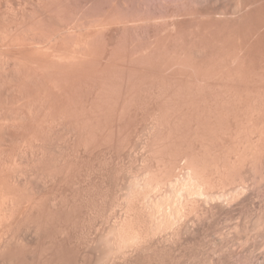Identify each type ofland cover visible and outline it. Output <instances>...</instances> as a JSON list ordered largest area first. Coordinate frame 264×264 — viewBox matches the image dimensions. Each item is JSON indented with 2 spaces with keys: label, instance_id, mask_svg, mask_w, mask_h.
Here are the masks:
<instances>
[{
  "label": "rangeland",
  "instance_id": "1",
  "mask_svg": "<svg viewBox=\"0 0 264 264\" xmlns=\"http://www.w3.org/2000/svg\"><path fill=\"white\" fill-rule=\"evenodd\" d=\"M2 1V2H1ZM0 1V4H2L3 5V7L0 5V7L1 8H3L2 9V11L3 12H5V10H6V12L7 11H9V9L11 10L13 7L15 8V9H13L16 13H18V12H20V13H22V11L24 10V7L22 8L21 6H25V5H21L22 4V2H24V1H22V0H15L14 2H16V5H14L15 3H13V2H10L12 5H10L8 2L10 1H8V0H1ZM4 1H5V3H7V4H5L4 3ZM8 1V2H7ZM21 1V2H20ZM36 0H29V4H31V6H32V3L34 2L35 4L33 5V8L35 7V9H36V6L38 5L37 3H42V0H38V1H36ZM41 1V2H40ZM62 1H64V2H62V4H64V6L62 5V4H60V3H56L55 5L54 4H50V6L51 7H53V5L56 7V5H58L57 6V14L56 13H54L53 15L55 16H53L51 13L52 12H56L55 10H52L53 8H51V7H49V9H51L52 10V12L50 13V11L51 10H48L49 11V18L50 19H52V17H53V19L51 20V21H49V20H46L48 23L46 24V22H45V25L43 24L44 23V21H43V23H41L42 21L40 20V17H38L37 15L35 16V17H38L39 18V20H36V19H38V18H36L35 19V17H34V13L32 14L33 15V20H31L32 22L34 21V23H33V25L37 22L38 24H39V22H40V24H39V27H38V29H42L44 26H46L47 27V25L48 26H50L53 22H54V20H56V22H54L53 23V25L54 26H56V28L53 30V28L54 27H52L51 26V29L53 30H51L50 29V27H48V29H46L47 31H44V32H42L43 30H44V28H43V30H40V32H42L43 34H44V36H45V38H43L44 36H43V34L41 33L40 35H39V30L38 29H36V28H34V30L36 29V31H34V33L36 32L37 33V31H38V34H36V36L34 35V33L33 34H31V35H34L35 36V40L33 39L34 37L33 36H31L30 38L31 39H29V40H33V41H35L34 43H32L31 41V44H35V46L34 45H30V44H28L29 42H26L27 40H26V38L24 39V40H26L25 42L29 45V46H33L32 47V49L35 47L36 49H38V47L40 48V53H39V51L37 50V52L39 53L38 55H40L41 53V55L43 56H45L46 54L45 53H47V50H52V52H53V49H50V48H52L53 46V44L55 43V42H57L58 41V43H60L61 42V46L60 45H58V43H57V45H58V47L60 46V48H61V50L64 48V46H65V48H64V51H62V52H64V53H62L61 52V56H60V58L58 57L59 55H57V57H55V60H58L59 61V59H60V61L62 60L63 61V63H65V64H68L69 63V65L70 64H72L73 63V65L74 66H69V65H64L63 67H69V69L71 68V67H74V68H76V71L78 72L77 73V75L75 74V75H73L74 74V71L75 70H68V71H71V72H73V74L71 75V72L69 73L71 76V78L73 79L74 77H72V76H75L76 77V79H77V77H78V79L79 80H85V81H83V82H85V84H88V85H86L85 86V88L86 87H91L92 88V90L93 89H97L96 88V86H99L98 87V89L100 90L101 89V87L103 86L102 84H103V81L102 80H106L107 79V77L106 76H108V75H110V74H112V75H110L111 76V78H113L112 80H111V78L108 76V79L107 80H109V78H110V83L113 85V86H115V87H113L112 85H110V87H108L107 86V88H106V86L105 87H103L102 88V92L100 93V95L101 94H107L108 93V89L109 88H111L110 89V91H109V94H107L108 96H104V98H108L109 97V95H113L111 98H112V100L110 99V97H109V99H110V101H109V99L107 100L106 99V102L108 101V102H110V103H107V106H106V102L104 103L103 102V99L104 98H102V104L104 103L105 104V106H104V108H107V109H105V112H104V110H102L103 109V106H101V103L100 102H98V103H100V104H98L100 107H102V109L100 110V111H103V113H101L100 111H99V108L100 107H98V105H95V103L97 102V101H99L98 99H97V101L95 102V101H93L94 99H93V97H94V93L96 92L97 93V91H95V90H93L94 91V93L92 92V90L89 88V90H86V89H88V88H84V86L82 85L83 83H80L79 82V80H76L75 78V80L76 81H78V82H76L77 84L78 83H80L79 85V87L81 88H84L83 89V92L85 93H82V91L80 92V90H82V89H80L79 87V89H77V85H75V80H74V82H72L73 80L72 79H69L68 78V80L67 81H69V82H71V83H74V84H71V86H69L70 84H69V82H66V81H63L64 79H62V81L64 82V84H63V82H60V81H58L60 84L62 83V86L63 85H65V86H61L60 84H58V82L57 81H54V80H56V79H52V77H51V81H50V83H49V85L51 86V91H52V89H53V87H54V91L56 92H53L54 94H56V95H53V93L51 92V95L52 96H55L53 99H51V100H54L55 98H56V96H57V98L58 99H60L59 97H61V96H64L65 94L63 93H61V92H63L62 91V89L63 88H68V89H65L64 91H65V93H66V95H68V98H65V97H67L66 95L64 96V98H65V100L63 99V97H61L62 99H63V102L61 101V99L59 100V101H56V99L54 100V101H52L53 102V104L54 105H56V108H58L59 107V105L61 106V105H63L64 106V109L63 110H68V109H70V110H72V111H70L71 112V114H70V112L68 113V114H70L69 116L68 115H66V116H64L63 114H62V112H61V110H60V107H59V109L57 110V113L56 114H58V111H59V113L61 112V114H60V117L62 116V118H59V119H63V117H64V119L67 117V120L65 119V121H67V123L68 122H70L71 123V121H68V119L70 120V119H72L73 117L71 116L72 115V112H73V115H74V119L76 118L77 119V117H80L81 118V116H82V114H81V112H83L84 114H86L85 116L83 115L82 116V118L84 119V121L86 122L85 123V125L86 124H88V123H90V124H96L97 126H96V131L94 132V130H95V125L94 126H92V125H90V124H88V125H90V127H92V128H94V129H89L90 127L88 126V125H86V127H88V128H86L85 127V125H84V130H85V132L83 133V131L82 130H80V129H78V133L79 134H77V137H76V135H75V130H76V128H75V121H74V119H72L74 122H72L73 123V125L72 126H74L73 128L75 129L74 130V132L75 133H73L72 131H73V129L71 130V125H70V123H68L70 126V128L68 127V124H65V123H63L61 120H59L60 122H58V125H57V121H58V119H56V116L54 115V117H55V120H53V121H55V122H53L51 119V117L49 118V116H52L56 111H54L55 110V108L54 109H52L53 107H51V106H53V105H51L50 104V107H49V105H48V108H42L41 109V111H40V108L41 107H39L40 106V103L38 102V101H36V99L38 100V93H40L41 95V97H42V93H41V91H39L38 92V90H40L41 89V84L40 83H38L37 82V80H38V78H37V76L35 75H33L34 77H36L37 79H34L33 77H31L30 79L31 80H33V81H35L34 83H33V86L35 87H33L32 88V82L30 83L29 81L30 80H26V82H28V84L29 85H31V87H29L28 86V89H33L32 90V92H31V96H32V100L31 101H33V99H34V101H36L37 103H39V105H38V107H39V110L38 111H40V112H42V110L44 109L45 110V112H46V110L48 111L49 110V114H47L48 112H44V110H43V112L45 113V115L46 116H48L46 119H49L48 121H49V123H45L44 124V121L45 122H47V120H44L45 118H44V114H43V112L41 113V117H43L42 119H41V117H37V116H39V115H35L36 114V111L37 110H35L34 108L35 107H37V105L35 104V102H33L34 104H35V106H33L32 107V105L31 106H29V107H31L30 109L31 110H29L28 108V104L26 105V107H28L27 108V110H26V108L25 107H23V108H18L17 109V107L16 108H13V111H15L14 113H17V114H19V112L18 111H16V110H19V109H23V110H25V111H20V112H25V114L23 115L22 113H20V116L21 115H23V116H21V117H19L20 119H16V121H20V122H22V126H24V124L28 121L29 123L28 124H30L31 123V125H33L32 123L34 122V121H36L37 119V122L36 123H34V126H38L37 128H36V130H37V133H36V131H35V133H34V130L35 129H32L33 127L32 126H30L31 127V129L27 126V129H28V131L30 132V130L34 133H32L33 135H37L38 136V134L40 135V136H38V137H43L44 139H45V141L44 140H42L43 138H35L34 139V136H33V138H32V136L30 137L29 136V139L30 140H32L31 142L29 141V139L27 140V138H28V136H27V134H26V139H21L22 137H23V135H20V137H19V134H18V132H20V134L22 133H24L23 132V128H26V125H25V127H22L21 125V127L19 126L18 128H21V129H23V130H20V131H18V130H16V129H18L17 128V123H16V121H13L14 123H16L15 125H16V129L15 130H13V129H11L12 131H11V134L10 135H12V133H13V131H17V135H18V137L19 138H17L16 137V135H14V134H16V133H14L12 136H15L16 137V139H15V137L14 138H12L10 135H8V134H6V133H10V131H9V127H11V123H13L12 122V120H15V119H13L12 117H14L13 115H14V113L12 112V114L13 115H9V114H7L9 117H10V119H11V121H9L10 119H8V116H6V115H2V111H1V108H0V112H1V115H0V121H2L1 119L3 118L2 116H6L5 118L6 119H4L5 121H6V125H5V123L3 124V127H4V125H5V130H7L6 128V126L8 125V130H7V132H5V130L3 129V131H2V133H4L2 136H1V138L4 136V139L6 138V136H7V138L8 137H11V138H8V139H11V140H8V139H6L5 141L8 143V141H9V143L7 144L6 142H4L3 143V141H4V139H3V141H1V139H0V141L2 142V145H1V142H0V148H1V146H2V150L4 151V152H2V150L0 151L1 152V154L2 155H0V162L2 163H0V170H1V168H2V170L0 171V186H1V189H0V196L2 195L1 193H3V196H1L0 197V210L3 208L5 211H3V209L0 211V220L2 219H4V221H2V223H3V225L1 224V221H0V245L2 246V251L4 252L5 250H4V248L6 249V247L10 250H8V249H6V252H4V254H3V252H2V254H0V256H3L2 258H3V260L5 259V261H0V264H2V263H4L5 264V262H6V264H21L22 262L21 261H24L25 262V264H39V262H40V264H45L46 262H50L49 264H55L56 263V261H58L57 262V264H60L61 262H64V264L67 262V259L68 258H70L69 259V261L68 262H70L69 264H264V176H262V175H264V155H262L263 153H264V147H263V145H264V143L262 144L261 142H264L263 140H264V124H262L261 125V123H259V120H258V118H260V117H264V116H262V115H264V109L262 110V108H264L263 106H264V103H263V97H264V93H261V91H264V0H118V1H115V0H88L89 1V4H91V6L88 4V2L85 4V6H84V3L86 2V0H85V2H83V3H81V1H84V0H62ZM76 3V4H73L74 2ZM77 1V2H76ZM92 3H91V2ZM123 1V2H122ZM19 2V3H18ZM32 2V3H31ZM55 2H56V0H55ZM57 2H59V1H57ZM60 2H61V0H60ZM71 2V4L69 5V3ZM73 2V3H72ZM98 2V3H97ZM115 2V3H114ZM66 3H67V5H66ZM79 3H81L80 5H79ZM95 3H96V5H95ZM114 3V4H113ZM241 3V4H240ZM5 4V5H4ZM10 6H9V5ZM20 6H19V5ZM88 4V5H87ZM92 4H94V6L92 5ZM119 4H120V7H119ZM240 4V5H239ZM7 5V6H6ZM36 5V6H35ZM60 5H62V6H60ZM66 5V6H65ZM68 5H69V7H68ZM75 7H77V8H74V6ZM83 5V6H82ZM110 5H111V7H113L114 6V8H110L109 9V7H110ZM241 5H243L242 7H241ZM6 6V7H5ZM12 6V7H11ZM21 7L20 9H19V7ZM72 6H73V8L74 9H72ZM86 6H88V7H86ZM90 6V7H89ZM117 6L119 7V9H120V11H117ZM16 7H17V11H16ZM45 7V6H44ZM58 7H61V14L59 13V11H60V8L58 9ZM84 7V8H83ZM116 7V8H115ZM0 8V9H1ZM5 8V9H4ZM8 8V9H7ZM26 8V7H25ZM66 8V9H65ZM68 8V9H67ZM20 11H19V10ZM23 9V10H22ZM35 9H33L34 11L33 12H36L37 13V11L35 10ZM46 10V12H47V9L46 8H43V10ZM64 9V10H63ZM77 9V10H76ZM79 9V10H78ZM114 9H115V11H114ZM29 10V9H28ZM70 10V12L68 13V11ZM74 10V11H73ZM107 10V11H106ZM108 10H110L112 13H113V15H112V13H111V15H110V12L108 11ZM1 10H0V17L2 18L1 20H4L5 18H7V19H5L6 20V24H7V28L8 27H10V22H9V20H8V15L11 13V11H9V14H8V12H7V14H6V12H5V14L2 12ZM29 11H31V10H29ZM106 11V12H105ZM38 12H40V10H38ZM41 12H42V10H41ZM44 12V11H43ZM63 12H65V14L63 13ZM72 12V13H71ZM105 12V13H104ZM35 13V14H36ZM59 13V14H58ZM74 13H76V16H75V14ZM109 14V16H106V15H108ZM45 14H47L48 15V12L47 13H45ZM51 14V15H50ZM68 16H67V15ZM4 15V18L2 17V16ZM5 15H6V17H5ZM20 15H22V17H23V13L22 14H20ZM58 15V16H57ZM61 15V16H60ZM66 15V16H65ZM71 15V16H70ZM102 15H105V16H102ZM63 16H64V19H63ZM72 16H75V17H72ZM112 17L113 16V18H110V20L111 19H113V21L111 20H109V19H106V21L108 20L109 21V23H107L106 21H105V17L107 18H109V17ZM21 16H19V18H20ZM59 17V18H58ZM60 17L64 20V23L68 26L67 28L65 27L66 25H64V26H62L63 25V23H61V22H63L61 19H60ZM46 18L48 19V17L46 16ZM70 18V19H69ZM75 18V19H74ZM81 20H79V19ZM22 19V21H23V18H20L19 19V21ZM65 19H67V20H65ZM75 20V21H72V20ZM100 19H101V21H100ZM115 19V20H114ZM4 20V21H5ZM35 20H36V22H35ZM42 20H44V19H42ZM59 20H61V22H58L57 23V21H59ZM69 20H70V22H69ZM76 20H77V23H75L76 22ZM105 21L106 23V25L104 26V23H103V21ZM117 20V21H116ZM123 20V21H122ZM4 21H0L1 23H2V25H0V27H1V30L3 31L4 30V32L7 34V35H9L8 34V32L10 33L11 31V28L8 30L7 28H4V29H2V27H6V24L4 23L3 24V22ZM8 21V22H7ZM22 21H20V23L22 22ZM78 21H79V23H78ZM84 21V22H83ZM89 21V22H88ZM96 21L98 22V23H96ZM120 21V22H119ZM66 22H68V23H66ZM110 22L112 23L113 22V24H110ZM117 22V23H116ZM127 24H126V23ZM8 23H9V26H8ZM51 23V24H50ZM57 23V24H56ZM69 23H71V24H74L75 23V26L74 25H69ZM84 23V24H83ZM100 23H103V25L102 24H100ZM115 23V24H114ZM119 23V24H118ZM132 23H134L133 24V26H132V29H130V27H131V25H132ZM137 23H139V24H137ZM37 24V25H38ZM78 24V25H77ZM85 24H89L88 25V27H87V25H85ZM91 24H93V26L91 25ZM109 25V29L111 30L112 29V31L116 34H114L112 31H110L109 29H108V25ZM122 24L124 25V24H126L124 27H126V26H128L127 28H126V30H125V28L122 26ZM37 25H35V26H37ZM58 25V26H57ZM61 25V26H60ZM78 27H77V26ZM80 25H82V26H80ZM84 25V26H83ZM95 25V26H94ZM97 25V26H96ZM100 25V26H99ZM115 25V26H114ZM116 25H120L119 27H117ZM40 26H41V28H40ZM43 26V27H42ZM60 26V27H59ZM72 26V27H71ZM74 26V27H73ZM85 26L87 27V28H85ZM89 26H91V27H89ZM101 26L102 27H105L106 28V26H107V28H106V30L104 29V28H101ZM111 26H113V27H111ZM137 26V27H136ZM34 27V26H33ZM66 29H65V28ZM69 27H71V29L69 28ZM84 27V28H83ZM93 27H96L97 29L95 30V28H93ZM103 29V30H105L106 32H105V34L103 35V36H101V37H99V34L98 33H101L100 31H102L101 29ZM123 27V28H122ZM59 28V29H58ZM61 28V29H60ZM69 28V29H68ZM77 28V29H76ZM81 28V29H80ZM93 29V31L95 30V32H93L92 31V29ZM114 28H117V29H114ZM137 28V29H136ZM5 29H7V30H5ZM64 29H65V31H67L66 32V34H65V31H64ZM75 29H76V31H75ZM79 29V30H78ZM84 29H85V31L87 32H89V33H91L90 34V36H89V34H88V32L86 33L85 31H84ZM91 29V30H90ZM109 31H108V30ZM169 29V30H168ZM0 30V33L2 32ZM48 30H50L51 32H49ZM115 30V31H114ZM119 32H118V31ZM130 30V31H129ZM8 31V32H7ZM57 31H63L62 33H60V32H57ZM70 31V32H69ZM72 31H74V32H72ZM81 31V32H80ZM92 31V32H91ZM107 31H108V33H107ZM124 31V32H123ZM4 32H2L1 34H2V36H4V38L7 36ZM47 32V33H46ZM52 32H54V33H52ZM60 33V36H61V38L64 40H61V38L59 39L58 37H60V36H56L55 35V33ZM69 32V33H68ZM76 32V33H75ZM80 32V33H79ZM98 32V33H97ZM104 32V31H103ZM102 32V33H103ZM109 32H111L113 35H111V33H109ZM116 32H118V33H116ZM130 32V33H129ZM165 32H167L166 34H165ZM172 32V34H170ZM5 35H4V34ZM20 33H23L22 31L20 32V31H18V34H20ZM52 33V35L51 36H54L55 35V40L56 41H54L53 42V40H52V38H51V36H50V34ZM83 33H85V34H83ZM93 33H95V34H93ZM121 33V34H120ZM126 33V34H125ZM128 33V34H127ZM45 34H47V35H49V36H47V35H45ZM64 34V35H63ZM74 35V39L72 38V39H70V38H68V35ZM76 34V35H75ZM77 34H79L80 35V37L78 38L77 36H79V35H77ZM98 35V37H97V35ZM110 34V36L112 37H110V36H108ZM132 35V37H131V35ZM168 34H169V36H168ZM23 34H20L18 37L20 38L19 39V41L17 40V37H16V39H14V40H16L15 42H17L19 45H17V46H15L14 45V43H13V46L16 48V47H18V49H19V47L22 49V43H25V42H23L24 40H22L21 39V37L22 38H24V36H22ZM43 36V37H41V38H43L42 39V42L41 43H44V42H47L48 41V43L52 40V42L51 43H46V44H44V45H46V48H44L43 46V44H42V46H41V43L39 42V40H41V38L40 37H38L37 38V36ZM66 35H67V38H66ZM70 35H69V37H70ZM82 35V36H81ZM85 37H84V36ZM86 35H88L87 36V38L89 37L90 39H86ZM115 35V36H114ZM156 35V36H155ZM167 37H166V36ZM93 36H96V38H98V39H96L95 37H93ZM130 36V37H129ZM154 36V37H153ZM158 36V37H157ZM57 37V38H56ZM72 37V36H71ZM76 37V38H75ZM93 37V38H92ZM107 37V38H106ZM172 37V38H171ZM0 38H2V37H0ZM3 38V39H4ZM40 38V39H39ZM50 38H51V40H50ZM65 38V39H64ZM81 38V39H80ZM91 38H92V41H91ZM103 39L104 40V42L103 41H101V39ZM106 40H105V39ZM108 38H110V39H108ZM126 38V39H125ZM154 38H155V40H154ZM156 38H157V40H156ZM166 38H168V39H166ZM36 39H38V40H36ZM46 39H48L47 41H46ZM72 40V41H74V42H76V43H74V42H67V40ZM75 39H76V41H75ZM79 39V40H78ZM84 39V40H83ZM108 39V40H107ZM112 39V40H111ZM152 39V40H151ZM1 40V39H0ZM5 40V39H4ZM4 40H1V42H3ZM28 40V41H29ZM81 40H82V43H83V47L86 45V47H84L85 48V51H87L86 49H88V47L90 46L91 48H93V49H95V52L97 51V50H99L98 52H100L101 53V51H100V48L102 49L103 47V49H105V47H106V49L103 51V49H102V52H104V53H107V54H105L104 56H103V54L104 53H101V57H106L105 59L103 58H99L100 57V53H94V56H91V54L94 52V50H91V53H90V49H89V51H87V53H89V56H87L88 54H86L85 55V51H84V48L81 46L82 45V43H81ZM111 40V41H110ZM154 40V41H153ZM22 43H21V42ZM36 41H37V45H38V47H37V45H36ZM44 41V42H43ZM67 42V44H64L63 42ZM88 41H90V42H92L91 44H90V42L89 43H87ZM98 41H100V45H99V42ZM106 41H108L106 44V46L104 45L105 44V42ZM109 41L110 42H112L111 44H109ZM156 41H157V43L158 44H156ZM167 41V42H166ZM170 41V42H169ZM0 42V43H1ZM79 42V43H78ZM96 42V43H95ZM7 44L5 41L3 42V44L2 45H4V47H5V50L7 49L8 50V48H7V46L5 45V44ZM21 43V44H20ZM26 43H25V45H26ZM40 43V44H39ZM85 43V44H84ZM93 43H94V46H92L93 45ZM104 43V44H103ZM133 43V44H132ZM80 44V45H79ZM87 44H89V45H87ZM103 44V45H102ZM112 44H113V46H112ZM156 44V45H155ZM1 45V44H0ZM21 45V46H20ZM28 45H26L27 46V48H29V46ZM40 45V46H39ZM47 45H49V46H52V47H49V46H47ZM81 46V48H83V50L82 49H79V50H81L82 52H83V54L82 53H80V55L79 54H76V50H78L77 49V47L78 48H80L79 46ZM110 45V46H109ZM23 46H24V44H23ZM55 46V45H54ZM68 46H69V48H68ZM76 46V47H75ZM97 46V47H96ZM102 46V47H101ZM109 46V47H108ZM153 46H155V47H157L156 48V50H158V51H156L155 50V48L153 47ZM14 47H11V48H14ZM31 47L28 49V52H30L31 51ZM74 49H73V48ZM1 48H3V46H0V49ZM14 48V49H15ZM34 48V49H35ZM42 48L45 50V51H41L42 50ZM54 48V47H53ZM59 48V49H60ZM67 48V49H66ZM75 48H76V50H75ZM97 48H99V49H97ZM108 48H109V50H108ZM111 48H113V49H111ZM152 50H151V49ZM35 49V50H36ZM111 49V50H110ZM130 51H129V50ZM135 49L140 53L141 52V54H138V52L137 51H135ZM149 49H150V52L151 51H153L155 54H153L152 52V54L149 52ZM3 50V49H2ZM16 50V52H17V49H15ZM66 50H67V52H66ZM69 50V51H68ZM78 50V51H79ZM114 50V51H113ZM148 50V51H147ZM201 50V51H200ZM203 50V51H202ZM204 50H206V51H204ZM20 52H21V50H19ZM71 51V52H70ZM75 51V52H74ZM77 51V53H79ZM80 51V52H81ZM93 51V52H92ZM106 51V52H105ZM110 53H109V52ZM20 52L18 53L19 55L17 56V57H19L20 56ZM43 52H45L44 54H43ZM52 52H50V51H48V54H50V53H52ZM67 53V55H66V53ZM115 52H116V54H115ZM126 52V53H125ZM129 52V53H128ZM131 52V53H130ZM134 52H136V53H134ZM145 52H147V54H150V56H148ZM149 52V53H148ZM203 52V53H202ZM32 53V52H31ZM30 53V55L31 56H33V58L35 59L36 58V56L34 55V54H36V53H34V51H33V53L31 54ZM68 53H70V54H75L76 56L78 55L79 57H77V59L79 58L80 60L82 59V61H80L79 59H78V61L77 62H75L76 61V58L74 57V59L75 60H73V58H72V56H70ZM109 53V54H108ZM113 53L115 54V55H113ZM133 53V54H132ZM205 53V55L203 56V54ZM207 53V54H206ZM60 54V53H59ZM63 54H64V57H66V59H64L63 60ZM72 54V55H73ZM98 54V55H97ZM127 54V55H126ZM128 54H130V56L128 55ZM144 54V55H143ZM146 54V55H145ZM202 54V55H201ZM37 55V54H36ZM37 55V56H38ZM40 55V56H41ZM75 55H73V56H75ZM82 55V56H81ZM84 55V56H83ZM106 55H108V61H103L102 62V60H107V56ZM109 55H111V56H109ZM139 55V56H138ZM154 55V56H153ZM157 55V56H156ZM86 56V58H83V57H85ZM96 56V58H94ZM98 56V57H97ZM136 56L138 57L136 60H135V58H136ZM144 56V57H143ZM147 56V57H146ZM152 56V61H153V63L151 62L150 64H149V62L151 61V59L150 58H148V57H151ZM62 57V58H61ZM69 57H71V59L69 58ZM88 57V58H87ZM90 57H91V59H90ZM133 58V60H135V61H132L133 62V65H134V67H135V69L134 70H137V72L138 73H140V75L135 71V73L136 74H138L139 75V78H137V76L138 75H136L135 73H131L130 74V72H127L128 71V68L130 67L129 66V64H127V66H123V65H126V64H124V62H126V63H132V62H130L131 60H132V58ZM243 57H245L244 59H243ZM37 58H40L39 56L37 57ZM42 58V57H41ZM59 58V59H58ZM99 58V59H98ZM127 58H131V59H128L127 60ZM150 59L149 60V62L148 61H146L147 59ZM237 58V59H236ZM239 58V59H238ZM67 59H69L70 61L72 60V62L70 63V62H68V60ZM84 59H87V60H85L84 61ZM109 59L111 60V61H115V62H112L111 63V61H109ZM234 59V60H233ZM18 60V59H17ZM67 60V62H65ZM88 60H90V62L88 61ZM96 60H97V62H98V66H99V63L100 64H102V66L101 67H104L105 66V68L106 67H108V69L107 70H109V71H107L105 68H104V70H103V68H101L100 66H99V68H97L98 66H97V62H96ZM19 62H21L20 61V58H19V60H18ZM60 61H59V63H60ZM62 61H61V63H62ZM82 62V63H78V62ZM232 61H233V64H234V66L232 67ZM235 61H236V63H235ZM238 61V62H237ZM83 62H84V64H83ZM92 62H93V64H92ZM96 62V63H95ZM107 62H109V66H108V63ZM148 62V63H147ZM227 62V63H226ZM231 62V67H232V69H231V67H229L230 69H228L227 67V65H229V63ZM62 63V64H63ZM75 63V64H74ZM107 65H106V64ZM114 63H116V64H114ZM147 63V64H146ZM174 64V63H176L175 65H172V64ZM240 63H242V65L240 66L241 68H238L239 67V64ZM76 64H80L79 65V67L78 66H76ZM86 64H88V65H86ZM91 64V65H90ZM136 64H137V66H136ZM143 64L145 65V66H143ZM225 64V65H224ZM82 65V66H81ZM96 65V66H95ZM133 65H131V69L129 68V70L130 71H132V69L134 68H132V66ZM141 66V67H139V66ZM148 65V66H147ZM152 66L151 68L152 69H154V70H156V72L153 70V71H151V70H149V72H148V70L147 69H150V68H148V67H150V66ZM155 65V66H154ZM163 65V66H162ZM164 65H166L165 67H167V68H165V71H163L161 68H163L164 67ZM169 65V66H168ZM229 65V66H230ZM236 65H238V66H236ZM35 65H33L32 66V68L34 67ZM76 66V67H75ZM85 66H87V67H85ZM93 66H95V67H93ZM116 66V67H115ZM145 67L146 68V70L147 71H145V68H144V71H142L143 70V67ZM161 66V67H160ZM178 67V66H181L180 68L178 67V68H176V67ZM227 66V67H226ZM65 67V68H66ZM83 67V68H82ZM89 67V68H88ZM91 67H92V69H91ZM123 67H124V70H125V72L123 73ZM125 67H127L126 69H125ZM154 67V68H153ZM170 68V70H169V68ZM185 69H183V68ZM189 67L191 68V69H189ZM80 68V69H79ZM88 68V69H87ZM95 68H96V70H95ZM101 68V69H100ZM111 68H112V70H111ZM156 68H158V69H156ZM226 70H225V69ZM239 70H238V69ZM33 69H35V71H36V68H33ZM68 69V68H67ZM82 72L83 71V73H85L84 75H83V73H80V71ZM83 69V70H82ZM86 69V70H85ZM89 69H91V70H93V71H90ZM142 69V70H141ZM161 69V70H160ZM164 69V68H163ZM171 69L173 70L174 69V71H175V73H174V71H172L173 72V75H172V72H171ZM177 69V70H176ZM196 70V72L198 71L199 72V74L201 75V78H200V75L198 74V72H197V74H196V77H198L199 79H200V81H199V79H193L195 76V71L194 70ZM223 69V70H222ZM235 69H237L236 71H235ZM243 69V70H242ZM99 70H101V72L102 71H106V72H109V74H107V73H105L104 74V77H105V79H103V77H102V73H99ZM139 70V71H138ZM157 70H159L158 71V73H160V74H158L157 73ZM167 70V71H166ZM225 70V71H224ZM233 70V71H232ZM90 72V75H92L93 74V76H90L89 75V72ZM98 71V72H97ZM112 73H111V72ZM160 71H162V72H164L163 74H162V72H160ZM177 71H180V72H177ZM188 71L189 72H193V73H191V74H193L192 76H194V77H192L191 76V80L194 82L193 84H192V86H191V84L189 85L188 84V82H191V81H189V79H187L186 80V77L187 76H189V75H191L190 73L189 74H187L188 73ZM228 71H231V72H229L228 73ZM240 71V72H239ZM87 72V73H86ZM95 73V75H94V73ZM103 72V73H104ZM134 72V71H133ZM141 72H143V74L141 73ZM144 72L145 73H147V74H145V76L147 77V78H145V76H144ZM153 72V73H152ZM169 74H168V73ZM182 72H183V74H187V76L185 77V75H183L184 76V78H183V76H182V78L181 77H178L179 75L181 76L182 75ZM184 72H186V73H184ZM223 72H226V74H224ZM239 72V73H238ZM263 74H261V73ZM76 73V72H75ZM80 73V74H79ZM92 73V74H91ZM96 73L97 74H99L98 76L100 77H102V80H101V78H98V79H96L97 81L100 79L101 80V82H100V80H99V82L101 83V84H93V86H94V88L92 87V86H89V85H92V82L93 83H96L97 81L95 80V78H97V75H96ZM123 73V74H122ZM126 73V75H124ZM128 73H129V75H128ZM151 75V76H153V74L155 75L154 76V78H155V80H153V77H151V76H149V74ZM178 74V76H175V75H177ZM221 73V74H220ZM232 73V74H231ZM233 73H235V74H233ZM236 73H238V74H236ZM241 73V74H240ZM245 75H244V74ZM79 74V75H78ZM88 74V75H87ZM162 74V75H161ZM168 74V75H167ZM227 75L225 78H226V82H228V80L232 77V78H234V80H235V82H236V84L237 85H235V86H233L235 83H234V81L232 82L231 81V79L229 80V82L231 83H233V85L232 84H227L226 82H223V83H221V84H223V85H221V84H219L220 82L219 81H225V78H223V75ZM258 74V75H257ZM82 75V76H81ZM124 75V76H123ZM132 75V76H131ZM142 75V76H141ZM163 75H165L164 77H163ZM175 76V77H178V78H181L180 80L182 81V79L184 80H186V82H187V84H185L186 82H184V81H182L181 83H179V80L178 79H176L175 77H171V76ZM198 75V76H197ZM231 75V76H230ZM236 75V76H235ZM239 75H242V76H239ZM17 76V78H19L20 80H21V76H20V74L19 75H16ZM19 76V77H18ZM89 76V78H88V80H89V82L91 83V84H89V82H88V80H87V78L86 77H88ZM94 76H95V78H94ZM126 76V77H125ZM128 76H130V78H129V80H130V83L133 85H131V86H129V80H128ZM136 78H135V77ZM142 78H141V77ZM149 76V77H148ZM202 76H203V80L204 81H202ZM213 76H214V78H213ZM219 76H221V77H219ZM229 76V77H228ZM245 76V77H244ZM82 79H81V78ZM93 77V78H92ZM133 77V78H132ZM143 77L145 78V79H147L148 81H145L144 79H143ZM156 77H157V79H156ZM159 77H160V79H159ZM162 77H163V79H166L165 81L162 79ZM169 77L170 78H172V80L174 79V81H176L177 80V82L181 85L182 83H184V84H182L183 85V87L184 86H186L187 85V87L185 88H181V91H179L178 89L180 88V87H182V86H180V85H178L177 84V82H176V84L178 85V86H180L177 90L180 92V93H178V99L179 98H181V100H183L182 98H185L187 95H189L190 93V91H187L188 89L189 90H191V93L193 94V95H189V96H191L192 97V101L194 102H192L191 103V98L190 99H187L188 100V102L187 101H185V103H184V100L183 101H181L180 99V103H182V106H180V108L181 107H183L185 110H187L186 111V113L187 112H189L190 110H192L193 108V110L192 111H194L195 110V112H196V114L195 115H193V112L191 111V113H190V115L188 114L187 116H186V118L188 117V119H184L183 117H184V115H185V113L183 112V108L180 110V108H179V100L175 97L176 95H174L173 93L175 92L174 90H172L171 89V91H173L172 92V95L174 96V98H176L175 99V101L176 102H174V100H172V98H169L170 97V95H171V93H169V90H170V86H173V84L172 83H174V81L172 82V83H170L171 82V80H170V82H169ZM190 77V76H189ZM188 77V78H189ZM228 77V78H227ZM236 77H238V78H236ZM246 77H247V79H246ZM256 77V78H255ZM259 77H261V78H259V80H261L262 79V81H259L258 80V78ZM16 78V80H18ZM90 78H92V81H91V79ZM125 79V80H123V81H121L122 79ZM149 78H150V80H149ZM210 78H212V84H210L211 83V81H209L208 79H210ZM219 78V79H218ZM240 78V79H239ZM25 79H28V78H25ZM228 79V80H227ZM243 79V80H242ZM244 79H245V81H244ZM255 79H257V81H258V83H256L257 81L255 80ZM15 80V81H16ZM20 80H18V81H20ZM71 80V81H70ZM86 80H87V82H86ZM94 80H95V82H94ZM107 80H106V82H107ZM153 81V84L151 85V83L150 82H152ZM160 81V83H161V80H162V83H161V85H160V83H159V81ZM199 81L201 84H197V81ZM206 80L208 81V82H210L209 84H208V82H206ZM211 80V79H210ZM217 82H219V83H215L216 81ZM238 80V81H237ZM39 81V80H38ZM55 83H54V82ZM114 81H116V84H114L115 82ZM121 83V84H123V85H121L119 82ZM124 81H126L128 84L126 85V82H124ZM134 81V82H133ZM143 83V85L141 84V85H139V83H141V82ZM156 81V82H155ZM253 81V82H252ZM17 82V81H16ZM16 82H15V84H16ZM25 82V83H26ZM40 82V81H39ZM57 82V83H56ZM109 82V81H108ZM108 82H107V85H108ZM123 82V83H122ZM147 82V83H146ZM148 82H149V87L147 88L146 86H148ZM159 83V85H158V83ZM165 82V83H164ZM196 82V83H195ZM204 82H205V84L207 83V85H205L204 84ZM228 82V83H229ZM237 82H240V84H238ZM243 82H244V84H243ZM248 82H249V84H248ZM18 83V82H17ZM35 83H38V85H36ZM167 83V84H166ZM168 83H169V85L170 86H167L168 85ZM192 83V82H191ZM213 83H214V85H215V87H214V85H213ZM224 83H226V84H224ZM254 83H256L255 85H254ZM27 84V85H28ZM53 84V85H52ZM66 84H68V86L66 85ZM84 84V85H85ZM106 83L104 82V85H105ZM134 84H135V87H134ZM203 84L205 85L204 87H203ZM216 84H218V86L220 87V85L221 86H223V87H220L221 89H222V91H221V89L217 86L216 87ZM248 86H246V85ZM253 84V85H252ZM261 86L260 88H259V85ZM54 85H60V86H54ZM73 85L75 86L74 88H73ZM102 85V86H101ZM120 85L122 86V88H124L123 86H125V88L124 89H122L121 87H120ZM153 85H154V87H153ZM164 85H166V86H164ZM175 85V84H174ZM176 85V86H177ZM199 85H201L202 87H200ZM208 85L209 86H213L214 88H212V86H211V90H210V87H208ZM225 85H228V88H229V86H231L229 89L230 90H232V88L234 89V91L233 92H231V91H229V92H226L225 90L226 89H224V87L225 88H227V86H225ZM243 87V88H241V86ZM250 85V86H249ZM263 85V86H262ZM17 86V88H16V90H18L19 88H20V86H21V82H19V87H18V85H16ZM15 86V87H16ZM39 88H38V87ZM53 86V87H52ZM117 86H119V87H117ZM126 86H129V87H132L131 88V90H134V91H132L133 93H137V94H134V95H132V92H131V90H130V88H128L129 90L128 91H130L131 92V94H130V92H129V94H127L126 92V90H127V87ZM140 86V87H139ZM150 86H152L151 88H150ZM208 87L207 89L205 88V87ZM238 86V87H237ZM256 86V87H255ZM258 86V87H257ZM15 87L14 88H12V89H15ZM61 87V88H60ZM72 89V90H70V88ZM134 87V88H133ZM137 87H138V89H137ZM142 87V88H141ZM143 87H145V88H143ZM163 89H162V88ZM189 87V88H188ZM194 87V88H193ZM235 87V88H234ZM252 89H251V88ZM38 89V90H36V93L37 94H35L34 92H35V89ZM59 88H60V90H59ZM76 88V89H75ZM104 88H106V89H104ZM112 88L114 89V91H112ZM117 88H119V90H121L120 91V93H119V90L117 89ZM141 90H140V89ZM150 88V89H149ZM152 88H153V90H152ZM155 88V89H154ZM160 90H159V89ZM164 88H166V89H164ZM168 88H169V90H168ZM175 88V87H174ZM177 88V87H176ZM176 88H175V90H176ZM188 88V89H187ZM191 88V89H190ZM203 88H205L206 90L204 91V89L202 90ZM240 88V89H239ZM245 88V89H244ZM261 90H259V89ZM20 89H22V88H20ZM19 89V90H20ZM57 89V90H56ZM74 89L76 90V92L79 90V92L78 93H82V95L81 94H78L79 96L81 95V98L79 99L78 97H76L77 95H75L76 94V92L74 91ZM97 89V90H98ZM137 91H136V90ZM151 91V93H150V91ZM158 90V93H157V90ZM161 89L163 90V91H165V93L163 92V91H161ZM187 89V90H186ZM202 90V92L204 91V92H206V93H203L202 94V92H201V90ZM212 89H214V90H212ZM217 89V90H216ZM224 89V90H223ZM228 89V90H229ZM236 89L238 90H240V92H236ZM244 89V90H243ZM248 89V90H247ZM251 89V90H250ZM256 90V92H255V90ZM258 89V90H257ZM263 89V90H262ZM16 90H11V88H10V90H8V88H7V95L4 93V96H6V98H7V96L12 92V91H14V92H12L11 94H16L15 93V91ZM18 90V91H19ZM69 91V93L70 94H67V91ZM84 90H86V91H90L91 93H93L92 95L89 93V92H85ZM105 90H107V91H105ZM123 90H125L124 92H123ZM146 90H147V92H146ZM156 90V91H155ZM167 90H168V92H167ZM183 90H186L187 91V93H189V94H187L186 96L184 95V96H182L183 95ZM207 90H208V92H207ZM220 90V91H219ZM227 90V91H228ZM241 90H243V91H241ZM8 91H11V92H8ZM24 91V90H23ZM73 91V92H72ZM103 91H104V93H103ZM170 91V92H171ZM177 91V92H178ZM186 91L184 92V94H186ZM198 91L200 92L199 93V95L200 94H202V96L204 97L205 96V94L208 96V97H206L205 99H203V101H202V98H200V97H202V96H198ZM210 91H214V93H215V96L213 95V92H211V93H209ZM217 91H219L220 93L221 92H223V91H225L224 93H222V94H224V95H222V94H220L219 92H217ZM20 92H21V90H20ZM30 92H28V95H29V93ZM60 92V93H59ZM105 92H107V93H105ZM144 92H146L147 93V95L144 93ZM150 94H149V93ZM155 92V93H154ZM162 92H163V94H170L169 96L168 95H164V96H162L163 94H162ZM217 92V93H216ZM233 93V94H231V93ZM33 93V94H32ZM57 93L59 94V95H61V96H58L57 95ZM71 93H72V97L71 96H69V95H71ZM75 93V94H74ZM88 93V95L87 96H89V94H90V96H89V98L90 97H92L90 100L88 99V97H85V99H86V101H87V99L89 100V102L88 103H90V104H94V106H97V108H94V109H98V111L100 112V115H101V117L100 118H102V116H103V120L102 121H99L100 119L98 118V121H96L97 120V118L96 119H94L95 120V122L96 123H93L92 121H91V119L90 118H88V119H90V121L92 122H90L88 119L86 120V116H89V114H90V116H92L91 118L93 119L94 117L93 116H95L96 114H95V112L97 111H89V109H88V112H89V114H87V109L85 108L87 105H90V104H87V102H86V106L85 105H81V104H79V102H76V101H83V97H84V95L86 96V94ZM112 93V94H111ZM122 93V94H121ZM154 93V94H153ZM159 95H157V94ZM207 93H209V94H207ZM230 93V95H228ZM235 93H237V95L235 94ZM241 93V94H240ZM257 93H258V95H257ZM10 94V95H11ZM17 94H18V92H17ZM27 94V93H26ZM35 94V95H34ZM117 94H121V95H117ZM124 94H126V95H129V97H131V98H133V100H130L131 101V103H132V105H133V103H134V105H133V107H132V105L130 104V101H129V103H128V101H127V99L129 98L128 96V98L127 99H125V95ZM162 94V95H161ZM177 94V93H176ZM180 94H182V95H180ZM194 94H196V95H194ZM220 94V95H219ZM262 94V98H260L261 96H259V95H261ZM18 95H20V94H18ZM18 95H15V99H16V101L20 104L21 102V104L19 105V107L20 106H22L23 105V102H24V104H26L25 102L26 101H23V99L22 98H20V96H18ZM99 95V98L101 99V96ZM124 95V96H123ZM131 95V96H130ZM151 97H150V96ZM171 95V96H172ZM212 95V96H211ZM233 95V96H232ZM236 95V96H235ZM242 97H240V96ZM19 97L18 99L16 98V97ZM120 96H122V97H120ZM133 96V97H132ZM136 96V97H135ZM155 96V97H154ZM167 96V97H166ZM182 96V97H181ZM217 98L216 100H215V102L213 101L215 98ZM217 96V97H216ZM219 96H221L222 98L220 99L219 98ZM227 96V97H226ZM235 96V97H234ZM239 96V97H238ZM257 96H259V97H257ZM11 96H9V98H10ZM71 97V98H70ZM74 97H76L77 98V100L74 98ZM116 97H118V98H116ZM135 97V98H134ZM161 98V100L159 99V98ZM164 97V98H163ZM212 98L211 100H210V98ZM224 97V98H223ZM233 97H234V99L235 100H233ZM238 97V98H237ZM6 98H4L5 100H7ZM27 98L29 99H27L28 100V102L30 101V99L31 98H29L28 96H27ZM52 98V97H51ZM72 98H74V100H72ZM137 98V99H136ZM152 98V99H151ZM153 98H154V100H153ZM163 98V99H162ZM173 98V99H174ZM187 98H189L188 96H187ZM196 98H199V99H196ZM225 98H227V99H225ZM232 98V99H231ZM260 98V99H259ZM19 99H22V100H19ZM57 99V100H58ZM71 99V100H70ZM79 99V100H78ZM120 99V100H119ZM123 99H124V101H123ZM130 99V98H129ZM128 99V100H129ZM155 99H157V101L155 100ZM169 99H171V101L169 100ZM196 99V100H195ZM207 99V101H209V102H207V103H212V101L214 102V103H216L217 102V100L219 99L221 102H222V100H223V104L224 103H226V101H227V103H226V106L228 107V110H227V108H226V111L224 112L223 110H225V107L223 106V104L220 102V106H219V102L218 103H216L217 105H218V107H216V109H218L219 107H220V109H221V111H222V113H221V115L223 114V113H228V112H230L229 111V107L230 108H232L231 109V112L230 113H228L229 115L228 116H231V114H233V113H235V111H236V107L238 108L237 109V111H239L238 113H240V114H242L243 112H245V111H249V109L250 108H253V107H255V103H258V105L260 106V103L263 105H261L262 107L260 108V107H258V105L256 104V106H257V108L259 109H257V108H253L254 109V112L256 111V112H258V113H256L255 112V114H257V115H260L259 113H260V111H261V113H262V115H260V117H258L257 115H255V117L257 116V118H254V116H253V114H254V112L253 111H249V112H251V114H249V112H247L248 114H246V113H244V114H246V116H249L250 118L252 117L253 119L251 120L250 118H248V117H246L245 115H243L242 114V116L240 115V114H237V116H239L240 118H243V116H245L244 118L246 119V118H248L247 120L248 121H253L254 123L256 122V119L258 120L257 121V123H256V125L254 124V123H252V124H254V128L255 129H257L258 127H259V125L260 126H263V128H259L261 131H258V130H256L255 131V129H252V130H254V131H252V132H255V133H257V134H253L252 132H250V129H249V127L251 126V128H253V125H251V122H248V125H249V127L245 124V122L247 121H245V119H244V121L241 119V121L244 123V125H243V123L242 122H240L239 120H238V118H237V116L235 117V115H236V113H235V115H234V117L231 119V120H229L230 121V123H228V124H230V126L232 125V126H236V120L237 121H239V123L241 124L242 123V126L241 127H244V129L243 128H240V124L238 123L237 125L239 126H237L238 128V130H241L242 129V131H244V132H241L240 133V131L239 132H237V135L235 134L236 133V131H237V129L235 130V132H234V130L232 131V130H230V131H232V132H230V135H231V137H232V133L234 132V134L236 135H234L233 136V141L234 140H236V145H237V143H238V145H240V144H242L241 145V147L243 146V144H245V146H243V148L246 150V148L247 149H249L248 148V145H249V147H251L252 148V150L254 151L255 149H253L255 146H257V144L259 145L260 143L262 144V147H263V152L260 154L261 156H263V157H261L260 155H256V153L255 152H257L258 153V151H255V152H253V151H243L244 152V154L242 153H240L243 149L242 148H239L240 146H236V147H238L237 149H241V151H239V150H237V153L236 152H231V154L229 153V155L227 156L226 154V152H229V151H232V149H234V151H235V148H233L232 147V145H234L235 144V141L234 142H232L231 140V137L229 138L228 136H230V135H228L229 134V132H228V128H230L229 126H228V124H227V122H226V120H225V124H223L224 123V119L226 118H229V117H227L226 116V114L224 115V118L223 117H221L220 115H218V114H220V109H218L217 111L219 112V113H217V115H218V117L217 116H214V119H213V116L212 115H214V114H212V113H214L213 111H215V110H213L215 107H213V106H216L215 104H213V106L211 105V103H210V105H208L207 103H206V100ZM229 99L231 100V101H229ZM237 99H238V101H237ZM242 99V100H241ZM257 99H259V101L257 100ZM39 100H41V98H39ZM69 100V101H68ZM113 100H116V101H113ZM126 100V101H125ZM160 100V101H159ZM177 100H178V104H176L177 103ZM185 100H186V98H185ZM189 100H190V103H189ZM195 100V101H194ZM199 100V101H198ZM200 100H201V102H200ZM218 100V101H219ZM226 100V101H225ZM262 100V101H261ZM8 101H10V100H8ZM15 100H14V102H15V104H14V102H13V104L15 105V106H18L17 104V102H16ZM31 101H30V103L29 104H31ZM50 101V100H49ZM66 101H68L67 103H66ZM72 101H73V103H72ZM90 101H93L92 103L90 102ZM101 101V100H100ZM118 101L120 102H123L122 103V106L120 105L121 103H119L118 104ZM132 101H135V102H132ZM156 101V102H155ZM166 102L165 104L164 103H162V102ZM174 102V104L175 105H177V106H175L174 104H171V103H173ZM234 101L236 102H238L239 103V105L241 104V101L243 102V101H245L244 102V104L242 103V105L241 106H235L234 105ZM255 101H258V102H255ZM51 101L49 102V103H52ZM62 103V104H58V103ZM71 102V103H70ZM83 102H85V101H83ZM83 102H80V103H82L83 104ZM125 102H127L126 104H125ZM158 102V103H157ZM159 102H161V103H159ZM168 102H171V103H168ZM196 102V103H195ZM199 102L201 103V104H199ZM204 102H205V104H204ZM32 103V104H33ZM64 103V104H63ZM116 103V104H115ZM153 103V104H152ZM168 103V104H167ZM187 103H189L190 105L192 104H194L193 106L191 105V106H189V105H187L188 107H190L189 109V111H188V107L187 106H185ZM233 103V105H232V107L231 106H229V105H231ZM238 103H236L237 105H238ZM253 103H254V106H253ZM33 104V105H34ZM65 104H68V106H70V108L67 106V108L68 109H65ZM69 104H71L72 106H73V104H74V106L76 105V104H79V105H81V107L78 109L76 106L72 109L71 108V105H69ZM97 104V103H96ZM109 104V105H108ZM126 105V108H125V105ZM148 104H149V106H148ZM161 104V105H160ZM171 104V105H170ZM204 104V105H203ZM229 104V105H228ZM248 104V105H247ZM114 105H116V108H115V106ZM123 108V106H124V108L122 109L120 106ZM128 105V106H127ZM136 105V106H135ZM170 105V106H169ZM181 105V104H180ZM201 105H203V106H205V107H203V106H201ZM222 105V106H221ZM243 105H246V106H243ZM251 105H252V107H251ZM15 106H13V107H15ZM24 106V105H23ZM63 106L61 107V108H63ZM82 106H85V107H82ZM91 106V105H90ZM90 106H88L89 108H91ZM110 106V107H109ZM114 106V107H113ZM118 106V107H117ZM173 106H175V109H177V110H173ZM185 106V107H184ZM200 106V107H199ZM207 106H209L208 108H207ZM247 106H249L247 109H246V107ZM55 107V106H54ZM120 107V108H119ZM129 107H131L130 109H129ZM179 109H178V108ZM187 107V108H186ZM191 107H193V108H191ZM211 107H213V109L211 108ZM221 107H224V109H222ZM233 107H234V110H233ZM241 107V108H240ZM244 107V110L242 109ZM51 108V109H50ZM76 108L78 109V110H82L83 108L84 109H86V110H84L83 109V111H79V112H77L76 111ZM82 108V109H81ZM112 108V109H111ZM202 108V109H201ZM204 108H206V111H207V109L209 110V111H207V113L205 114V112H204ZM15 109V110H14ZM35 110V111H32V110ZM75 109V110H74ZM93 108H91V110H92ZM93 109V110H94ZM117 109H118V111H117ZM126 109V113L124 112V110ZM128 109H129V112H128ZM171 109V110H170ZM211 109V110H210ZM241 109H242V111H241ZM253 109H251V110H253ZM256 109V110H255ZM50 110H51V113H50ZM74 110V111H73ZM108 110L109 111H111V112H108ZM121 110H123V111H121ZM184 110V111H185ZM258 110V111H257ZM35 112V114H32V112ZM37 111V112H38ZM84 111H86V112H84ZM170 111V112H169ZM175 113V111H182L183 112V114H182V112H179V113H181L180 115H176V117H178V119L180 118L181 119V117H182V119H181V121H179L178 119H177V121H178V124H177V126L179 127L180 126V124H179V122H181V124L183 125H185V122L187 121V123H186V126H184L183 125V127H182V125L180 126V128H178V130L180 129L181 131H183V132H179V131H177L176 129L177 128H173L174 127V125H175V123H177L176 122V120H172L174 117H171L170 118V115L171 116H174V114H171V113H173V112ZM199 111V112H198ZM202 111L204 112V114L202 113ZM211 111V112H210ZM234 111V112H233ZM236 111V112H237ZM263 111V112H262ZM10 112V113H11ZM27 112H28V114H27ZM40 112H38L39 114H40ZM54 112V113H53ZM64 112V111H63ZM80 113L79 115L78 114H74V113ZM91 112V113H90ZM94 112V113H93ZM99 112H97V113H99ZM109 114H108V113ZM119 112V113H118ZM120 112H122L124 115H125V117H124V115L122 114V113H120ZM178 112L177 113H175V114H178ZM194 112V113H195ZM201 112V113H200ZM252 112H253V114H252ZM29 113L30 114H32V115H34L33 117L30 115L29 116ZM53 113V114H52ZM65 113V112H64ZM95 114V115H93V114ZM106 113H107V116L109 115V117L107 118L105 115H106ZM198 113H200V114H202L201 116L200 115H198ZM209 113H210V115L211 116H208L209 115ZM92 114V115H91ZM103 114H105V115H103ZM122 115V116H119V115ZM30 117V118H32V119H30L28 116ZM75 115H78V116H75ZM113 115V116H112ZM197 115V116H196ZM205 115V116H204ZM232 115V116H233ZM19 116V115H18ZM28 118H27V117ZM58 116V115H57ZM89 116V117H90ZM97 116V115H96ZM95 116V117H96ZM104 116H105V118H107V120H109L110 118H115V119H110L109 120V123H111V122H113L114 123V121H115V123L114 124H112V125H110L109 123H108V121L104 118ZM193 116H195L196 118H194ZM205 117V119H207L208 120V118H209V120H208V122H209V124H210V122L211 121H213V122H211V124H210V126H205V128L206 129H210V127L213 125V127L210 129V130H206L205 129V131L204 132H207L205 135L206 136H213V141H217V140H219V141H217V142H221L220 144H218L217 142H212V139H210L211 140V142H209V146H211L212 144H214V145H212V146H214V147H216V148H210V147H207V142H206V146L204 145L203 147H205V150L207 151L208 150V152H212V153H214L213 155L212 154H210V156H209V158L210 159H207L206 160V158H208V157H206V156H208V152H206L207 153V155L205 156L206 158H205V160H203V158L204 157H202V158H198L199 159V161L197 162L196 161V159H194L195 160V162H196V164H194V167L196 168H198L199 170H196V169H194V168H192V163H191V161H189L187 158V161H186V159H185V157H184V159H179V162H178V168H177V171H176V174H178V176L176 175L175 177V179H174V181H173V184L175 183H178V182H176V181H181V182H185V181H188V185H187V187H188V189H186L187 187H183L182 189H180L179 187H178V189H177V186H179V183L178 184H176L177 186H175V184H174V186H173V184H172V187L171 186H169V182L168 183H166L165 181H163L164 182V184L163 185H165L164 187H163V185H159V183L160 184H162L161 183V181L162 180H166V178L168 179L169 178V169H170V167L169 166H171V161L173 162L174 160H172L173 158L175 159V156H174V153H171V152H173V151H175V149H176V153H178L179 152V149H182L184 146H186V148H190V147H187V146H189L191 143H193V142H190V144L188 143V145H186L185 143H187L188 142V139L190 140V138L192 137V134H193V132L194 131H190V135H191V137H190V135H185V134H187L188 133V131H189V129L188 130H184L183 128L184 127H186V128H190V130H193V129H191V127L192 128H194L193 126H191L190 124L192 123V120H195V119H197V117H199V119L201 118V117ZM207 116V117H206ZM231 116V117H232ZM2 117V118H1ZM24 118V120H26V119H28L26 122H24V120H23V118ZM53 117V118H54ZM98 117V116H97ZM122 117V118H121ZM189 117H190V119H192L191 121H190V119H189ZM193 117V118H192ZM220 117V118H219ZM230 117V118H231ZM15 118H16V115H15ZM18 118V117H17ZM36 118V119H35ZM124 119L123 121L122 120H120V119ZM210 118H212L211 120H210ZM218 118V119H217ZM229 118V119H230ZM235 118V119H234ZM239 118V119H240ZM8 119V120H7ZM33 120V122L31 121L30 122V120ZM35 119V120H34ZM40 119H41V121L42 122H40ZM83 119H81V120H83ZM198 119V120H199ZM204 118L202 119V120H205ZM216 119H217V121H216ZM220 119V120H219ZM4 120H3V122H4ZM80 120V119H79ZM79 120H77L78 122H80ZM93 120V121H94ZM113 120V121H112ZM156 120V121H155ZM160 120H161V122H160ZM167 120H169V123L170 124H172V125H170L169 123H168V121ZM207 120L205 121V122H207ZM228 120V119H227ZM233 120H234V122H233ZM255 120V121H254ZM263 120H264V118H263ZM7 121L9 122V123H7ZM64 121V120H63ZM87 121H89V122H87ZM105 121V122H104ZM117 121H119L118 122V124H116V122ZM158 121H159V123H158ZM182 121H185L184 123H182ZM188 121H190V122H188ZM218 121H220L219 122V124L217 123ZM261 121H262V119H261ZM3 122H1V124L3 123ZM11 122V123H10ZM23 122H24V124H23ZM53 122V123H52ZM62 122V123H61ZM77 122V123H78ZM102 122V123H101ZM104 122V123H103ZM124 122V123H123ZM195 122H196V120H195ZM198 122V121H197ZM217 123V124H215V123ZM223 122V123H222ZM264 122V121H263ZM13 123V124H14ZM38 123V124H37ZM41 123H43L42 124V128H41ZM50 123H52V128H53V131H52V128H51V126H48L49 128H47V125H49ZM76 123V124H77ZM98 123H101L102 125L100 126V128H99V130L100 131H98V127H99V124ZM108 124V127H106L107 126V124ZM123 123V124H122ZM162 123V124H161ZM164 123L166 124V125H164ZM190 123V124H189ZM215 124V126L216 127H218V125H219V127H220V129L219 128H216L215 126H214V124ZM222 123V124H221ZM233 123H234V125H233ZM37 124V125H36ZM57 126H56V125ZM60 124V125H59ZM62 124V125H61ZM155 124V125H154ZM169 124V125H168ZM174 124V125H173ZM208 124V125H209ZM259 124V125H258ZM44 125V126H43ZM46 125V126H45ZM67 127H66V126ZM78 125V124H77ZM79 125H81V124H79ZM79 125H78V127H79ZM104 125V126H103ZM106 125V126H105ZM114 125V126H113ZM119 125H120V127H119ZM161 127L162 125V127L160 128L159 126ZM170 126L169 128L168 127H165V126ZM188 125V126H187ZM189 125H190V127H189ZM192 125H194V121H193V123H192ZM223 125V126H222ZM40 126V127H39ZM55 126V127H54ZM65 128H64V127ZM109 126H111L110 128H109ZM117 128H116V127ZM158 126V127H157ZM195 126V125H194ZM221 126H222V128H224V126H225V128L223 129V131H222V128H221ZM228 126V127H227ZM231 126V127H232ZM2 127V128H3ZM15 126H12L11 128H14ZM58 127V128H57ZM61 129H60V128ZM104 127H106V128H104ZM227 127V128H226ZM38 128H39V130L41 129V132H43V134L42 133H38V132H40L39 130H38ZM46 129L45 131H44V129ZM66 128H68V129H66ZM80 128H82V125H81V127ZM102 128H103V130H102ZM117 130V131H115V129ZM156 128V129H155ZM168 128V129H167ZM173 128V129H172ZM185 128V129H186ZM195 128H196V126H195ZM194 128V129H195ZM232 128H234V127H232ZM232 128H230V129H232ZM245 128H247V129H245ZM30 129V130H29ZM50 131H49V130ZM58 129H59V132L60 131H62V132H57L58 131ZM66 129V130H65ZM71 130V132H70V130ZM86 129H88V130H91V131H89V132H93L92 134H94V135H96V137L94 136V135H90V133H88L89 135H87V132H88V130H86ZM107 129V130H106ZM161 131H160V130ZM167 129V130H166ZM174 131H172V130ZM235 129V128H234ZM1 130L2 129H0V133H1ZM43 130V131H42ZM109 130V131H108ZM114 130V131H113ZM158 130L160 131V132H158ZM202 130V129H201ZM215 130H217V134L214 132ZM225 130H227V131H225ZM25 131V130H24ZM49 131V132H48ZM52 131V132H51ZM56 131V132H55ZM65 131H68L69 133H70V135H68L69 133L67 132H65ZM77 131V130H76ZM87 131V132H86ZM101 131H102V133H101ZM106 131V132H105ZM111 131V132H110ZM113 131V132H112ZM120 132V134L118 135V133ZM165 131H169L168 133H166ZM175 131L176 132H178V133H175ZM186 131V132H185ZM224 131H225V133H226V136L225 135H221V134H219V133H222V134H225L224 133ZM29 132H27V130H26V132L25 133H28V135H31V133H29ZM65 132V133H64ZM80 132H82L83 134H84V136H83V134L82 133H80ZM118 132V133H117ZM157 132V133H156ZM162 132L164 133V134H166V136L164 135V134H162ZM172 132V133H171ZM185 132V133H184ZM219 132V133H218ZM250 133V135H252L253 134V136L254 135H256V136H254V137H258L259 135H263L262 137H261V142L260 143H256V144H254V146H253V143L251 142L250 143V139L248 140V142H245V141H247V140H245L244 141V139L245 138H249V137H251L249 134H247V133ZM258 132H261L260 134L258 133ZM24 133V134H25ZM47 133V134H46ZM50 133H52V134H49ZM73 133V134H72ZM98 133H100L99 135H102L103 134V136H99L98 135ZM108 133H109V135H108ZM110 133L111 134H115V133H117V134H115V136H113V135H110ZM176 134V136H177V134H178V137L179 136H181V135H179L180 133L182 134V137L181 138H179L180 140H177V139H175V142H176V140L177 141H180L179 143L180 144H184L183 145V147L181 148H179V143H177L178 145H176V144H174L173 142H174V140H172V139H174V137L175 138H178V137H176V136H174L175 134ZM244 133V134H243ZM252 133V134H251ZM6 134V135H5ZM45 134V136H43ZM82 134V138L80 137V135ZM86 134V135H85ZM106 135V138H105V135ZM172 135V136H170L169 137V135ZM189 134V133H188ZM208 134V135H207ZM218 134H219V138L217 137L218 136ZM240 134V135H239ZM46 135H48V136H46ZM73 135V136H72ZM79 135V136H78ZM118 135V136H117ZM183 135H184V137L185 138H183ZM221 135V136H220ZM25 136V135H24ZM50 136H52V138H50ZM75 136V137H74ZM89 136L91 137V138H89ZM99 136V137H98ZM109 138H108V137ZM111 136H113L114 138H112ZM188 136H189V138H188ZM194 136V135H193ZM205 136V137H206ZM208 136V137H209ZM222 136H224L222 139L220 138V137H222ZM238 136H240V138L238 139V138H235V137H238ZM242 136H245V138H243ZM248 136V137H247ZM252 136V138H254ZM36 137V136H35ZM71 137V138H70ZM84 137V138H83ZM93 137H94V139H93ZM100 137H101V139H100ZM167 137H169L168 138V141H167ZM172 137V138H171ZM186 137L188 138V139H186ZM195 137V136H194ZM206 137V139H209V138H211V137ZM23 138H25V137H23ZM76 138H77V140H76ZM78 138H79V140H78ZM98 138V139H97ZM110 138H112V139H110ZM164 138V139H163ZM184 139V142L183 143H181L182 141L181 140H183ZM227 138H229V139H231V140H229L228 141V143L226 144L225 143V141L224 140H226ZM243 138V139H242ZM255 138V139H256ZM12 139H15V140H12ZM73 139V140H72ZM81 139H83L82 141H81ZM94 141H93V140ZM98 140V141H96V140ZM104 139V140H103ZM166 139V140H165ZM187 141H186V140ZM195 139V138H194ZM221 139V140H220ZM243 140L244 141V143L241 141V140ZM16 140H17V142H16ZM20 141V143H26L25 145L24 144H22L21 146L18 144V142ZM26 140V141H25ZM34 140V141H33ZM39 140V141H38ZM41 140V141H40ZM69 140H71V141H69ZM86 140V141H85ZM91 142H90V141ZM100 140H102V141H100ZM169 140H172V142H169ZM192 141H194L193 139H191ZM240 140V141H239ZM42 141H43V143H42ZM72 141L73 142H75V143H72ZM77 141V142H76ZM79 141V142H78ZM88 141V142H87ZM163 141H164V143L165 144H167V142L168 143H171V144H173V146H172V149L170 148L171 146L169 145V144H167V145H169V147L166 145V147H165V144H162L163 143ZM166 141V142H165ZM233 143V144H229V143H231V142ZM252 141V140H251ZM256 141V140H255ZM10 142H13L12 144L10 143ZM31 143V145H30V143ZM38 142H39V144H38ZM46 142H48L46 145H44ZM72 144H71V143ZM97 142V143H96ZM226 142H227V140H226ZM240 142H242V143H240ZM5 143L7 144V145H5ZM14 143H16V144H14ZM29 143V144H28ZM32 143H33V145H32ZM80 143H82V144H80ZM93 143H95L94 145H93ZM212 143V144H211ZM216 143H217V145L219 146V147H217V145H216ZM248 143H250V144H252V145H250V144H248ZM4 144V145H3ZM10 144L12 145V147L15 145V146H20V147H18V148H20V149H18L17 147L15 148H13L12 149V147L10 146ZM40 144H42L41 146H40ZM228 145V148L227 147H225L226 145ZM246 144H248L247 146H246ZM261 144L259 145V146H261ZM10 146V147H7V146ZM27 145V146H26ZM34 145L35 146H37L36 148L34 147ZM47 145H48V147H47ZM69 145H71V146H69ZM75 145H80L79 146V148L77 147V148H75V147H73V146H75ZM93 145V146H92ZM192 145V144H191ZM190 145V146H191ZM223 146L224 145V147H220V146ZM230 145V146H229ZM6 146V147H5ZM24 146V147H23ZM32 146H33V148H35L34 150H32L33 148H32ZM46 148H45V147ZM92 146V147H91ZM161 146H164V147H161ZM177 147V148H174V147ZM211 146V147H212ZM258 146V147H259ZM27 147H30V149L29 148H27ZM42 148V150H41V148ZM159 147V148H158ZM160 147H161V149H160ZM203 147H201V148H203ZM206 147H207V149H206ZM230 147H232V149L230 148ZM246 147V148H245ZM261 147V148H262ZM9 149V150H7V149ZM27 148V149H26ZM40 148V149H39ZM48 148V149H47ZM72 148V149H71ZM165 148V149H164ZM208 148H210L211 150H209ZM224 149V148H227V149H229V151L227 150L226 151V149H224L223 151L226 153H224L223 151H221V153H219L220 152V150L221 149ZM251 148H250V150H251ZM256 148V147H255ZM260 148V147H259ZM5 149H6V152H5ZM17 150V151H15V150ZM25 149V150H24ZM158 149H160V151L158 150ZM167 149H169L168 151H167ZM170 149L171 150H173V151H170ZM215 149H217V150H219L218 151V153H217V150H215ZM231 149V150H230ZM15 152H14V151ZM32 150V151H31ZM46 150V153L44 152ZM156 150V151H155ZM166 150V151H165ZM204 149L202 150V151H205ZM212 150H215V152L214 151H212ZM256 150H258L257 148H256ZM261 151H262V149H260ZM12 153V155L13 156H11V154L9 153ZM35 151V152H34ZM162 151H164V152H162ZM170 151V152H169ZM178 151V152H177ZM238 151H239V153H240V155L238 154ZM260 151V152H261ZM24 152H26V153H24ZM29 154H28V153ZM34 152V153H33ZM42 152V153H41ZM152 152H154L153 154H152ZM161 152V153H160ZM169 152V153H168ZM253 153V155H251V154H249V155H247V154H245V153ZM33 153V154H32ZM45 153V154H44ZM155 153H156V155H155ZM163 153H167V154H163ZM171 153V154H170ZM175 153V155H177ZM215 153H216V155L218 154V156L220 157V155H221V160H220V158H219V160L221 161V163H220V165H224V164H226V165H228L230 162L228 161V159H229V157H232V155L234 154V156L236 155V154H238L240 157H239V159L241 158V164L242 163H244V162H248L247 164L245 163L243 166L244 167H242V165L241 164H239L240 163V161H239V159H238V161H236L237 159H236V157H237V155L235 156V157H233V159H236V160H233V164L232 165H234L235 163H237L238 162V164H236V165H238V169H237V167H232V165H228V166H231V168H233V169H231L230 167L228 168V166L226 167V165L225 166H222V168L220 169L221 171L223 170V168H224V170L222 171V172H224L225 171V169H226V172H224L225 174L223 175L222 173H221V171H216L215 170V164L217 163V165L219 164L218 162H219V160H217V159H215V157L216 158H218L216 155H215ZM223 153H224V155H223ZM236 153V154H235ZM8 155V157H7V155ZM10 154V155H9ZM35 154H36V156H37V158H36V156H35ZM43 154V155H42ZM160 154L162 155V156H160ZM171 156L170 158H172V159H170L169 158V155ZM220 154V155H219ZM34 155V156H33ZM41 157H40V156ZM163 155H166V156H164L163 157ZM167 155H168V157H167ZM212 155V156H211ZM224 156V158H223V156ZM231 155V156H230ZM241 155H242V157H241ZM245 155V156H244ZM48 156V157H47ZM154 156H156V157H154ZM248 158H247V157ZM250 156V157H249ZM251 156H256L257 157V159L255 158V160H254V158L253 157H251ZM6 157V158H5ZM28 157V158H27ZM32 157V158H31ZM152 157V158H151ZM158 157H159V159H158ZM165 157H167V159L165 158ZM244 157L246 158V159H244ZM259 157H261V158H259ZM11 158H14V159H12V161H11ZM34 158V159H33ZM49 158V159H48ZM154 158V159H153ZM182 158V157H181ZM213 158V159H212ZM222 158L225 160V158H226V160L228 161H225V163L223 164L222 162H224L223 160H222ZM258 158H259V160H258ZM4 159H6V160H4ZM29 159V160H28ZM30 159H31V161H30ZM41 159V160H40ZM45 159V160H44ZM153 159V160H152ZM156 159V161H157V159H158V161L159 162H156V161H154ZM200 159H202L201 161L202 162H200ZM216 161H218V162H216V163H214L215 162V160ZM249 159V160H248ZM263 159V160H262ZM4 160V161H3ZM8 160V161H7ZM32 160H33V162H32ZM37 160H38V163H37ZM50 160V161H49ZM163 160V162H161ZM169 160V162L167 163L166 161H168ZM171 160V161H170ZM212 160V162L214 163V165H212V162L210 163V161ZM244 160V161H243ZM246 160V161H245ZM9 161H11V162H9ZM30 163H29V162ZM39 161H41V163L39 162ZM48 161V162H47ZM189 161V162H188ZM207 161H208V163H207ZM236 161V162H235ZM250 161V162H249ZM252 161H254V162H252ZM256 161V162H255ZM257 161H259L260 163H258L259 165H258V167H257ZM3 162L5 163V164H3ZM13 162H16V163H14V164H12ZM50 162V163H49ZM187 162H188V166H187ZM204 162V163H203ZM8 163V164H7ZM11 163V164H10ZM35 163H36V165H35ZM40 163V164H39ZM43 163V164H42ZM46 163V164H45ZM48 163V164H47ZM59 163V164H58ZM157 163V164H156ZM164 164V166H166V163H167V166L166 167H164V168H166V169H168V171L166 170V169H162L163 168V164ZM190 163V164H189ZM207 163V164H206ZM228 163V164H227ZM16 164V165H15ZM35 165V166H33V165ZM58 164V165H57ZM62 164V165H61ZM65 164V165H64ZM66 164H67V167H66ZM160 164V165H159ZM199 164V165H198ZM251 164H252V166H251ZM261 164H263V165H261ZM7 165L8 166V168H7V166L5 167V166ZM10 165V166H9ZM45 165H47V166H45ZM49 165H50V167L51 168H53V169H51V171H50V169H49ZM61 165V167H59L58 168V166H60ZM157 165V167H159V168H156L155 166ZM159 165V166H158ZM240 165H241V167H240ZM247 165V166H246ZM256 167H255V166ZM26 166H29V167H26ZM32 166H33V169H31L32 168ZM42 166V167H41ZM45 166V167H44ZM63 166H64V169H63ZM162 166V168L160 169V167ZM214 167V168H212V167ZM219 166V165H218ZM11 167V168H10ZM35 167V168H34ZM44 167V168H43ZM169 167V168H168ZM203 169H202V168ZM204 167L206 168L205 170H204ZM209 167H210V169H209ZM219 167H221V166H219ZM246 167V168H245ZM248 167V168H247ZM255 167V168H254ZM14 169V171H17L18 172V174H17V172H15L14 173V171H13V169ZM29 168H30V170H29ZM39 168V169H38ZM41 168H42V170H41ZM56 168V169H55ZM66 168V169H65ZM154 168H155V170H154ZM202 170H201V169ZM227 168H228V170H227ZM237 170H236V169ZM241 168H242V170H241ZM245 168V169H244ZM7 169V170H6ZM10 169H12V170H10ZM26 169V170H25ZM36 169V170H35ZM60 171H59V170ZM194 169V170H193ZM212 169H214L213 171L215 172L214 173V175H211V174H209V173H211L212 172ZM244 169V170H243ZM248 169H251V170H248ZM258 169H259V171H258ZM9 170V171H8ZM45 171V172H41V171ZM55 170V171H54ZM63 170H65V171H63ZM153 170H154V172H156V174L153 172ZM162 170V172L164 173V174H168V176H164L163 175V173H161V174H159L160 173V171ZM166 170V171H165ZM193 170V171H192ZM195 170H196V172H195ZM208 171V175H206L207 174V171ZM7 173H6V172ZM12 171V172H11ZM31 171H32V173H33V175H32V173H31ZM33 171H35V172H33ZM58 171V173L56 174V172ZM157 171H158V173H157ZM189 171V172H188ZM205 171V172H204ZM232 171H234V172H232ZM241 171H243V173L241 172ZM245 171V172H244ZM246 171H248V172H246ZM19 172H21V174L19 173ZM31 174H30V173ZM41 172V173H40ZM47 172H49V173H47ZM51 172V173H50ZM53 172H55V174H56V176H55V174L53 173ZM193 172V173H192ZM201 172H203V174L201 173ZM221 173V175H220V173ZM5 173H6V176H5ZM11 173H12V175L13 176H11ZM24 173V174H23ZM30 174V175H28V176H26L27 174ZM40 173V174H39ZM196 173V174H195ZM217 173H219V175L217 174ZM241 173V174H240ZM2 174H4V175H2ZM20 174V175H19ZM37 174V175H36ZM44 174V175H43ZM47 174V175H46ZM54 174V175H53ZM58 174H60V175H58ZM187 174V175H186ZM194 174L195 175H197V176H199L200 174H201V176L200 177H202V178H196V177H194ZM217 174V175H216ZM11 177H10V176ZM16 175V177H14ZM22 175V176H21ZM24 175V176H23ZM36 175V176H35ZM43 177H41V176ZM207 177H206V176ZM228 175V176H227ZM237 175H238V177H237ZM4 178H3V177ZM30 176H31V178H30ZM34 176V177H33ZM40 176V177H39ZM51 177V178H49V177ZM58 176V177H57ZM160 176V177H159ZM163 176V177H162ZM194 177L195 179H199L197 182H195L196 180L194 179V178H192V177ZM205 176V177H204ZM209 176V177H208ZM212 176V177H211ZM224 176V177H223ZM240 176H241V178L243 177H245L243 180L240 178ZM13 177V178H12ZM27 177V178H26ZM159 179V182H158V180H157V178ZM177 177H179V179L177 178ZM190 177V178H189ZM214 177V178H213ZM226 177H228V178H226ZM234 177H236V178H239V179H237V181L235 180L236 178H234ZM11 178H12V180H11ZM16 178V179H15ZM20 178V179H19ZM25 178V179H24ZM29 178V179H28ZM33 178H35V179H33ZM160 178H161V180H160ZM181 178V179H180ZM204 178V179H203ZM215 178H216V180H215ZM221 178V179H220ZM223 178H224V180H223ZM233 178H234V181H233ZM6 179V180H5ZM19 179V180H18ZM23 179V180H22ZM26 179H28V181L26 180ZM31 179V180H30ZM41 179V180H40ZM183 179V180H182ZM201 179L203 180V181H201ZM210 179V180H209ZM214 179V180H213ZM218 179V180H217ZM227 179V180H226ZM11 180V182H9ZM21 180V181H20ZM193 180V181H192ZM205 180V181H204ZM213 180V181H212ZM221 182H220V181ZM3 181V182H2ZM15 181V182H14ZM18 181V182H17ZM179 181V182H180ZM190 181V182H189ZM207 181V182H206ZM208 181H209V184H208ZM210 181H211V183H210ZM215 181H218L217 183L215 182ZM224 181H226L225 183H224ZM238 182V183H240V184H238V183H235V185L236 184H238V186L236 185H233L234 184V182ZM20 182V183H19ZM21 182H23V184L21 183ZM157 182V183H156ZM181 182H180V184H181ZM243 182V183H242ZM26 183V184H25ZM155 185H157V186H155ZM191 183H193V185L191 184ZM195 183V184H194ZM202 183V184H201ZM227 183V184H226ZM12 184V185H11ZM14 184V185H13ZM28 184V185H27ZM206 184V185H205ZM221 184V185H220ZM246 184V185H245ZM16 185H17V187H16ZM22 185V186H21ZM27 185V186H26ZM167 185V186H166ZM193 187H192V186ZM203 185V187H201ZM226 185V186H225ZM242 187H241V186ZM245 185V186H244ZM19 186V187H18ZM24 186H26V187H24ZM197 187L198 188V186H199V188H198V191L195 189V187ZM219 186V187H218ZM223 186H225V188L223 187ZM243 186H244V188H243ZM16 187V188H15ZM176 189H175V188ZM190 187H192V188H190ZM218 187V188H217ZM222 187H223V189H222ZM236 187V188H235ZM239 187V188H238ZM247 187V188H246ZM200 188H201V190H203V191H201L200 190ZM220 188V189H219ZM171 189V190H170ZM193 189V190H192ZM217 189H219V191H220V194H218L217 195V193H219V191L217 190ZM174 190V191H173ZM177 190V191H176ZM182 190V191H181ZM188 190V191H187ZM194 190H196V191H194ZM204 190H205V192H204ZM218 192H217V191ZM222 190V191H221ZM235 190V191H234ZM237 190V191H236ZM244 190V191H243ZM212 191V192H211ZM216 192V193H214V192ZM224 191V192H223ZM243 192V194H241L242 192ZM246 191V192H245ZM176 192H179V193H176ZM182 192V193H181ZM189 192V193H188ZM192 192V193H191ZM200 192H201V195H202V197H201V195H200ZM203 192V193H202ZM227 192V194H225ZM237 192H239V193H237ZM260 192V193H259ZM6 193V194H5ZM8 193V194H7ZM12 193V194H11ZM199 193V194H198ZM212 193H213V195H212ZM224 193V194H223ZM232 195H231V194ZM12 196H11V195ZM176 194H178V195H176ZM197 194V195H196ZM207 196H206V195ZM236 194H237V196H236ZM259 194V195H258ZM6 195V196H5ZM204 195V196H203ZM209 195H212L213 196V198H215V199H213L212 198V196H209ZM215 195H217V198H216V196ZM222 195H224V197L222 196ZM226 195V196H225ZM241 195V196H240ZM11 196V197H10ZM236 196V197H235ZM240 196V197H239ZM10 197V198H9ZM210 198V199H207V198ZM219 197V198H218ZM6 198V199H5ZM12 198V199H11ZM15 198V199H14ZM30 198L31 199H33V200H30ZM228 198H230V199H228ZM234 200H233V199ZM260 198H262V200L260 199ZM9 201H8V200ZM213 199V200H212ZM227 199V200H226ZM17 200V201H16ZM29 200V201H28ZM230 200V201H229ZM232 200V201H231ZM5 201V202H4ZM12 202H14V203H12ZM30 202H31V204H30ZM9 203V204H8ZM16 203H18V205L16 204ZM225 203V204H224ZM12 204V206H10ZM33 204V205H32ZM2 205V206H1ZM4 205V206H3ZM13 205H14V207H16V208H14L13 207ZM37 205V206H36ZM5 206H7L8 208H9V210H8V208H6ZM30 206H32V207H30ZM36 206V207H35ZM32 209H30V208ZM34 207V208H33ZM42 208V210H44V211H42V212H44L43 214H41L42 212H41V208ZM89 207V208H88ZM13 208V209H12ZM36 208H37V210H36ZM63 208V209H62ZM86 208H88V209H86ZM17 209V210H16ZM34 209V210H33ZM91 209V210H90ZM6 210H8V211H6ZM87 210V211H86ZM28 211H30V212H28ZM34 211V212H33ZM39 211H40V213H39ZM61 213H60V212ZM1 212H3V213H5V214H3V213H1ZM11 214H10V213ZM15 212V213H14ZM28 212V214H30V215H26V213ZM35 212H37V213H35ZM82 212H83V216H82ZM8 213V214H7ZM17 213V214H16ZM32 213H35V216H34V214H32ZM10 214V215H9ZM32 214V215H31ZM40 214V215H39ZM88 216H87V215ZM90 214V215H89ZM3 215H4V217H3ZM2 216V217H1ZM9 216H10V220H9ZM26 216V217H25ZM36 216H38V217H36ZM41 216V217H40ZM43 216H45V218L43 217ZM93 216V217H92ZM18 217V218H17ZM26 219H25V218ZM37 218V220L35 219V218ZM50 217V218H49ZM54 217H55V220H53L52 221V219H54ZM57 217H59V218H61L60 220H59V218H57ZM86 217V218H85ZM7 218V219H6ZM12 218V219H11ZM15 218H17V219H15ZM28 218V219H27ZM32 218H34L36 221H32ZM41 218V219H40ZM49 218V219H48ZM92 218H94V219H92ZM6 219V220H5ZM19 219V220H18ZM25 219V220H24ZM39 219H40V221H39ZM43 219V220H42ZM46 219H47V221H48V223H50V224H48L47 223V221H46ZM58 219V220H57ZM92 219V220H91ZM59 221L60 223H58L57 221ZM90 220V221H89ZM94 220V221H93ZM11 221V222H10ZM13 221V222H12ZM17 221V222H16ZM29 221V222H28ZM31 221H32V224H31ZM56 221V223H53L52 224V222H55ZM66 221H69V222H71V223H68V222H66ZM36 222H37V227H34V225H36ZM40 222H42L41 224H40ZM16 223V224H15ZM38 223L40 224V225H38ZM65 223H67L68 225L66 226V224ZM73 223V224H72ZM119 223H120V226H119ZM8 224H12V226H8ZM13 224H14V226H13ZM24 224H26V225H24ZM29 224H31V225H29ZM54 226H52V225ZM61 224H63V225H61ZM65 224V225H64ZM69 224H71V225H69ZM30 227H29V226ZM43 225V226H42ZM49 225V226H48ZM50 225L52 226V227H50ZM55 225H56V227H55ZM60 225V226H59ZM74 225V226H73ZM146 225V226H145ZM25 226V227H24ZM43 228H42V227ZM57 226H59V230H62L63 231V229H64V232L65 233H63L62 231H60L59 232V234L60 235H62V236H60L59 234H58V228H57ZM70 226V227H69ZM135 226V227H134ZM7 227H8V229H7ZM33 228V231H32V229H30L29 230V228ZM44 227H47V228H44ZM50 227V228H49ZM61 227H62V229H61ZM65 227H66V229L67 230H65ZM70 229H69V228ZM71 227H73V228H71ZM136 227H138V229L136 228ZM2 228H4V229H2ZM11 228H12V231H11ZM38 228H40V230L38 229ZM55 228H57V230L56 231H54V229ZM135 228H136V230H135ZM146 228V229H145ZM7 229V230H6ZM37 229V230H36ZM43 229V230H42ZM46 229V230H45ZM48 229V230H47ZM50 229V230H49ZM148 229V230H147ZM150 229V230H149ZM3 230V231H2ZM45 230V231H44ZM140 230H143V234L141 233V231ZM6 233H5V232ZM42 231V232H41ZM53 231H54V234H53ZM70 231V232H69ZM72 231V232H71ZM123 231V232H122ZM124 231H126V232H124ZM138 231H139V234H138ZM3 232V233H2ZM27 232H29L28 234H27ZM33 232H35V234L33 233ZM38 232V233H37ZM46 232V233H45ZM49 232V233H48ZM69 232V234H67V233ZM136 232H137V234H136ZM39 233H41L40 235L41 236H38L39 235ZM48 233V234H47ZM57 233V235H55ZM62 233V234H61ZM126 233V234H125ZM4 234V235H3ZM7 234H8V236H7ZM30 234V235H29ZM53 234V235H52ZM65 234H67L66 236H65ZM120 234H121V236H120ZM125 234V235H124ZM131 234V235H130ZM148 234V235H147ZM6 235V236H5ZM49 235H51L50 237H49ZM55 235V236H54ZM70 235V236H69ZM137 235V236H136ZM147 235V236H146ZM54 236V237H53ZM65 236V237H64ZM120 236V237H119ZM127 236V237H126ZM130 236V237H129ZM132 236V237H131ZM4 237V238H3ZM6 237H8V238H6ZM14 237V238H13ZM36 237V238H35ZM48 237L50 238V240H51V243H52V246H53V244L54 245H57V246H55L54 247V249H56V250H54L53 249V247L51 248V247H49V246H51L50 244V240L48 239ZM59 237V238H58ZM69 239H68V238ZM10 238H11V240H10ZM17 239V241H14V240H16ZM40 240H39V239ZM42 238V239H41ZM48 240H47V239ZM67 238V239H66ZM119 238H122V239H119ZM129 238V239H128ZM131 238H132V240H131ZM135 238H139V239H135ZM143 238V239H142ZM23 239V240H22ZM25 239V240H24ZM32 239V240H31ZM36 239V240H35ZM45 239H46V243H43V242H45ZM54 239H55V241H54ZM63 239L65 240L64 242H62L63 241ZM118 241H117V240ZM129 241H127V240ZM3 240H6V243H4L3 242ZM12 240H13V242H12ZM27 240V241H26ZM31 240V241H30ZM40 242H39V241ZM42 240V241H41ZM70 241V242H68V241ZM119 240H121V241H119ZM9 241H11V242H9ZM20 241V242H19ZM30 241V242H29ZM58 241H59V243H58ZM67 241V242H66ZM15 242V243H14ZM17 242V243H16ZM41 243L40 245H39V243ZM124 242V243H123ZM19 243V244H18ZM24 243V244H23ZM28 245H26V244ZM34 243H35V245H34ZM50 243V244H49ZM65 244V246H64V244ZM129 245H128V244ZM2 244H4V247H3V245ZM11 244V246H9ZM14 244H15V246H14ZM19 246H18V245ZM22 244V245H21ZM31 244V245H30ZM38 244V245H37ZM46 244V245H45ZM116 244H118V245H116ZM123 244H125L124 246H123ZM5 245H6V247H5ZM12 245H13V247H12ZM22 247H21V246ZM26 245V246H25ZM29 245H30V247H29ZM76 247H75V246ZM121 245H122V248H121ZM0 246V247H1ZM48 246V247H47ZM62 246V247H61ZM69 247V246H71V247H69L68 249H69V251L67 250V248H64V247ZM73 246V247H72ZM126 246V247H125ZM15 247V248H14ZM25 247H27L25 250H23ZM34 249H33V248ZM35 247H37V252H33V251H36L35 249ZM57 247V248H56ZM59 247V248H58ZM74 247H75V249H74ZM114 247H115V249H114ZM12 248V249H11ZM14 248V249H13ZM17 248V249H16ZM23 248V249H22ZM30 248V249H29ZM38 248H40V249H38ZM126 248V249H125ZM1 249V248H0ZM21 251H23V252H25V253H23L22 251V254H21V252L19 251V250ZM31 249L33 250V251H31ZM48 251H47V250ZM50 249H53L54 251H51ZM57 249H58V251H57ZM63 249V250H62ZM74 249V250H73ZM125 249V250H124ZM18 250V251H17ZM46 250V251H45ZM50 250V251H49ZM116 250V251H115ZM16 251L18 252V253H20L19 255H20V258L21 259H19V260H17L18 259V257H19V255H18V253H17V255H16ZM26 251H28V253L26 252ZM30 251H31V253H30ZM42 251H44V252H42ZM75 251V252H74ZM79 251V252H78ZM86 251L88 252V253H86ZM8 252V253H7ZM13 252V253H12ZM48 252H49V254H48ZM51 252V253H50ZM53 252V253H52ZM64 254V252H65V256L64 255H62V253ZM70 252V253H69ZM74 252V253H73ZM0 253H1V250H0ZM7 253V254H6ZM10 253V254H9ZM26 253H27V255H26ZM35 253H37V255L35 254ZM42 253V254H41ZM46 253H47V255H46ZM55 253V254H54ZM58 253H59V258H57L58 257ZM61 253V254H60ZM71 253H72V255H76V257H77V259H76V257L74 256H72L71 255ZM76 253V254H75ZM79 253H82V254H79ZM89 253H91V254H89ZM8 255L9 254V256L10 255H12V256H14L13 254H15V260H13L14 258L12 257V256H10L11 258H9L8 260V262L6 261L7 260V258H5L6 257V255ZM31 254V255H30ZM35 254V255H34ZM43 254L45 255V256H43ZM53 254V255H52ZM69 254V256H68V258H67V255ZM77 254H79V255H77ZM85 254H86V256H85ZM5 255V256H4ZM25 257H24V256ZM32 255H33V257H32ZM42 255V256H41ZM51 255V258H49V256ZM55 255H57V256H55ZM62 255V256H61ZM84 255V257H82ZM91 255V256H90ZM8 256V257H9ZM23 258H25L26 259V261L28 260V261H30V263L27 261V263H26V261H25V259H23L22 260V257ZM30 256V257H29ZM55 258H54V257ZM26 257H28V258H26ZM35 257H37V259L35 258ZM43 257H44V259H43ZM49 259H48V258ZM52 257H53V260H52ZM62 257V258H61ZM73 257V258H72ZM82 257V258H81ZM86 257V259H85V261H84V258ZM88 257V258H87ZM92 257V258H91ZM13 258V259H12ZM17 258V259H16ZM32 258L34 259V260H32ZM40 258V259H39ZM76 260H75V259ZM90 258H91V260H90ZM47 261H46V260ZM72 259L74 260V262L72 261ZM79 259H80V261H79ZM137 259H140V260H137ZM0 260H2L1 259V257H0ZM38 262H37V261ZM56 260V261H55ZM59 260H60V262H59ZM62 260V261H61ZM137 260V261H136ZM14 263H13V262ZM33 261H36L35 263L33 262ZM42 261V262H41ZM45 261V263H43ZM83 263H82V262ZM88 261V262H87ZM2 262V263H1ZM10 262V263H9ZM17 262V263H16ZM20 262V263H19ZM23 262V263H24ZM32 262V263H31ZM73 262V263H72ZM78 262V263H77ZM90 262V263H89ZM131 262H133V263H131ZM143 262V263H142ZM22 263V264H23ZM47 264V263H46ZM61 264H63V263H61ZM66 264H68V263H66Z\"/></svg>",
  "mask_w": 264,
  "mask_h": 264
},
{
  "label": "bare ground",
  "instance_id": "2",
  "mask_svg": "<svg viewBox=\"0 0 264 264\" xmlns=\"http://www.w3.org/2000/svg\"><path fill=\"white\" fill-rule=\"evenodd\" d=\"M0 1H1V0H0ZM8 1H9V0H8ZM8 1H7V2H8ZM14 1H15V0H10L8 3H9L10 5H12L10 2H13V3H15L14 5H16V2H14ZM16 1H17V0H16ZM22 1H24V0H22ZM31 1H32V0H31ZM36 1H38V0H36ZM36 1H35V2H36ZM57 1H59V2H57ZM67 1H68V0H67ZM69 1H70V0H69ZM71 1H72V0H71ZM74 1H75V0H74ZM74 1H73V2H74ZM78 1H79V0H78ZM80 1H81V0H80ZM115 1H118V0H115ZM123 1H124V0H123ZM123 1H122V2H123ZM239 1H240V0H239ZM1 2H2V1H1ZM20 2H21V1H20ZM38 2H39V1H38ZM40 2H41V1H40ZM62 2H64V1L61 0V2H60V0H56V2H55V0H42V3H37V4H38L37 6L35 5V6H36V9H35V7L33 8V5L35 4L34 2H33V3L31 2V3H32V6H31V4H29V0H25V1L22 2V4H21V5H25V6H21L22 8L24 7V10L22 9V10H23V11H22V13H23V17H22V15H20V14H22V13H20V12L16 13V12L13 10V9H15L14 7H13L11 10L9 9V11H11L10 14H9V11H7L8 14H9V15H8V20H9V22H10V27H8V28H9V29L11 28V30H10L11 32L9 33V32L7 31L8 34H9V35H7V34L4 32V30H3V31L1 30V27H0V30H1L2 32H4V33L7 35V36L4 38V36H2V34H1V33H2V32H1V33H0V37H2V38H0V39H1V40H4V39H5L4 41H5L7 44H5V43H4V44H5V45L7 46V48H8V50H7V49L5 50L4 45H2L4 41L1 42V40H0V42H1V43H0L1 45H0V46H3V48L0 49V108H1V111L3 112L2 115H6V116H8L7 114H9V115H10V114L13 115L12 112H13V113L15 112V111H13V108H16V107H17V109H18V108H23V107H25L26 110H27V108H28L29 106L32 105V107H33V106H35V104H36L37 107H35L34 109H35V110H37V109L39 110V107H41V108H40V111H41L42 108H44V107H45V108H48V105H49V107H50V104H51V105H53V106H51V107H53L52 109L55 108L54 111H56V112H55V113L53 112L54 114L52 113L53 115H52V116H49V118L51 117V118H52L51 120L53 121V120H55V117H54V115H55V116H56V119H58V121H57V125H58V122H60L59 120H61L63 123L66 122L65 124L70 123V122L67 123V121H65V119L67 120V117L71 114L70 111H72V110H70V109L67 108L68 104H65V109H68L67 111H66V110H63V109H64V106H63V105H61V106L59 105L62 114H63L64 116L68 115L65 119H64V117H63V119H59V118H62V116H63V115H62V116L60 117L61 112L59 113V111H58V114H56V113H57V110L59 109V107L56 108V105H57V104L54 105L52 101H54V100L57 98V96H56V98H55L54 100H51V99H53V98L55 97V96H52V95H51V92L53 93V92H55V91H54V87H53V86H52L53 89H52V91H51V86L49 85V83H50V81H51V80H50L51 77H52V79H56V80H54V81H57V82H58V81H60V82H63V81L69 82V81H67V80H68V78H69V79H72L70 76L73 74V72L68 71V70H70V69H71V70H72V69L75 70L73 75H75V74L77 75L78 72L76 71V68H74V67H71L70 69H69V67H66V66H65L66 68L63 67L64 65H69V63H68V64H65V63H63V61L61 60L62 63H63V64H62L61 61H60V59H59L60 56L62 55L61 52L64 51V48H65V46H64V48L61 50V48H60V46H61V45H60L61 42H60V43H58V41L55 42V43L52 45L54 48H53L52 46H49V45H50L49 43H51L53 39H54L53 42L56 41L55 38H54L55 35H56V36H57V35L60 36V33H62L63 31H61V32H60V31H57V32H60V33L58 34V33L56 32L54 36H51L52 33H54V32H52V33L50 34L51 38L53 37L52 40H51V38H50L51 41L48 43V41H47L48 39H46L47 42H44V41H43L44 43H41V42H42V39L45 38V36H44V34H43L42 32L47 31L46 29H48V27H50V29H51V26L54 27V28H53V30H54V29L56 28V26H54L53 23L56 22V20H54V22H53L52 24L50 23V24H51L50 26H48L49 24L47 25V27H46V26H44V27L42 26V27L44 28V30H43V28H42V29H38L39 24H40L41 21H42L41 23H43V21H44L43 24L45 25V22H46V24H47L49 21H51V20L53 19V17H52V19L49 18V11H48V10H51V9H49V7L52 6V5L50 6V4H54V5H55L56 3H60V4H62ZM73 2H72V3H73ZM76 2H77V1H76ZM83 2H85V0H84V1H81V3H83ZM87 2H88V4H89V1L86 0V2L84 3V6H85V4H86ZM90 2H91V1H90ZM4 3H5V1H4ZM18 3H19V2H18ZM81 3H79V5H80ZM91 3H92V2H91ZM97 3H98V2H97ZM114 3H115V2H114ZM114 3H113V4H114ZM5 4H7V3H5ZM5 4H4V5H5ZM9 4H8V5H9ZM64 4H65V3H64ZM64 4H62V5L64 6ZM70 4H71V2L69 3V5H70ZM73 4H76V3L74 2ZM88 4H87V5H88ZM240 4H241V3H240ZM240 4H239V5H240ZM0 5L3 7L2 4H0ZM10 5H9V6H10ZM18 5H19V4H18ZM54 5H53V7H51V8H53L52 10H55V9L57 10V6H58V5H56V7H55ZM62 5H60V6H62ZM66 5H67V3H66ZM66 5H65V6H66ZM69 5H68V7H69ZM89 5L91 6V4H89ZM92 5L94 6V4H92ZM95 5H96V3H95ZM6 6H7V5H6ZM6 6H5V7H6ZM12 6H13V5H12ZM12 6H11V7H12ZM16 6H17V5H16ZM19 6H20V5H19ZM19 6H18V7H19ZM44 6H45V7H44ZM63 6H62V7H63ZM73 6H74V5H73ZM73 6H72V9L77 8V7H75V6H74V8H73ZM80 6H81V5H80ZM82 6H83V5H82ZM90 6H89V7H90ZM242 6H243V5H241V7H242ZM21 7H19V9H20ZM25 7H26V8H25ZM86 7H88V6H86ZM119 7H120V4H119ZM119 7H118V6H117V8L115 7V8L117 9V11H120ZM0 8H1V7H0ZM43 8H46V9H47L48 15L45 14V13H47V12H46L45 9L43 10ZM54 8H55V9H54ZM59 8H60L59 13H60V12H61V7H58V9H59ZM69 8H70V7H69ZM83 8H84V7H83ZM110 8H114V6L111 7V5H110L109 9H110ZM2 9H3V8H1L0 10L2 11ZM4 9H5V8H4ZM7 9H8V8H7ZM19 9H18V10H19ZM28 9L31 10V11H29ZM33 9H35V10L37 11V13H36V12H33V11H34ZM65 9H66V8H65ZM67 9H68V8H67ZM38 10H40V12H38ZM41 10H42V12H41ZM52 10L50 11V13L52 12ZM56 10H55V11H56ZM63 10H64V9H63ZM76 10H77V9H76ZM78 10H79V9H78ZM3 11H4V10H3ZM3 11H2V12H3ZM16 11H17V7H16ZM19 11H20V10H19ZM43 11H44V12H43ZM57 11H58V10H57ZM57 11H56V12H52L51 14H52V15H53L54 13L57 14ZM73 11H74V10H73ZM106 11H107V10H106ZM106 11H105V12H106ZM108 11L110 12V15H111L112 12H111L110 10H108ZM114 11H115V9H114ZM5 12H6V10H5ZM5 12H3V13L5 14ZM7 12H6V14H7ZM69 12H70V10L68 11V13H69ZM105 12H104V13H105ZM33 13H34V17H35L37 14H38L37 16L40 17V20H41V21L39 22V24L36 22V20H39V18H38V17H35V19H36V18H38V19L35 20L36 23L33 25L34 21H33V22L31 21V20L34 19V18H33V15H32ZM35 13H36V14H35ZM59 13H58V14H59ZM63 13L65 14V12H63ZM71 13H72V12H71ZM51 14H50V15H51ZM60 14H61V13H60ZM74 14H75V16H76V13H74ZM107 14H108V13H107ZM66 15H67V14H66ZM66 15H65V16H66ZM112 15H113V13H112ZM1 16H2V15H1ZM19 16H21L20 18H23V21H22V19L20 20V21H22L21 23H20V21H19V19H20ZM46 16L48 17V19L46 18ZM53 16H54V15H53ZM55 16H56V15H55ZM55 16H54V17H55ZM57 16H58V15H57ZM60 16H61V15H60ZM67 16H68V15H67ZM70 16H71V15H70ZM75 16H72V17H75ZM102 16H105V15H102ZM106 16H109V14L106 15ZM2 17L4 18V15H3ZM5 17H6V15H5ZM32 18H33V19H32ZM58 18H59V17H58ZM110 18H113V16H112V17L110 16L109 18H108V17H107V18L105 17V21H106V19H109V20H110ZM1 19H2V18L0 17V21H4V20L7 19V18H5L4 20H1ZM42 19H44V20H42ZM45 19H46V20H49V19H50V20L47 22ZM60 19H61L63 22H61V20H59V21H57V23H58V22H61V23H63L62 26L66 25V24L64 23V20H63V19H64V16H63V19H62L61 17H60ZM69 19H70V18H69ZM74 19H75V18H74ZM78 19H79V18H78ZM65 20H67V19H65ZM71 20H72V19H71ZM79 20H80V19H79ZM111 20L113 21V19H111ZM111 20H110V21H111ZM114 20H115V19H114ZM72 21H75V20H72ZM80 21H81V20H80ZM100 21H101V19H100ZM102 21H103V20H102ZM105 21H103L104 26L106 25L105 23H106L108 20H107L106 22H105ZM116 21H117V20H116ZM122 21H123V20H122ZM5 22H6V20L3 22V24H4ZM7 22H8V21H7ZM69 22H70V20H69ZM83 22H84V21H83ZM88 22H89V21H88ZM119 22H120V21H119ZM57 23H56V24H57ZM66 23H68V22H66ZM75 23H77V20H76ZM75 23H74V24L69 23V25L71 24V25H74V26H75ZM78 23H79V21H78ZM96 23H98V22L96 21ZM103 23H100V24L103 25ZM107 23H109V21H108ZM116 23H117V22H116ZM125 23H126V22H125ZM5 24H6V23H5ZM37 24H38V25H37ZM54 24H55V23H54ZM83 24H84V23H83ZM110 24H113V22H112V23L110 22ZM114 24H115V23H114ZM118 24H119V23H118ZM126 24H127V23H126ZM126 24H124V25L122 24V26L124 27ZM133 24H134V23H132L130 29H132ZM137 24H139V23H137ZM0 25H2L1 22H0ZM35 25H37V26H35ZM77 25H78V24H77ZM77 25H76V26H77ZM85 25H87V24H85ZM88 25H89V24H88ZM88 25H87V27H88ZM91 25L93 26V24H91ZM107 25H108V24H107ZM2 26H3V25H2ZM8 26H9V23H8ZM33 26H34V27H33ZM57 26H58V25H57ZM60 26H61V25H60ZM60 26H59V27H60ZM74 26H73V27H74ZM80 26H82V25H80ZM83 26H84V25H83ZM94 26H95V25H94ZM96 26H97V25H96ZM99 26H100V25H99ZM114 26H115V25H114ZM116 26L119 27L120 25H119V26L116 25ZM65 27L67 28L68 26L66 25ZM65 27H64V28H65ZM71 27H72V26H71ZM71 27H69V28L71 29ZM77 27H78V26H77ZM87 27L85 26V28H87ZM89 27H91V26H89ZM111 27H113V26H111ZM123 27H122V28H123ZM127 27H128V26L124 27L125 30H126ZM133 27H134V26H133ZM136 27H137V26H136ZM4 28H7V24H6V27H2V29H4ZM8 28H7V29H8ZM34 28L38 29L39 32H40V30H43L42 32L39 33V35L42 33L44 37L41 35V36H37V38H38V37H40V38L43 37V38H41V40H39V42L41 43V46H42V44L44 45V44L48 43L49 45H47V46L52 47V48H50V49H53V52H52V50H47V53L43 52V54H44V53L46 54L45 56H44V55L42 56V55H41L42 53L40 54L41 56L38 55V54L40 53V48H39L38 45H37V44H38L37 41H36V45H37L38 49L35 48V47H36L35 44H31V42L34 43L35 41H33V40H29V39L32 38L31 36H33V37H34L33 39L35 40V36H36V34H38V31H37V33L35 32L36 34L34 33V31H36V29L34 30ZM40 28H41V26H40ZM45 28H46V29H45ZM66 28H65V29H66ZM69 28H68V29H69ZM83 28H84V27H83ZM93 28H95V30L97 29L96 27H93ZM99 28H100V27H99ZM101 28H104V29L106 30L107 26H106V28L101 26ZM101 28H100V29H101ZM109 28H110V27H109V25H108V29H109ZM128 28H129V27H128ZM7 29H5V30H7ZM9 29H8V30H9ZM58 29H59V28H58ZM60 29H61V28H60ZM65 29H64V31H65ZM76 29H77V28H76ZM76 29H75V31H76ZM80 29H81V28H80ZM91 29H92V28H91ZM91 29H90V30H91ZM108 29H107V30H108ZM114 29H117V28H114ZM136 29H137V28H136ZM51 30H52V29H51ZM53 30H52V31H53ZM78 30H79V29H78ZM95 30L93 31V29H92L93 32H95ZM101 30H102V31H100L101 33H98V32H97V33L99 34V37L103 36V35L105 34V32H106V31L103 30V29H101ZM109 30H110V29H109ZM109 30H108V31H109ZM168 30H169V29H168ZM18 31H20V32L22 31V32H23V33H20V34H23L22 36H24V38L21 37V39L24 40V39L26 38V40H27V41L24 40L23 42L26 41V42H29L28 44H30V45H34V46H35L34 48H35L36 50H35L34 48L32 49L33 46L31 47V46H29V45L25 42L26 45L29 46V48L31 47V51L28 52V49H29V48H27V46L25 45V43H22L21 41H20V42H21L22 44H21V43H20V44L22 45V49H21L20 47H19V49H18V47L15 48V47L13 46V43L16 41V40H14V39H16V37H17V40H18V41H19V39H20V38H19V37H20V36H19L20 34H18ZM48 31L51 32L50 30H48ZM84 31H85V29H84ZM92 31H91V32H92ZM103 31H104V32H103ZM108 31H107V33H108ZM110 31H112V29H111ZM114 31H115V30H114ZM117 31H118V30H117ZM129 31H130V30H129ZM66 32H67V31H65V34H66ZM69 32H70V31H69ZM69 32H68V33H69ZM72 32H74V31H72ZM80 32H81V31H80ZM80 32H79V33H80ZM85 32H86V31H85ZM87 32H88V31H87ZM87 32H86V33H87ZM102 32H103V33H102ZM112 32H113V31H112ZM118 32H119V31H118ZM118 32H116V33H118ZM123 32H124V31H123ZM4 33H3V34H4ZM33 33H34L35 36H34V35H31V34H33ZM46 33H47V32H46ZM63 33H64V32H63ZM75 33H76V32H75ZM109 33H111V32H109ZM113 33H114V32H113ZM129 33H130V32H129ZM166 33H167V32H165V34H166ZM5 34H4V35H5ZM83 34H85V33H83ZM88 34H89V36H90L91 33L88 32ZM93 34H95V33H93ZM114 34H115V33H114ZM120 34H121V33H120ZM125 34H126V33H125ZM127 34H128V33H127ZM170 34H172V32H171ZM45 35H47V34H45ZM63 35H64V34H63ZM69 35H70V34H69ZM69 35H68V38H70V39H72V38L74 37V35H70V37H69ZM75 35H76V34H75ZM77 35H79V34H77ZM96 35H97V34H96ZM111 35H113V34L111 33ZM115 35H116V34H115ZM115 35H114V36H115ZM130 35H131V34H130ZM18 36H19V37H18ZM47 36H49V35H47ZM58 36H57V37H58ZM71 36H72V37H71ZM81 36H82V35H81ZM83 36H84V35H83ZM87 36H88V35H86V39H90L89 37L87 38ZM108 36H110V34H109ZM155 36H156V35H155ZM165 36H166V35H165ZM168 36H169V34H168ZM30 37H31V38H30ZM57 37H56V38H57ZM77 37L79 38L80 35L77 36ZM84 37H85V36H84ZM90 37H91V36H90ZM93 37L96 38V36H93ZM93 37H92V38H93ZM97 37H98V35H97ZM99 37H98V38H99ZM110 37H111V36H110ZM129 37H130V36H129ZM131 37H132V35H131ZM153 37H154V36H153ZM157 37H158V36H157ZM166 37H167V36H166ZM3 38H4V39H3ZM40 38H39V39H40ZM58 38L60 39L61 36L58 37ZM66 38H67V35H66ZM75 38H76V37H75ZM92 38H91V41H92ZM98 38H96V39H98ZM101 38H102V37H101ZM101 38H100V39H101ZM106 38H107V37H106ZM111 38H112V37H111ZM171 38H172V37H171ZM64 39H65V38H64ZM73 39H74V38H73ZM80 39H81V38H80ZM104 39H105V38H104ZM108 39H110V38H108ZM108 39H107V40H108ZM125 39H126V38H125ZM166 39H168V38H166ZM28 40H29V41H28ZM36 40H38V39H36ZM61 40H63V39L61 38ZM66 40H67V39H66ZM78 40H79V39H78ZM83 40H84V39H83ZM105 40H106V39H105ZM111 40H112V39H111ZM111 40H110V41H111ZM151 40H152V39H151ZM154 40H155V38H154ZM154 40H153V41H154ZM156 40H157V38H156ZM30 41H31V42H30ZM63 41H64V40H63ZM63 41H62V42H63ZM71 41H72V40H71ZM71 41H70V40H67V42H69V43H70ZM75 41H76V39H75ZM101 41L104 42L103 39H101ZM110 41H109V44L112 43V42H110ZM67 42H66V43L63 42V43H64V44H67ZM72 42H74V41H72ZM89 42H90V41H88L87 43H89ZM98 42H99V45H100V41H98ZM107 42H108V41H106L105 44H104V43H103V44L106 46V45L108 44ZM166 42H167V41H166ZM169 42H170V41H169ZM40 43H39V44H40ZM57 43H58V45H60L59 47H58ZM74 43H76V42H74ZM78 43H79V42H78ZM81 43H82V40H81ZM91 43H92V42H90V44H91ZM95 43H96V42H95ZM106 43H107V44H106ZM23 44H24V46H23ZM84 44H85V43H84ZM103 44H102V45H103ZM132 44H133V43H132ZM156 44H158L157 41H156ZM156 44H155V45H156ZM14 45L17 46V45H19V44H18L17 42H15ZM21 45H20V46H21ZM54 45H55V46H54ZM79 45H80V44H79ZM79 45H78V46H79ZM87 45H89V44H87ZM39 46H40V45H39ZM81 46L83 47V43H82ZM81 46H79L80 48L77 47V49H78V50H79V49H82V50H83V48L86 47V45H85L83 48H81ZM92 46H94V43H93ZM109 46H110V45H109ZM109 46H108V47H109ZM112 46H113V44H112ZM11 47H14L15 49H17V52H16V50H15L14 48H11ZM43 47L46 48V45H44ZM75 47H76V46H75ZM96 47H97V46H96ZM101 47H102V46H101ZM106 47H107V46H106ZM106 47H105V49H106ZM153 47H154L155 50H156L157 47H155V46H153ZM59 48H60V49H59ZM68 48H69V46H68ZM72 48H73V47H72ZM103 48H104V47H103ZM103 48H102V49H103ZM2 49H3V50H2ZM66 49H67V48H66ZM69 49H70V48H69ZM73 49H74V48H73ZM89 49H90V53H91V50H94V52L92 51L93 53L91 54V56H94V53H97V52L99 51V50H97V51L95 52V49L91 48L90 46H89L88 49H86V50L89 51ZM97 49H99V48H97ZM102 49L100 48V51H101V53H104V52H102ZM105 49H103V51H104ZM111 49H113V48H111ZM111 49H110V50H111ZM150 49H151V48H150ZM150 49H149V52H150ZM19 50H21V52H20ZM37 50L39 51V53L37 52ZM75 50H76V48H75ZM78 50H76V54H79V55H80V53L83 54V52L85 51V48H84V51H83V52H82L81 50H79V51H78ZM106 50H107V49H106ZM108 50H109V48H108ZM128 50H129V49H128ZM151 50H152V49H151ZM33 51H34V53H36L40 58H37L38 56H37L36 54H34V55L36 56V58L34 59L33 56L30 55V53H31V52L33 53ZM41 51H45V50L42 48ZM48 51H50V52H52V53L48 54ZM68 51H69V50H68ZM77 51H78L79 53H77ZM80 51H81V52H80ZM87 51H85V55L88 54L87 56H89V53H87ZM113 51H114V50H113ZM129 51H130V50H129ZM135 51H137V50L135 49ZM147 51H148V50H147ZM153 51H154V50H153ZM153 51H151V52H152L153 54H155ZM156 51H158V50H156ZM200 51H201V50H200ZM202 51H203V50H202ZM204 51H206V50H204ZM19 52H20V56L17 57V56L19 55V54H18ZM66 52H67V50H66ZM66 52H65V53H66ZM70 52H71V51H70ZM74 52H75V51H74ZM105 52H106V51H105ZM108 52H109V51H108ZM137 52H138V51H137ZM149 52H148V53H149ZM151 52H150V53H151ZM206 52H207V51H206ZM32 53H31V54H32ZM59 53H60V54H59ZM62 53H64V52H62ZM98 53H100V52H98ZM101 53L99 54V55H100L99 58H102V59L104 58V59H105L106 57H101V56H102ZM109 53H110V52H109ZM109 53H108V54H109ZM125 53H126V52H125ZM128 53H129V52H128ZM130 53H131V52H130ZM134 53H136V52H134ZM145 53L147 54V52H145ZM152 53H151V54H152ZM202 53H203V52H202ZM68 54H69L70 56H72L73 60H75L74 57L76 58V61H75V62L78 61V59H79V58L77 59V57H79L78 55L76 56V55L73 54V53H72V54L75 55V56H73V55L70 54V53H68ZM105 54H107V53H104L103 56H104ZM115 54H116V52H115ZM115 54L113 53V55H115ZM132 54H133V53H132ZM138 54H141V52H140V53L138 52ZM146 54H145V55H146ZM206 54H207V53H206ZM57 55H59V56H58V57H59L58 59H59L60 63H59L58 60H55V57H57ZM66 55H67V53H66ZM97 55H98V54H97ZM126 55H127V54H126ZM128 55L130 56V54H128ZM141 55H142V54H141ZM143 55H144V54H143ZM147 55L150 56V54H147ZM201 55H202V54H201ZM204 55H205V53L203 54V56H204ZM67 56H68V55H67ZM67 56H66V57H67ZM81 56H82V55H81ZM83 56H84V55H83ZM106 56H107V60H102V62H103V61H105V62L108 61V55H106ZM109 56H111V55H109ZM138 56H139V55H138ZM153 56H154V55H153ZM156 56H157V55H156ZM41 57H42V58H41ZM66 57H64V54H63V60L66 59ZM97 57H98V56H97ZM143 57H144V56H143ZM146 57H147V56H146ZM19 58H20V61H21V62L18 61ZM61 58H62V57H61ZM69 58L71 59V57H69ZM83 58H86V56L83 57ZM87 58H88V57H87ZM94 58H96V56H95ZM99 58H98V59H99ZM131 58H132V57H131ZM131 58H127V60H128V59H131ZM137 58H138V57L136 56L135 60H136ZM148 58L151 59L152 56H151V57H148ZM244 58H245V57H243V59H244ZM17 59H18V60H17ZM90 59H91V57H90ZM146 59H147V58H146ZM150 59H147L146 61L149 62ZM236 59H237V58H236ZM238 59H239V58H238ZM67 60H68V62H70V63L72 62V60H71V61H70L69 59H67ZM67 60H66L65 62H67ZM79 60H80V59H79ZM85 60H87V59H84V61H85ZM91 60H92V59H91ZM135 60H133V58H132V60H131L130 62L135 61ZM137 60H138V59H137ZM233 60H234V59H233ZM80 61H82V59H81ZM80 61H79L78 63H82V62H80ZM88 61L90 62V60H88ZM109 61H111V60L109 59ZM128 61H129V60H128ZM96 62H97V60H96ZM96 62H95V63H96ZM112 62H115V61L113 60V61H111V63H112ZM126 62H127V61H126ZM126 62H124V64H126V65H123V66H127V64H129V66H130L129 68L131 69V65H133V62H132V63H126ZM135 62H136V61H135ZM148 62H147V63H148ZM151 62L153 63L152 59H151V61L149 62V64H150ZM237 62H238V61H237ZM107 63H108V66H109V62H107ZM147 63H146V64H147ZM226 63H227V62H226ZM235 63H236V61H235ZM74 64H75V63H74ZM83 64H84V62H83ZM92 64H93V62H92ZM105 64H106V63H105ZM114 64H116V63H114ZM171 64H172V63H171ZM175 64H176V63H174V64H172V65H175ZM230 64H231V62L229 63V65H230ZM232 64H233V61H232ZM236 64H237V63H236ZM33 65H35L33 68H36V71H35V69L32 68ZM79 65H80V64H79ZM79 65L76 64V66H78V67H79ZM86 65H88V64H86ZM90 65H91V64H90ZM100 65L102 66V64L99 63V66H100ZM106 65H107V64H106ZM150 65H151V64H150ZM150 65H149V66H150ZM224 65H225V64H224ZM229 65H227L228 67L226 66L228 69H230L229 67H231V65H230V66H229ZM241 65H242V63L239 64V67H238V68H241V67H240ZM69 66H74V65H73V63H72V64H70ZM76 66H75V67H76ZM81 66H82V65H81ZM95 66H96V65H95ZM95 66H93V67H95ZM97 66H98V62H97ZM99 66H98L97 68H99ZM101 66H100V67H101ZM136 66H137V64H136ZM138 66H139V65H138ZM143 66H145V65L143 64ZM143 66H142V67H143ZM147 66H148V65H147ZM152 66H153V65H152ZM152 66L148 67V68H150V69H147L148 72H149V70H151V71L154 70V69L151 68ZM154 66H155V65H154ZM162 66H163V65H162ZM165 66H166V65H164V67H163L164 69L161 68L163 71H165V68H167V67H165ZM168 66H169V65H168ZM233 66H234V64L232 65V67H233ZM236 66H238V65H236ZM85 67H87V66H85ZM115 67H116V66H115ZM133 67H134V65L132 66V68H133ZM139 67H141V66H139ZM160 67H161V66H160ZM175 67H176V66H175ZM178 67L180 68L181 66H178ZM178 67H176V68H178ZM232 67H231V69H232ZM67 68H68V69H67ZM82 68H83V67H82ZM88 68H89V67H88ZM88 68H87V69H88ZM101 68H103V70H104L105 66H104V67H101ZM101 68H100V69H101ZM106 68L108 69V67H106ZM106 68H105V69H106ZM126 68H127V67H125V69H126ZM129 68H128V71H127V72H130V74H131V73H135V71L137 72V70H134L135 67L132 69V71H130ZM144 68H145V67H143V70H142V69H141V70L144 71ZM153 68H154V67H153ZM168 68H169V67H168ZM170 68H171V67H170ZM170 68H169V70H170ZM182 68H183V67H182ZM238 68H237V69H238ZM79 69H80V68H79ZM79 69H78V70H79ZM91 69H92V67H91ZM91 69H89V70H90V71H93V70H91ZM107 69H106V70H107ZM156 69H158V68H156ZM161 69H160V70H161ZM183 69H184V68H183ZM189 69H191V68L189 67ZM224 69H225V68H224ZM237 69H235V71H236ZM73 70H72V71H73ZM82 70H83V69H82ZM85 70H86V69H85ZM95 70H96V68H95ZM111 70H112V68H111ZM123 70H124V67H123ZM147 70H146V68H145V71H147ZM176 70H177V69H176ZM184 70H185V69H184ZM193 70H194V69H193ZM222 70H223V69H222ZM225 70H226V69H225ZM225 70H224V71H225ZM238 70H239V69H238ZM238 70H237V71H238ZM242 70H243V69H242ZM79 71H80V70H79ZM107 71H109V70H107ZM133 71H134V72H133ZM138 71H139V70H138ZM154 71L156 72V70H154ZM158 71H159V70H157V73H158ZM166 71H167V70H166ZM172 71H174V69H173V70L171 69V72H172ZM194 71H195V72H194ZM194 71H193V72L195 73V75H194L195 77L192 76L193 74H191V73H193V72H189V71H188L187 74L190 73V74H191V75H189L190 77L187 76V74H183V72H182V75H181V76H180V75L178 76L177 73H176L177 75H175V76H178V77H181V78H182L183 75H185V77L187 76V77H186V80L189 79V81H191L192 83H191V82H188V84L190 83L191 86H192V84L194 83L193 81H194L195 79H199V78H198V77H199L198 75H197L198 77H196V74H197L198 71H197V72H196V70H194ZM232 71H233V70H232ZM70 72H71V75L69 74ZM75 72H76V73H75ZM88 72H89V71H88ZM97 72H98V71H97ZM103 72H104V71L101 72V70H99V73H102L101 75H102L103 79H105L104 74H105V73L109 74V72H106V71H105L104 73H103ZM110 72H111V71H110ZM124 72H125V70L123 71V73H124ZM160 72H162V71H160ZM177 72H180V71H177ZM229 72H231V71H228V73H229ZM239 72H240V71H239ZM239 72H238V73H239ZM80 73H83V71H82V72L80 71ZM80 73H79V74H80ZM86 73H87V72H86ZM93 73H94V72H93ZM111 73H112V72H111ZM123 73H122V74H123ZM137 73H138V72H137ZM141 73L143 74V72H141ZM152 73H153V72H152ZM163 73H164V72H162V74H163ZM167 73H168V72H167ZM169 73H170V72H169ZM169 73H168V74H169ZM174 73H175V71H174ZM184 73H186V72H184ZM223 73L226 74V72H223ZM238 73H236V74H238ZM260 73H261V72H260ZM262 73H263V72H262ZM262 73H261V74H262ZM19 74H20V76L22 77L21 80H20L19 78H17V76H16V75H19ZM79 74H78V75H79ZM84 74H85V73H83V75H84ZM91 74H92V73H91ZM135 74H136V73H135ZM138 74L140 75V73H138ZM138 74H136V75H138ZM145 74H147V73L144 72V76H145ZM148 74H149V73H148ZM158 74H160V73H158ZM162 74H161V75H162ZM168 74H167V75H168ZM170 74H171V73H170ZM198 74H199V72H198ZM220 74H221V73H220ZM231 74H232V73H231ZM233 74H235V73H233ZM240 74H241V73H240ZM243 74H244V73H243ZM33 75H34V76H35V75L37 76L38 80L40 81V82H39V81L37 80V82L41 84V86H40L41 89L38 90V89L36 88V89H35V92H34L35 94H37L39 91H41V93H42V97L40 96L41 94L38 93V94H39L38 97H37L38 100L36 99V101H38L39 103L41 102L39 107H38L39 103H37L36 101H34V99H33V101H31L33 95L31 96L30 94H31V92H32L33 89H31V90L28 89V86L31 87V85H29V84L33 81V80H31L30 78L33 77L34 79H37V78L34 77ZM87 75H88V74H87ZM89 75H90V72H89ZM94 75H95V73H94ZM96 75H97V78H95V76H94L95 80L98 79V78H101V80H102V77H101V76H100V77L98 76L99 74L96 73ZM110 75H112V74H110ZM110 75H108V76L111 78ZM124 75H126V73H125ZM124 75H123V76H124ZM128 75H129V73H128ZM139 75L137 76V78H139ZM172 75H173V72H172ZM199 75H200V74H199ZM222 75H223V74H222ZM244 75H245V74H244ZM257 75H258V74H257ZM262 75H263V74H262ZM81 76H82V75H81ZM84 76H85V75H84ZM90 76H93V74L90 75ZM108 76H106L107 79H108ZM131 76H132V75H131ZM141 76H142V75H141ZM141 76H140V77H141ZM149 76H151V75L149 74ZM149 76H148V77H149ZM154 76H155L154 74H153V76H151V77H153V80H155ZM164 76H165V75H163V77H164ZM170 76H171V75H170ZM175 76H171V77H175ZM191 76L194 77V78H193L194 80L192 79L193 81L191 80ZM224 76L226 77L227 75H223V78H225ZM230 76H231V75H230ZM235 76H236V75H235ZM239 76H242V75H239ZM18 77H19V76H18ZM63 77H64L65 79H64ZM72 77H74V78L76 79L75 76H72ZM78 77H79V76H78ZM78 77H77L76 80H79ZM125 77H126V76H125ZM134 77H135V76H134ZM163 77H162V79H163ZM165 77H166V76H165ZM178 77H175V78L179 80V83H181L182 81L185 80V79H184V80L182 79V81H181V80H180L181 78H178ZM188 77H189V78H188ZM216 77H217V76H216ZM216 77H215V78H216ZM219 77H221V76H219ZM228 77H229V76H228ZM228 77H227V78H228ZM244 77H245V76H244ZM16 78H17L18 80H20V81L16 80ZM25 78H28V79H25ZM74 78H73V79H74ZM80 78H81V77H80ZM86 78H87V80H88L89 76L86 77ZM92 78H93V77H92ZM92 78H90L91 81H92ZM110 78H109V80L106 79L107 82L109 81V82H108V85H107L106 80H105V81L102 80V81H103V84H102L103 86L101 85L102 87H101L100 90L98 89V87H99L100 85H99V86H96V85H95V84L98 85V84H101V83H102L100 79H99V80H100L101 83L99 82V80H98V81L96 80V81H97L96 83H93V82H92V85H89V86H92V87L94 88V86H93V84H94L98 90H97V89H96V90L93 89V90L97 91V93H96V92L94 93V91L92 90L91 87H86V88H88V89L85 88V86L88 85V84H85V82H83V81H85V80H82V81L79 80V82H80V83H83L82 85L84 86V88H85L86 90H89V88L92 90V92L94 93V97H93V99L95 98L93 101L96 102L97 99H98L99 101L96 102L97 104L95 103V105H98V104H100V103L102 102V98H104V96H108L107 94H109V91H110L111 88L108 89V93L105 92V93H107V94H101V95H100V93L102 92V88H103V87L106 86V88H107V86L110 87V85H112V84L110 83ZM129 78H130V76H128V80H129ZM132 78H133V77H132ZM135 78H136V77H135ZM141 78H142V77H141ZM145 78H147V77L145 76ZM145 78L143 77V79H144L145 81H148V80L145 79ZM166 78H167V77H166ZM175 78H174V79H175ZM183 78H184V76H183ZM200 78H201V75H200ZM213 78H214V76H213ZM215 78H214V79H215ZM234 78H235V77H234ZM234 78H232V77L230 78L232 82L234 81V83H235L234 85H233L232 82H231V83L229 82L230 79H229V80L227 79L229 83L226 82V78H225V81H224V80H223V81H222V80L219 81L220 83L217 82V81L215 80V81H216L215 83H219V84H221V83H223V82H226L228 85H229V84H232L233 86H235V85H237V84H236ZM236 78H238V77H236ZM255 78H256V77H255ZM257 78H258V77H257ZM259 78H261V77H259ZM259 78H258V80H259ZM62 79H64V80L62 81ZM73 79H72V80H73ZM75 79H74V80H75ZM81 79H82V78H81ZM112 79H113V78H111V80H112ZM125 79H126V78H125ZM125 79L123 78L121 81H123V80H125ZM156 79H157V77H156ZM159 79H160V77H159ZM174 79L172 80V78L169 77L168 80H169V82H170V80H171L170 83H172V82L174 81ZM210 79H211V80H210ZM210 79H208V80L211 81V83L208 82V81L206 80V82H208V84H209V83L212 84V78H210ZM218 79H219V78H218ZM239 79H240V78H239ZM246 79H247V77H246ZM15 80H16L18 83H17ZM26 80H30V81H29L30 83L28 84V82H26ZM49 80H50V81H49ZM74 80H73L72 82H74ZM76 80H75V85H77V89H79V88H80V87H79V86H80V85H79L80 83L77 84L76 82H78V81H76ZM87 80H86V82H87ZM95 80H94V82H95ZM126 80H127V79H126ZM149 80H150V78H149ZM163 80L165 81L166 79H163ZM186 80H185L184 82H186ZM242 80H243V79H242ZM255 80L257 81V79H255ZM35 81H36V80H35ZM35 81L32 82V88L34 87V86H33V83H34ZM54 81H53V82H54ZM70 81H71V80H70ZM151 81H152V80H151ZM158 81H159V80H158ZM187 81H188V80H187ZM196 81H197V80H196ZM199 81H200V79H199ZM199 81H197V84H198V83L201 84V83H200L201 81H200V82H199ZM202 81H204V80H203V76H202ZM237 81H238V80H237ZM244 81H245V79H244ZM259 81H262V79L259 80ZM15 82H16V84H15ZM19 82H21V86H20V88H22V89L19 88V89L21 90V92H20L19 89H18L19 91L16 90V88H17L16 85H18V87H19ZM25 82H26V83H25ZM57 82H56V83H57ZM88 82H89V80H88ZM104 82L106 83L105 85H104ZM114 82H115L114 84H116V81H114ZM118 82H119V81H118ZM124 82H126V81H124ZM133 82H134V81H133ZM140 82H141V81H140ZM155 82H156V81H155ZM165 82H166V81H165ZM165 82H164V83H165ZM176 82H177V80L174 81V83H172L173 86H170L169 83H168L167 86H170V90H169V88H168L169 93H171V95H172V92H173V91H171V89L174 90L175 92H174L173 94L176 95L175 97L177 98V97L179 96L178 93H180L179 91H181V88H182V89H183L184 87L186 88L188 84H187V82H186L185 84H187V85L183 87L182 84H184V83H182V84L180 85V84L177 82L178 85L182 86V87H180V86H178V85L176 84ZM252 82H253V81H252ZM38 83H35V84L38 85ZM54 83H55V82H54ZM119 83H120V82H119ZM122 83H123V82H122ZM131 83H132V82H131ZM131 83H130V80H129V86L132 85ZM146 83H147V82H146ZM150 83H151V85H152V84H153V81L150 82ZM157 83H158V82H157ZM159 83H160V81H159ZM159 83H158V85H159ZM161 83H162V80H161ZM161 83H160V85H161ZM195 83H196V82H195ZM226 83H224V84H226ZM237 83L240 84V82H237ZM256 83H258V81H257ZM256 83H254V85H255ZM27 84H28V85H27ZM58 84H60V83L58 82ZM63 84H64V82H63ZM69 84H70L69 86H71V84H74V83L69 82ZM84 84H85V85H84ZM89 84H91V83L89 82ZM120 84H121V83H120ZM127 84H128V83L126 82V85H127ZM130 84H131V85H130ZM141 84L143 85L142 82L139 83V85H141ZM162 84H163V83H162ZM166 84H167V83H166ZM174 84H175V85H174ZM185 84H184V85H185ZM190 84H189V85H190ZM204 84H205V82H204ZM204 84H203V87H204L205 85H207V83H206L205 85H204ZM243 84H244V82H243ZM248 84H249V82H248ZM52 85H53V84H52ZM60 85L62 86V83H61ZM60 85H54V86H60ZM66 85L68 86V84H66ZM121 85H123V84H121ZM121 85H120V87L122 88ZM149 85H150V84H149V82H148V86H146V87L148 88ZM160 85H159V86H160ZM176 85H177V86H176ZM213 85H214V83H213ZM221 85H223V84H221ZM221 85H220V87H223V86H224V85H223V86H221ZM228 85H225V86H227V88L224 87V89H226L225 91H226V92H229V91L233 92L234 89L232 88V90H230V89H231V88H230L231 86H229V88H230V89H229V88H228ZM245 85H246V84H245ZM252 85H253V84H252ZM258 85H259V84H258ZM15 86H16V87H15ZM63 86H65V85H63ZM63 86H62V87H63ZM112 86H113V85H112ZM129 86H126V87H127V90H126L127 92H126L125 90H123V92L125 91L127 94H129L130 91H128V90H129L128 88H130V90H131V88H132V87H129ZM132 86H133V85H132ZM161 86H162V85H161ZM164 86H166V85H164ZM199 86L202 87L201 85H199ZM211 86H212V85H211ZM211 86L208 85V87H210V90H211ZM217 86H218V84H216V87H217ZM240 86H241V85H240ZM246 86H247V85H246ZM249 86H250V85H249ZM262 86H263V85H262ZM14 87H15V89H12V88H14ZM37 87H38V86H37ZM74 87H75V86L73 85V88H74ZM78 87H79V88H78ZM113 87H115V86H113ZM117 87H119V86H117ZM120 87H119V88H120ZM123 87L125 88V86H123ZM134 87H135V84H134ZM134 87H133V88H134ZM139 87H140V86H139ZM151 87H152V86H150V88H151ZM153 87H154V85H153ZM174 87H175V88L177 87L176 90H175ZM179 87H180V88H179ZM208 87L206 86L205 88L207 89ZM214 87H215V85H214ZM214 87L212 86V88H214ZM218 87H219V86H218ZM220 87H219V88H220ZM235 87H236V86H235ZM235 87H234V88H235ZM237 87H238V86H237ZM243 87H244V86H243ZM243 87L241 86V88H243ZM247 87H248V86H247ZM255 87H256V86H255ZM257 87H258V86H257ZM260 87H261V86L259 85V88H260ZM7 88H8V90H10V88H11V90H16V91H15L16 94H14V93L11 94V93L14 92V91H12V92H11V91H8V92H11V93H10L11 95L9 94V95L7 96V98H6V96H4V93H5V94L7 93ZM34 88H35V87H34ZM38 88H39V87H38ZM60 88H61V87H60ZM60 88H59V90H60ZM69 88H70V87H69ZM84 88L81 87L80 89H82V90L79 89L80 92L82 91V93H84V92H83V89H84ZM106 88H104V89H106ZM115 88H116V87H115ZM115 88H114V89H115ZM119 88H117V89L119 90ZM121 88H120V89H121ZM124 88H122V89H124ZM141 88H142V87H141ZM143 88H145V87H143ZM150 88H149V89H150ZM161 88H162V87H161ZM178 88H179V89H178ZM188 88H189V87H188ZM188 88H187V89H188ZM193 88H194V87H193ZM205 88H203L204 91L206 90ZM250 88H251V87H250ZM259 88H258V89H259ZM65 89H68V88H66V87L63 88V89H62L63 92H61V93H62V94L64 93V94L66 95V93H65V91H64ZM75 89H76V88H75ZM75 89H74V91L76 92ZM114 89L112 88V91H114ZM122 89H121V90H122ZM137 89H138V87H137ZM139 89H140V88H139ZM149 89H148V90H149ZM154 89H155V88H154ZM158 89H159V88H158ZM162 89H163V88H162ZM162 89H161V91H163ZM164 89H166V88H164ZM177 89H178L179 91H178ZM187 89H186V90H187ZM190 89H191V88H190ZM201 89H202V88H201ZM201 89H200V90H201ZM203 89H202V90H203ZM220 89H221V88H220ZM224 89H223V90H224ZM228 89H229V90H228ZM239 89H240V88H239ZM239 89H238V90L236 89V92H237V91L240 92ZM244 89H245V88H244ZM244 89H243V90H244ZM251 89H252V88H251ZM251 89H250V90H251ZM258 89H257V90H258ZM23 90H24V91H23ZM36 90H38L37 93H36ZM56 90H57V89H56ZM70 90H72V89L70 88ZM79 90L76 92V94H75V93H74V94L77 95L76 97H78V98L80 97V98H81L82 93H78ZM86 90H84V91H85V92H89L91 95L93 94V93H91L90 91H86ZM121 90H119V93H120ZM135 90H136V89H135ZM140 90H141V89H140ZM152 90H153V88H152ZM152 90H151V91H152ZM156 90H157V89H156ZM156 90H155V91H156ZM159 90H160V89H159ZM168 90H167V92H168ZM186 90H183V95H182V94H180V95H182V96L185 95V96H186V95L189 94V93H190L191 95H193V94L191 93V90H189V89L187 90V91H190L189 93H187ZM202 90H201V92H202ZM212 90H214V89H212ZM216 90H217V89H216ZM227 90H228V91H227ZM243 90H241V91H243ZM247 90H248V89H247ZM254 90H255V89H254ZM259 90H260V89H259ZM262 90H263V89H262ZM30 91H31V92H30ZM60 91H61V90H60ZM66 91H67V90H66ZM105 91H107V90H105ZM132 91H134V90H131V92H132ZM136 91H137V90H136ZM149 91H150V90H149ZM151 91H150V93H151ZM165 91H166V90H165ZM165 91H163V92L165 93ZM170 91H171V92H170ZM177 91H178V92H177ZM185 91H186V94H184ZM204 91L202 92V94H203V93H206V92H204ZM219 91H220V90H219ZM219 91H217V92H219ZM221 91H222V89H221ZM225 91H223V92H221V93L219 92V93L222 94V93H224ZM260 91H261V90H260ZM17 92H18V94H20L21 96L18 95ZM28 92H30L29 95H28ZM56 92H57V91H56ZM56 92H55V93H56ZM72 92H73V91H72ZM131 92H130V94H131ZM146 92H147V90H146ZM146 92H144V93L147 95ZM152 92H153V91H152ZM163 92H162V94H163ZM181 92H182V91H181ZM207 92H208V90H207ZM211 92H213V95L215 96L214 91H210L209 93H211ZM217 92H216V93H217ZM226 92H225V93H226ZM231 92H230V93H231ZM234 92H235V91H234ZM255 92H256V90H255ZM26 93H27V94H26ZM59 93H60V92H59ZM103 93H104V91H103ZM148 93H149V92H148ZM150 93H149V94H150ZM154 93H155V92H154ZM154 93H153V94H154ZM157 93H158V90H157ZM157 93H156V94H157ZM176 93H177V94H176ZM199 93H200V92L198 91V96H202V94L199 95ZM209 93H207V94H209ZM230 93H229L228 95H230ZM261 93H264V91H261ZM32 94H33V93H32ZM35 94H34V95H35ZM67 94H70L69 91H67ZM78 94H81V95L79 96ZM84 94H85V93H84ZM90 94H89V96H90ZM111 94H112V93H111ZM121 94H122V93H121ZM121 94H117V95L119 96V95H121ZM134 94H137V93H133V92H132V95H134ZM162 94H161V95H162ZM190 94H189V95H190ZM220 94H219V95H220ZM231 94H233V93H231ZM235 94L237 95V93H235ZM240 94H241V93H240ZM6 95H7V94H6ZM15 95L20 96V98H22L23 101H26V102H25L26 104H24V102H23V105H24V106L22 105V106L19 107V105H20L22 102L19 104V103L16 101V99H15ZM53 95H56V94L53 93ZM57 95H58V96H61V95H59L58 93H57ZM65 95H64V96H65ZM87 95H88V93L86 94V96L84 95V97H83V101H85V102L80 101V100H79L80 98L78 99L79 101H76V102H79V104H81V105H85L86 102H87V104H90V103H88V102H89V100H90L92 97L89 98V96H87ZM99 95L101 96V99L99 98ZM103 95H104V96H103ZM124 95H125V99H127V98L129 97V95H126V94H124ZM124 95H123V96H124ZM157 95H158V94H157ZM164 95H168V96H169L170 94H163L162 96H164ZM171 95H170L169 98H172V100H174V102H176V101H175L176 98H174V96H173V95L171 96ZM189 95H187L189 98H187V96L185 97L186 100H185V98H182V99L184 100V103H185V101L188 102L187 99H190V98H191V103L193 102L192 100H193L195 97L192 99V97L189 96ZM194 95H196V94H194ZM222 95H224V94H222ZM233 95H234V94H233ZM233 95H232V96H233ZM236 95H235V96H236ZM257 95H258V93H257ZM9 96H11V97L9 98ZM18 96L16 97L17 99L19 98ZM27 96H28L29 98H31V99H30L31 104H29L30 101L28 102L29 99L27 98ZM64 96H61V97H63L64 100H65V98H68V95H66L67 97H65V98H64ZM69 96L72 97V93H71V95H69ZM110 96H111V95H109V97H110ZM112 96H113V95H112ZM112 96H111V97H112ZM127 96H128V97H127ZM130 96H131V95H130ZM149 96H150V95H149ZM158 96H159V95H158ZM182 96H181V97H182ZM205 96L208 97L206 94H205ZM205 96H204V97H203V96L200 97V98H202V101H203V99L206 98ZM211 96H212V95H211ZM214 96H213V97H214ZM230 96H231V95H230ZM235 96H234V97H235ZM239 96H240V95H239ZM239 96H238V97H239ZM241 96H242V95H241ZM241 96H240V97H241ZM259 96H261L260 98H262V94L259 95ZM259 96H257V97H259ZM51 97H52V98H51ZM61 97H59V98H60L61 101L63 102V99H62ZM71 97H70V98H71ZM76 97H74V98L77 100ZM85 97H88L89 100L87 99V101H86ZM109 97H108V98H104V99H103V102L105 103V102H106V99L108 100ZM111 97H110V99L112 100L113 97H112V98H111ZM120 97H122V96H120ZM126 97H127V98H126ZM132 97H133V96H132ZM135 97H136V96H135ZM135 97H134V98H135ZM150 97H151V96H150ZM154 97H155V96H154ZM166 97H167V96H166ZM216 97H217V96H216ZM226 97H227V96H226ZM234 97H233V100L236 99V98L234 99ZM238 97H237V98H238ZM4 98H6L7 100H5ZM39 98H41V100H39ZM74 98H72V100H74ZM116 98H118V97H116ZM129 98H130V99H129ZM129 98H128L129 100L127 99L128 103H129L130 100H133V98H131V97H129ZM158 98H159V97H158ZM163 98H164V97H163ZM163 98H162V99H163ZM173 98H174V99H173ZM209 98H210V97H209ZM214 98H215V97H214ZM219 98L221 99L222 97L219 96ZM223 98H224V97H223ZM241 98H242V97H241ZM260 98H259V99H260ZM22 99H19V100H22ZM27 99H28V100H27ZM57 99H58V98H57ZM57 99H56V101H59V100H60V99H58V100H57ZM68 99H69V98H68ZM81 99H82V98H81ZM110 99H109V101H110ZM136 99H137V98H136ZM151 99H152V98H151ZM159 99L161 100V98H159ZM177 99H178V98H177ZM179 99L181 100V98H179ZM179 99H178V100H179ZM196 99H199V98H196ZM196 99H195V100H196ZM211 99H212V98H210V100H211ZM216 99H217V98H215L213 101L215 102ZM225 99H227V98H225ZM231 99H232V98H231ZM259 99H257V100L259 101ZM262 99L264 100V97H263ZM8 100H10V101H8ZM14 100L18 103V104H17L18 106H15L16 104H15ZM49 100H50L52 103H49V102H50ZM70 100H71V99H70ZM91 100H92V99H91ZM100 100H101V101H100ZM119 100H120V99H119ZM153 100H154V98H153ZM155 100L157 101V99H155ZM160 100H159V101H160ZM169 100L171 101V99H169ZM178 100H177V103H176V104H178ZM180 100H179V105H178L179 108H180V106H182V103H180V102L183 101V100H181V101H180ZM195 100H194V101H195ZM210 100H209V101H210ZM218 100H219V99H218ZM218 100H217L216 103L219 102L218 104H219V106H220V102H221V101H220V100L218 101ZM241 100H242V99H241ZM68 101H69V100H68ZM68 101H66V103H67ZM93 101H90V102L92 103ZM113 101H116V100H113ZM123 101H124V99H123ZM125 101H126V100H125ZM156 101H155V102H156ZM198 101H199V100H198ZM205 101H206V103L209 102V101H207V99H206ZM213 101H212V103L210 102L211 105L213 106V104H215L216 106H213V107H215L214 109H213V107H211V108H212L213 110H215L216 107H218V105H217L216 103H214ZM225 101H226V100H225ZM227 101H228V100H227ZM227 101H226V103H227ZM229 101H231V100L229 99ZM237 101H238V99H237ZM237 101H236V102L234 101V105H235V106H241L242 103L244 104V102H245V101H243V102L241 101V104L239 105L238 102H239L240 100H239L238 102H237ZM258 101H255V102H258ZM261 101H262V100H261ZM13 102H14L15 105L13 104ZM33 102H35V104H34ZM54 102H55V101H54ZM80 102H83V104L80 103ZM98 102H100V103H98ZM116 102H117V101H116ZM132 102H135V101H132ZM161 102H162V101H161ZM161 102H159V103H161ZM166 102H167V101H166ZM166 102H165V103H166ZM172 102H173V101H172ZM174 102H173V103L168 102V103L174 104ZM200 102H201V100H200ZM200 102H199V104H201ZM222 102H223V100H222ZM222 102H221V103H222ZM32 103H33L34 105H33ZM57 103H58V102H57ZM68 103H69V102H68ZM70 103H71V102H70ZM72 103H73V101H72ZM93 103H94V102H93ZM104 103H103V104L101 103V106H103V105L105 106ZM107 103H110V102L107 101V102H106V106H107ZM119 103H121L120 105L122 106V103H123V102H121V101L119 102V101H118V104H119ZM126 103H127V102H125V104H126ZM128 103H127V104H128ZM135 103H136V102H135ZM157 103H158V102H157ZM162 103H164V102H162ZM165 103H164V104H165ZM168 103H167V104H168ZM189 103H190V100H189ZM189 103H187L185 106H187V105L191 106V105H192V104L190 105ZM193 103H194V102H193ZM195 103H196V102H195ZM210 103H207V104L210 105ZM226 103H224V104L222 103L224 107L226 106ZM236 103H238V105H237ZM258 103H259V102H258ZM258 103H255V107H253V108H257L256 104L258 105ZM261 103H262V102H261ZM261 103H260V106L258 105V107H260V108L263 106ZM263 103H264V101H263ZM27 104H28V107H26ZM58 104H62V103L60 102V103H58ZM63 104H64V103H63ZM79 104H76L77 106L75 105L78 109L81 107V105H79ZM87 104H86V105H87ZM115 104H116V103H115ZM125 104H124V105H125ZM130 104L132 105L131 101H130ZM152 104H153V103H152ZM171 104H170V105H171ZM180 104H181V105H180ZM204 104H205V102H204ZM204 104H203V105H204ZM69 105H71V104H69ZM78 105H79L80 107H79ZM86 105H85V106H86ZM90 105H91V106H90ZM90 105H87L86 107H85V106H82V107H85L86 109L88 108L89 111H91V112H92V111L95 112V111L97 110V111L95 112V114H96L98 117H97L95 114H93V113H94V112H93L92 114L95 115L96 117L93 116L94 118L92 119V118H91L92 116H90V114H89V112H88V109H87V114H89L90 117H89V116H86V117H85L86 120H87L88 118H90L91 121H92L93 123H96L94 119L97 118L96 121H98V118H99V119H100L99 121H102V120H103V119H102L103 116H102V118H100V117H101L100 112L103 113V111H100V110L102 109V107H100V106L98 105V107H100V108H99V111H100V112H99L98 109H94V108H97V106H94V104H90ZM108 105H109V104H108ZM120 105H119V106H120ZM128 105H129V104H128ZM128 105H127V106H128ZM133 105H134V103H133ZM133 105H132V107H133ZM160 105H161V104H160ZM170 105H169V106H170ZM174 105H175V104H174ZM193 105H194V104H193ZM193 105H192V106H193ZM203 105H201V106H203ZM228 105H229V104H228ZM232 105H233V103H232L231 105H229V106L232 107ZM234 105H233V106H234ZM247 105H248V104H247ZM261 105H262V106H261ZM13 106H15V107H13ZM54 106H55V107H54ZM57 106H58V105H57ZM62 106H63V108H61ZM75 106H74V104H73V106L71 105V108H72V107L74 108ZM88 106H90V107L93 108L94 110H93V109L91 110V108H89ZM104 106H103V109H102V110H104V112H105V109H107V108H104ZM114 106H115V108H116V105H114ZM114 106H113V107H114ZM121 106H120V107H121ZM135 106H136V105H135ZM148 106H149V104H148ZM175 106H177V105H175ZM175 106H173V110H177V109H175ZM185 106H184V107H185ZM205 106H206V105H205ZM205 106H203V107H205ZM221 106H222V105H221ZM243 106H246V105H243ZM253 106H254V103H253ZM68 107L70 108V106H68ZM109 107H110V106H109ZM117 107H118V106H117ZM120 107H119V108H120ZM187 107H188V106H187ZM187 107H186V108H187ZM199 107H200V106H199ZM208 107H209V106H207V108H208ZM224 107H221V108L224 109ZM248 107H249V106H247L246 109H247ZM251 107H252V105H251ZM263 107H264V106H263ZM30 108H31V107H29L28 109L31 110ZM73 108H72V109H73ZM77 108H76V111H77V112H79V111L81 112V111H83V109H84V108H83V109L81 108L82 110H78ZM121 108H122V107H121ZM123 108H124V106H123ZM123 108H122V109H123ZM125 108H126V105H125ZM130 108H131V107H129V109H130ZM177 108H178V107H177ZM179 108H178V109H179ZM182 108H183V107H181L180 110H181ZM189 108H190V107H188V111L190 110ZM191 108H193V107H191ZM209 108H210V107H209ZM226 108H227V110H228V107L226 106V107H225V110H223L224 112L226 111ZM240 108H241V107H240ZM253 108H250V109L248 108V109H249V111H253V112H254V109H253ZM11 109H12V110H11ZM23 109H24V108H23ZM23 109H22V110H23ZM34 109H33L32 111H35ZM48 109H49V108H48ZM50 109H51V108H50ZM56 109H57V110H56ZM86 109H84V110H86ZM111 109H112V108H111ZM129 109H128V112H129ZM183 109H184V108H183ZM193 109H194V108H193ZM193 109H192V110H193ZM201 109H202V108H201ZM218 109H220V107H219ZM218 109H216L215 111H213V112H214V113H212V114H214V115H212V116H213V119H214V116H217V117H218V115H220L221 117L224 118V115H225L226 113H223V114L221 115L222 111H221V109H220V114L217 115V113H219V112H218V111H219ZM231 109H232V108L229 107V111H230V112H231ZM237 109H238V108L236 107V111H237ZM242 109L244 110V107H243ZM242 109H241V111H242ZM246 109H245V110H246ZM251 109H253V110H251ZM257 109H258V108H257ZM263 109H264V108H262V110H263ZM10 110H11L12 112H11ZM14 110H15V109H14ZM19 110L22 111L21 109H19ZM19 110H16V111L19 112V114L14 113V115H13L14 117H12V116L10 115L13 119H15V120H12V122H13V121H16V119H17V120L20 119L19 117L23 116V115L25 114V112H26L25 110H23V111H25V112H20ZM38 110H37V111H38ZM43 110H44V109H43ZM43 110H42V112H43ZM69 110H70V111H69ZM74 110H75V109H74ZM74 110H73V111H74ZM130 110H131V109H130ZM170 110H171V109H170ZM184 110H185V109H184ZM184 110H183V112L185 113V115H184V117H183V116H182V117L185 119L186 116H187L188 114L190 115V113H191L192 110L189 111L190 113H189V112L186 113L187 110H185V111H184ZM210 110H211V109H210ZM217 110H218V111H217ZM233 110H234V107H233ZM245 110H244V111H245ZM255 110H256V109H255ZM258 110H259V109H258ZM258 110H257V111H258ZM32 111H31V112H32ZM37 111H36V114H35V112H32V114H35L36 116L39 115V116H37V117H41V113H42V112L38 111V112H40V114H39ZM63 111H64L65 113H64ZM117 111H118V109H117ZM121 111H123V110H121ZM125 111H126V109L124 110V112H125ZM205 111H206V108H204V112H205ZM207 111H209V110L207 109ZM207 111L205 112V114L207 113ZM234 111H235V110H234ZM234 111H233V112H234ZM236 111H235L236 115H235V113H233V114L235 115V117L237 116V114H240V113H241V112L238 113L240 110L237 111V112H236ZM249 111H245V112L242 111V112H243L242 114L246 116V114H248L247 112H249ZM10 112H11V113H10ZM44 112H45V110H44ZM44 112H43V114H44V118H45L44 120H47V122L44 121V124H45V123H49L50 120H49V119H46L48 116L45 115L46 112H48L47 114H49V110H48V111L46 110L45 113H44ZM67 112H68V113L70 112V114H68ZM84 112H86V111H84ZM91 112H90V113H91ZM97 112H99V113H97ZM108 112H111V111L108 110ZM108 112H107V113H108ZM169 112H170V111H169ZM172 112H173V111H172ZM177 112H178V111H175V113H177ZM179 112H182V111H179ZM179 112H178V114H175L174 112L171 113V114H174V116H171V115H170V118H171V117H174L172 120H173V121L176 120L177 123H175V125L173 124V125H174L173 128H177L176 130L180 132L181 130H180V129L178 130V128H180V126H181L182 124H181V122H179L180 126H179V127L177 126V124H178V121H177L178 117H176V115H180V114H181V113H179ZM183 112H182V114H183ZM192 112H193V115L196 114L195 110L192 111ZM194 112H195V113H194ZM198 112H199V111H198ZM204 112L202 111L203 114H204ZM210 112H211V111H210ZM216 112H217V113H216ZM226 112H227V111H226ZM230 112H228V113H230ZM253 112H252V114H253ZM255 112H256V111H255ZM255 112H254V114H253L254 118H257V116L260 117V115H262L261 111H260V113H259L260 115L255 114ZM262 112H263V111H262ZM20 113H22L23 115L20 116ZM50 113H51V110H50ZM66 113H67V114H66ZM107 113H106V115H105V114H103V115H105V116L108 118L109 115L107 116ZM118 113H119V112H118ZM120 113H122V112H120ZM125 113H126V112H125ZM200 113H201V112H200ZM200 113H198V115L201 116L202 114H200ZM228 113L226 114V116L230 118L233 114H231V116H228V115H229ZM244 113H246V114H244ZM256 113H258V112H256ZM27 114H28V112H27ZM32 114L29 113V116L31 115V116L33 117L34 115H32ZM65 114H66V115H65ZM74 114H78V113L75 112ZM79 114H80V113H79ZM79 114H78V115H79ZM81 114H82V116H83V115H84V116L86 115V114H84L83 112H81ZM81 114H80V115H81ZM92 114H91V115H92ZM108 114H109V113H108ZM122 114H123V113H122ZM182 114H181V115H182ZM191 114H192V113H191ZM242 114H240V115L242 116ZM249 114H251V112H249ZM0 115H1V112H0ZM15 115H16V118H15ZM18 115H19V116H18ZM57 115H58V116H57ZM78 115H75V116H78ZM80 115H79V116H80ZM118 115H119V114H118ZM123 115H124V114H123ZM234 115H233L230 119L227 118L228 120L225 118V119H224V123H223V122H222V123L225 124L227 121H228L227 124L230 123L229 120H231V119L234 117ZM240 115H239V116H240ZM255 115H257V116L255 117ZM6 116H2L3 118L1 117V118H2L1 120H2V121H0V129H2V130H1L0 135H1V134L3 135V134H4L5 132H7V130H8V125H9V124L6 126V127H7L6 129H7V130L4 129V128H5V125H6V121H5L4 119L7 118ZM27 116H28V115H27ZM27 116H26V117H27ZM29 116H28V117H29ZM71 116L73 117L72 119H74L73 112H72V115H71ZM82 116H81V118H80V117H77V119H76V118L74 119V121H75L76 123L78 122L77 120L80 119V120H79L80 122H78L77 124H78V125L81 124V125H82V128H80L81 125H79V127H78V125H77L72 119H70V120L68 119V121H71L70 125H71V124L73 125L72 122L75 123L74 126H75V128H76L77 131L73 128L74 126H72V125H71V127H72L71 130L73 129V131H72L73 133L76 132V133H75L76 137H77V134H79L78 132H79L80 130H82V129L84 130L83 127H84V125H85L86 122L84 121V119L82 118ZM99 116H100V117H99ZM105 116H104V118H105ZM112 116H113V115H112ZM119 116H122V115H119ZM190 116H191V115H190ZM196 116H197V115H196ZM204 116H205V115H204ZM208 116H211L210 113H209ZM239 116H237L238 120H239L240 122H242L241 119L244 121V119H245L244 117H245V116H243V118H240ZM262 116H264V115H262ZM5 117H6V118H5ZM17 117H18V118H17ZM28 117H27V118H28ZM53 117H54V118H53ZM58 117H59V118H58ZM124 117H125V115H124ZM182 117H181V119H182ZM193 117L196 118L195 116H193ZM193 117H192V118H193ZM206 117H207V116H206ZM246 117L250 118L249 116H246ZM12 118H11V119H12ZM22 118H23V117H22ZM29 118H30V117H29ZM33 118H34V117H33ZM42 118H43V117H41V119H42ZM107 118H105V119L107 120ZM112 118H113V117H112ZM112 118H110V119H112ZM121 118H122V117H121ZM203 118L205 119V117H203V116H202L200 119H199V117H197V119H195V120H196V122H195V120H192V119H190V117H189L190 121L192 120V123H193V121H194V125L196 126V128H195L194 125H192V123H191V124L189 123V124H190L191 126H193L195 129L192 128V127H191V129H193V130H190V128H186V127L183 128L184 130H188V129H189V131H188L189 134L187 133V134H185V135H190V131H194L193 134H192V137H191V135H190V137H191L190 140L188 139L189 136H188V138L186 137V139H188V142L185 143L186 145H188V143L190 144V142H193V143H191L192 145L190 144L191 146H190V145L187 146V147H190V148H186V146L183 147L184 144H180V143H179L180 141H177V140H180L179 138L182 137V134H183V133H182V134L180 133L179 135H181V136L178 137V134H177V136H176V134H175V133H178V132H176V131H175V133H174V134H175L174 136H176V137H178V138H175V137H174V139H172V140H174L173 143L176 144V145H178L177 143H179V148H180L181 146H182L183 148L181 147L182 149H179V152L177 151L178 153H176V152H175L176 149H175V151H173L174 149L171 150L173 144L167 142V144H169V145L171 146V147H170V148H171L170 151H173V152H171V153H174L175 159H174L173 157H172L173 159L170 158L171 156L168 154V155H169V158L172 159V160H174V161L172 162V161L170 160V161H171V162H170V163H171V166H169V167H170V169H169L170 171H169V173H168V174H169V178H168V179L166 178V180H165V179L162 180V181H161L162 184L159 183V185H163V184H164L163 181H165L166 183L169 182V183H168L169 186L172 187L173 181H174V179L176 178L175 176H176V175L178 176V174H176V171H177V168L179 167V166H178V165H179V164H178L179 159H184V157H185V159L187 158L189 161H191V163H192V165H191L192 168L196 169L197 167H196V168L194 167V164H196V162H195L194 159H196V161L198 162V161H199L198 158H202V157H204L203 160H205V158L208 157V158H206V160H207V159H210V158H211V157L209 158L210 154H212V155L214 154V153H212L211 151H210V152H208V150L206 151V150H205V147H203V146H204V145L206 144V142H207V144H206L207 147H210V148L212 149L215 145L211 143V144L214 145V146H212V145H211L212 147L209 146V145H210L209 142H211L210 139H212V142H217V141H219V140H217V141H213V136L211 137V136H209V135L207 134L209 137H211V138H209L208 136L205 135V134L208 132V131H207V132H204L205 129L207 128V127L205 128V126H210L211 122H213V121H211L210 124H209V122H208L209 118H208V120H207V119L202 120ZM219 118H220V117H219ZM239 118H240V119H239ZM248 118H246L245 121H246ZM263 118H264V117H260V118H258L259 123L262 122L261 125L264 124V122H263V121H264ZM8 119H10L9 116H8ZM8 119H7V120H8ZM11 119H10L9 121H11ZM30 119H32V118H30ZM30 119H29V120H30ZM35 119H36V118H35ZM35 119H34V120H35ZM41 119H40V122H42ZM81 119H83V120H81ZM90 119H88V120L90 121ZM101 119H102V120H101ZM110 119H109V120H110ZM113 119H115V118H113ZM119 119H120V118H119ZM179 119H180V118H179ZM179 119H178V120H179ZM181 119H180L179 121H181ZM186 119H188V117H187ZM186 119H185V120H186ZM198 119H199V120H198ZM211 119H212V118H210V120H211ZM217 119H218V118H217ZM217 119H216V121H217ZM234 119H235V118H234ZM250 119L252 120L253 118L251 117ZM261 119H262V121H261ZM3 120H4V122H3ZM23 120H24V118H23ZM27 120H28V119L24 120V122H26ZM37 120H38V119H37ZM37 120L34 121V122H33V120H30V122H31V121L33 122V123H32L33 125H31V123L28 124V123H29L28 121H27L25 124H24V122H23L24 126L21 125L22 122H20V121H16V123L18 124V125H17V128H18L20 125H21L22 127H25V125H26V128H23L25 131H24L23 129H21V128L16 129V125H15L16 123L13 122V123H14V124H13V123L10 122V123H11V127H12V126H15V127H14V128L9 127V128H10V129H9L10 133L8 132V133H6V134L10 135V134H11V131H12L11 129H13V130L16 129V130H18V131L23 130L24 133L26 132V130H27V132H29L28 129H27V126L31 129L30 126L33 127V126H34V123H36ZM48 120H49V121H48ZM63 120H64V121H63ZM93 120H94V121H93ZM109 120H107L108 123H109ZM120 120L123 121L124 119H120ZM206 120H207V122H205ZM214 120H215V119H214ZM219 120H220V119H219ZM225 120H226V122H225ZM248 120H249V119H248ZM248 120L245 122V124L249 127L248 122H251V121H248ZM258 120L256 119V122H255V123H254L253 121L251 122V125H253V128H251V126L249 127L250 132L254 131V130H252V129H255V128L257 127V126H256V127L254 128V124L256 125V123H257ZM89 121H87V122H89ZM91 121H90V122H91ZM112 121H113V120H112ZM155 121H156V120H155ZM167 121H168V123H169V120H167ZM190 121H188V122H190ZM197 121H198V122H197ZM231 121H232V120H231ZM239 121L236 120V126H232V125H231V126L234 127L235 129L232 128V127L230 126V124H228V126H229L230 128H232V129H230V128L227 129L228 132H229L228 135H230V132H232L233 130H234V132H235V130L239 127V126L237 125V124L239 123ZM254 121H255V120H254ZM1 122H3V123L1 124ZM50 122H51V121H50ZM53 122H55V121H53ZM53 122H52V123H53ZM62 122H61V123H62ZM92 122H91V123H92ZM104 122H105V121H104ZM104 122H103V123H104ZM118 122H119V121H117L116 124H118ZM160 122H161V120H160ZM174 122H175V121H174ZM184 122H185V121H182V123H184ZM219 122H220V121H218L217 123L219 124ZM233 122H234V120H233ZM4 123H5V125H4V127H3V124H4ZM7 123H9V122L7 121ZM20 123H21V124H20ZM52 123H50L49 125H47V128H49L48 126H51V128H52ZM101 123H102V122H101ZM101 123H98V124H99L98 131H100L99 128H100V126L102 125ZM111 123L114 124L115 121H114V123H113V122H111ZM111 123H109V124L112 125ZM119 123H120V122H119ZM123 123H124V122H123ZM123 123H122V124H123ZM158 123H159V121H158ZM170 123H171V122H170ZM170 123H169V124H170ZM186 123H187V121L185 122V125H184V124H183V125L186 126ZM214 123H215V122H214ZM214 123H213V124H214ZM217 123H215V124H217ZM222 123H221V124H222ZM234 123H235V122H234ZM234 123H233V125H234ZM242 123H243V122H242ZM242 123H241V124L239 123V124H240V128H243V129H244L245 126H244V127H241V126H242ZM252 123H254V124H252ZM37 124H38V123H37ZM37 124H36V125H37ZM42 124H43V123L40 124V125H41V128H42ZM88 124H90V123H88ZM88 124H86V125H88ZM106 124H107V123H106ZM161 124H162V123H161ZM169 124H168V125H169ZM187 124H188V123H187ZM208 124H209V125H208ZM215 124H214V126H215ZM29 125H30V126H29ZM55 125H56V124H55ZM57 125H56V126H57ZM59 125H60V124H59ZM61 125H62V124H61ZM70 125L68 124V127H69ZM86 125H85V127H86ZM90 125H92V126L95 125V130H94V132H95L96 129H97V128H96L97 125H96V124H90ZM90 125H88V126L90 127ZM154 125H155V124H154ZM164 125H166V124L164 123ZM168 125L165 126V127H168V128H169L170 126H168ZM170 125H172V124H170ZM183 125H182V127H183ZM190 125H189V127H190ZM219 125H220V124H219ZM219 125H218V127H216L217 125H216L215 127L220 129ZM243 125H244V123H243ZM258 125H259V124H258ZM21 126H20V127H21ZM43 126H44V125H43ZM45 126H46V125H45ZM65 126H66V125H65ZM103 126H104V125H103ZM105 126H106V125H105ZM113 126H114V125H113ZM158 126H159V125H158ZM158 126H157V127H158ZM162 126H163V125H162ZM162 126H161V127H162ZM187 126H188V125H187ZM222 126H223V125H222ZM222 126H221V128H222ZM228 126H227V127H228ZM237 126H238V127H237ZM2 127H3V128H2ZM35 127H36V126H34L32 129H35V130H34V133H35V131H36V133H37L36 128H37L38 126H37L36 128H35ZM39 127H40V126H39ZM54 127H55V126H54ZM63 127H64V126H63ZM66 127H67V126H66ZM106 127H108V124H107ZM106 127H104V128H106ZM110 127H111V126H109V128H110ZM115 127H116V126H115ZM117 127H118V126H117ZM117 127H116V128H117ZM119 127H120V125H119ZM159 127H160V126H159ZM161 127H160V128H161ZM212 127H213V125L210 127V129H211ZM227 127H226V128H227ZM57 128H58V127H57ZM59 128H60V127H59ZM61 128H62V127H61ZM61 128H60V129H61ZM64 128H65V127H64ZM69 128H70V127H69ZM77 128L80 129V130L78 131ZM86 128H88V127H86ZM91 128H92V127H90L89 129H91ZM111 128H112V127H111ZM168 128H167V129H168ZM173 128H172V129H173ZM185 128H186V129H185ZM213 128H214V127H213ZM224 128H225V126H224ZM224 128H222V131H223ZM259 128H263V126H260V125H259V127H258L257 129H255V131H256V130L261 131ZM3 129L5 130L4 133H2ZM30 129H29V130H30ZM43 129H44V128H43ZM66 129H68V128H66ZM66 129H65V130H66ZM92 129H94V128H92ZM112 129H113V128H112ZM114 129H115V128H114ZM155 129H156V128H155ZM167 129H166V130H167ZM172 129H171V130H172ZM201 129H202V130H201ZM210 129L208 128V129H206V130H210ZM238 129H239V128H238ZM238 129H237V131H236V133H235L236 135H237V132H239V131H240V133L245 131V130L242 131V129H241V130H238ZM245 129H247V128H245ZM263 129H264V128H263ZM38 130H39V128H38ZM45 130H46V129H44V131H45ZM48 130H49V129H48ZM69 130H70V129H69ZM71 130H70V132H71ZM74 130H75V132H74ZM83 130H82V131H83ZM86 130H88V129H86ZM102 130H103V128H102ZM104 130H105V129H104ZM104 130H103V131H104ZM106 130H107V129H106ZM117 130H118V129H117ZM117 130L115 129V131H117ZM159 130H160V129H159ZM159 130H158V132L161 131V130H160V131H159ZM220 130H221V129H220ZM227 130H225V131H227ZM230 130H232V131H230ZM251 130H252V131H251ZM32 131H33V130H32ZM32 131L30 130V132H29V133H31V135H28V133H25V134H24V133H23V134L21 133V134H20V132H18V134H19V137H20V135H23V137H25V138H23V137L21 136L22 138H21V137H20V138H21L22 140H23V139H26V137L28 136V138H27V140H28V139H29V136L31 137V136L34 134ZM39 131H40V132H38V133H42V134H43V132H41V129H40ZM42 131H43V130H42ZM49 131H50V130H49ZM49 131H48V132H49ZM52 131H53V128H52ZM52 131H51V132H52ZM89 131H91V130H88V132L86 131V132H87V135H89L88 133H90V135H94V134H92L93 132L91 133V132H89ZM108 131H109V130H108ZM113 131H114V130H113ZM113 131H112V132H113ZM172 131H173V130H172ZM225 131H224V133H225ZM262 131H263V130H262ZM262 131H261V132H262ZM53 132H54V131H53ZM55 132H56V131H55ZM57 132H59V129H58ZM60 132H62V131H60ZM60 132H59V133H60ZM65 132L67 133L68 131H65ZM65 132H64V133H65ZM84 132H85V130L83 131V133H84ZM96 132H97V131H96ZM105 132H106V131H105ZM110 132H111V131H110ZM118 132H119V131H118ZM118 132H117V133H118ZM165 132L168 133L169 131H168V132L165 131ZM173 132H174V131H173ZM181 132H183V131H181ZM185 132H186V131H185ZM185 132H184V133H185ZM214 132L217 134V130H215ZM234 132L232 133V134H233L232 137H231V135L228 136L229 138L231 137L232 140L229 139V138H227V139H226L227 142H226V140H224V141H225L226 144L228 143L229 140H231L232 142L235 141V144L232 145V147L235 148V151H234V149H232V147H230V148L232 149V151H229V149H227V148H228V145L225 144V145H226L225 147H227V148H224V149H226V151L228 150L229 152H226V153H227V154H226V153L223 151L224 149L222 148V149L220 150L219 153H221V151H223L227 156L229 155V153L231 154V152H236V153H237V150H239V149H237L238 147H236V146L238 145V143H237V145H236V140L233 141V139H234L233 136L235 135ZM261 132H258V133L260 134ZM14 133H16V134H14ZM32 133H33V134H32ZM68 133H69V132H68ZM73 133H72V134H73ZM80 133H82V132H80ZM83 133H82V134H83ZM101 133H102V131H101ZM117 133H115V134H117ZM156 133H157V132H156ZM171 133H172V132H171ZM218 133H219V132H218ZM244 133H245V132H244ZM244 133H243V134H244ZM252 133H253V134H257V133H255V132H252ZM252 133H251V134H252ZM263 133H264V132H263ZM6 134H5V135H6ZM13 134L16 135L17 138H19L18 135H17V131H16V132L13 131L12 135H13ZM26 134H27V136H26ZM46 134H47V133H46ZM48 134H49V133H48ZM50 134H52V133H50ZM50 134H49V135H50ZM82 134L80 135V137L82 136ZM99 134H100V133H98V135H99ZM115 134H114V133H113V134L110 133V135H113V136H115ZM119 134H120V132L118 133V135H119ZM162 134H164V133L162 132ZM219 134H221V135H225V136H226V133H225V134L219 133ZM219 134H218V136H217L218 138H219ZM247 134L250 135L249 132H248ZM253 134L250 135L251 137H249V138H245V136H242V137L245 138L244 141L247 140V141H245V142H248V140L250 139V143H251V142H252V143L254 142V143H253V146H254V144H256L257 142H258V143L261 142V137H262L263 135L261 134V135H259V136L256 138V137H254V136H256V135L253 136ZM2 135H1V136H2ZM12 135H10V136H11L12 138H14L15 136H12ZM24 135H25V136H24ZM40 135H41V134H40ZM40 135L38 134V136H40ZM68 135H70V133H69ZM85 135H86V134H85ZM104 135H105V134H104ZM106 135H107V134H106ZM106 135H105V138H106ZM108 135H109V133H108ZM118 135H117V136H118ZM164 135L166 136V134H164ZM172 135H173V134H172ZM172 135L170 134L169 137L172 136ZM193 135H194L195 137H194ZM221 135H220V136H221ZM236 135H235V136H236ZM239 135H240V134H239ZM1 136H0V139H1V141H3L4 136L2 137L3 139L1 138ZM33 136H34V139L38 137L36 134L33 135ZM33 136H32V138H33ZM35 136H36V137H35ZM41 136H42V135H41ZM43 136H45V134H44ZM46 136H48V135H46ZM72 136H73V135H72ZM78 136H79V135H78ZM83 136H84V134H83ZM94 136L96 137V135H94ZM99 136H103V134H102V135H99ZM99 136H98V137H99ZM113 136H111V137L114 138ZM205 136L208 137L209 139H206ZM252 136H253L254 138H252ZM11 137H8V138H11ZM16 137H15V139H16ZM74 137H75V136H74ZM91 137H92V136H91ZM91 137L89 136V138H91ZM107 137H108V136H107ZM169 137H167V141H168V138H169ZM223 137H224V136H222V137H220V138L222 139ZM247 137H248V136H247ZM8 138H7V136H6V138L4 139L3 143L6 142V141H7L6 139H8ZM38 138L40 139V138H43V137H38ZM50 138H52V136H50ZM70 138H71V137H70ZM81 138H82V137H81ZM83 138H84V137H83ZM108 138H109V137H108ZM112 138H110V139H112ZM171 138H172V137H171ZM183 138H185L184 135H183ZM183 138H182V139H183ZM194 138H195V139H194ZM235 138H238V139H239L240 136L235 137ZM243 138H242V139H243ZM255 138H256V139H255ZM263 138H264V137H263ZM15 139H12V140H15ZM45 139H46V138H45ZM45 139L43 138L42 140L45 141ZM93 139H94V137H93ZM93 139H92V140H93ZM97 139H98V138H97ZM100 139H101V137H100ZM106 139H107V138H106ZM163 139H164V138H163ZM175 139H177V140H176L177 143L175 142ZM186 139H185V140H186ZM191 139H193L194 141H192ZM221 139H220V140H221ZM5 140H6V141H5ZM8 140H11V139H8ZM72 140H73V139H72ZM76 140H77V138H76ZM78 140H79V138H78ZM82 140H83V139H81V141H82ZM95 140H96V139H95ZM103 140H104V139H103ZM165 140H166V139H165ZM172 140H169V142H172ZM209 140H210V141H209ZM240 140H241V139H240ZM240 140H239V141H240ZM251 140H252V141H251ZM255 140H256V141H255ZM1 141H0V142H1ZM18 141H19V140H18ZM25 141H26V140H25ZM29 141L31 142L32 140L29 139ZM33 141H34V140H33ZM38 141H39V140H38ZM40 141H41V140H40ZM69 141H71V140H69ZM85 141H86V140H85ZM89 141H90V140H89ZM93 141H94V140H93ZM96 141H98V140H96ZM100 141H102V140H100ZM181 141H182L181 143H183V142H184V139L181 140ZM186 141H187V140H186ZM189 141H190V142H189ZM208 141H209V142H208ZM231 141H230V142H231ZM241 141L244 143L243 140H241ZM263 141H264V140H263ZM16 142H17V140H16ZM30 142H29V143H30ZM76 142H77V141H76ZM78 142H79V141H78ZM87 142H88V141H87ZM90 142H91V141H90ZM165 142H166V141H165ZM221 142H222V141H221ZM221 142H220V143H221ZM232 142L229 143V144H233ZM242 142H240V143H242ZM255 142H256V143H255ZM6 143H7V142H6ZM6 143H5V145H7V144L9 143V141H8L7 144H6ZM10 143L12 144L13 142H10ZM26 143H27V142H26ZM26 143H25V144H26ZM29 143H28V144H29ZM42 143H43V141H42ZM47 143H48V142H46L44 145H46ZM70 143H71V142H70ZM72 143H75V142L72 141ZM72 143H71V144H72ZM96 143H97V142H96ZM217 143L220 144L219 142H217ZM217 143H216V145H217ZM222 143H223V142H222ZM250 143H248V144H250ZM261 143L263 144L264 142H261ZM261 143H260V144H261ZM11 144H10V146L12 147ZM14 144H16V143H14ZM18 144L21 146V145L24 144V143H23V142L20 143V141H19ZM25 144H24V145H25ZM38 144H39V142H38ZM80 144H82V143H80ZM94 144H95V143H93V145H94ZM162 144H165L164 141H163ZM167 144H165V147H166ZM248 144H246V146H247ZM260 144H259V145H260ZM262 144H261V146H259V145L257 144V146H255V147H256L258 150H256V148L254 147V148H253V149H255L254 151H253L252 148H251L252 146L249 147V145H248V148H249V149H247V148L245 147L246 150L243 148V146H245V144H243L242 147H241L242 144H240V145H238V146H240L239 148H242V149H243L242 151H241V149L239 150V151H241V152H240L241 154H242V153L244 154L245 151H246V152H247V151H253V152L258 151V153H257V152H255V153H256V155H257V154L260 155V154L263 152V147H264V145H263V147H262ZM1 145H2V142H1ZM3 145H4V144H3ZM30 145H31V143H30ZM32 145H33V143H32ZM41 145H42V144H40V146H41ZM93 145H92V146H93ZM169 145H167V146L169 147ZM180 145H181V146H180ZM206 145H205V146H206ZM235 145H236V146H235ZM250 145H252V144H250ZM10 146L8 145L7 147H10ZM20 146H18V147H20ZM26 146H27V145H26ZM37 146H38V145H37ZM37 146L34 145L35 148H36ZM69 146H71V145H69ZM76 146L79 148L80 145H79V146H78V145H75V146H73V147L77 148ZM92 146H91V147H92ZM229 146H230V145H229ZM258 146H259L260 148H259ZM5 147H6V146H5ZM14 147L16 148L17 146L14 145V146L12 147V149H13ZM18 147H17V148H18ZM21 147H22V146H21ZM23 147H24V146H23ZM44 147H45V146H44ZM47 147H48V145H47ZM161 147H164V146H161ZM161 147H160V149H161ZM177 147H178V146H177ZM177 147L175 146L174 148H177ZM201 147H203V148H201ZM207 147H206V149H207ZM217 147H219V146L217 145ZM220 147H224V145H223V146L221 145ZM261 147H262V148H261ZM1 148H2V146H1ZM1 148H0V149H1ZM27 148L30 149V147H27ZM27 148H26V149H27ZM32 148H33V146H32ZM35 148H33L32 150H34ZM40 148H41V147H40ZM40 148H39V149H40ZM42 148H43V147H42ZM42 148H41V150H42ZM45 148H46V147H45ZM158 148H159V147H158ZM166 148H167V147H166ZM210 148H208V149L211 150ZM214 148H216V147H214ZM214 148H213V149H214ZM250 148H251V150H250ZM2 149H3V148H2ZM2 149H1V150H2ZM6 149H7V148H6ZM6 149H5V152H6ZM9 149H10V148H9ZM9 149H7V150H9ZM18 149H20V148H18ZM47 149H48V148H47ZM71 149H72V148H71ZM160 149H158V150L160 151ZM164 149H165V148H164ZM203 149H204L205 151H202ZM231 149H230V150H231ZM236 149H237V150H236ZM260 149H262V151H261ZM1 150H0V151H1ZM14 150H15V149H14ZM14 150H13V151H14ZM20 150H21V149H20ZM24 150H25V149H24ZM32 150H31V151H32ZM161 150H162V149H161ZM168 150H169V149H167V151H168ZM215 150H217V149H215ZM215 150H212V151L215 152ZM15 151H17V150H15ZM15 151H14V152H15ZM21 151H22V150H21ZM155 151H156V150H155ZM165 151H166V150H165ZM170 151H169V152H170ZM218 151H219V150H217V153H218ZM239 151H238V154L240 155ZM243 151H244V152H243ZM260 151H261V152H260ZM2 152H4V151L2 150ZM8 152H9V151H8ZM34 152H35V151H34ZM34 152H33V153H34ZM44 152L46 153V150H45ZM162 152H164V151H162ZM169 152H168V153H169ZM206 152H208V156H206V155H207ZM9 153H10V152H9ZM12 153H13V152H12ZM12 153H10L11 156H13ZM24 153H26V152H24ZM27 153H28V152H27ZM33 153H32V154H33ZM41 153H42V152H41ZM45 153H44V154H45ZM153 153H154V152H152V154H153ZM160 153H161V152H160ZM171 153H170V154H171ZM175 153H176L177 155H175ZM209 153H210V154H209ZM224 153H223V155H224ZM236 153H235V154H236ZM259 153H260V154H259ZM10 154H9V155H10ZM13 154H14V153H13ZM28 154H29V153H28ZM163 154H167V153H163ZM238 154H236V155H237V157H236L237 160H236V159H233V157L236 156V155L234 156V154L232 155V157H229L228 161L230 162V163H229L230 165H232V164L234 163L233 160L238 161V159H239V157H240ZM245 154H247V155H249V154L253 155L252 152H251V153H250V152H249V153H245ZM0 155H2L1 152H0ZM6 155H7V154H6ZM42 155H43V154H42ZM153 155H154V154H153ZM155 155H156V153H155ZM168 155H167V157H168ZM212 155H211V156H212ZM215 155H216V153H215ZM219 155H220V154H219ZM223 155H222V156H223ZM258 155H257V156H258ZM262 155H264V153H263ZM33 156H34V155H33ZM35 156H36V154H35ZM39 156H40V155H39ZM156 156H157V155H156ZM156 156H154V157H156ZM160 156H162V155L160 154ZM164 156H166V155H163V157H164ZM205 156H206V157H205ZM216 156L218 157V158L215 157V159H217V160H219V158L221 157V155H220V157H219L218 154H217ZM224 156H225V155H224ZM224 156H223V158H224ZM230 156H231V155H230ZM244 156H245V155H244ZM260 156H261V155H260ZM7 157H8V155H7ZM40 157H41V156H40ZM47 157H48V156H47ZM167 157H165V158L167 159ZM181 157H182V158H181ZM241 157H242V155H241ZM246 157H247V156H246ZM249 157H250V156H249ZM251 157H253V158L255 157V158L257 159L256 156H251ZM261 157H263V156H261ZM261 157H259V158H261ZM5 158H6V157H5ZM8 158H9V157H8ZM27 158H28V157H27ZM31 158H32V157H31ZM36 158H37V156H36ZM151 158H152V157H151ZM223 158H222V160H223L224 162H222V163L224 164L225 161H227V160H226V158H225V160H224ZM242 158H243V157H242ZM247 158H248V157H247ZM255 158H254V160H255ZM259 158H258V160H259ZM12 159H14V158H11V161H12ZM33 159H34V158H33ZM48 159H49V158H48ZM153 159H154V158H153ZM153 159H152V160H153ZM158 159H159V157H158ZM158 159H157V161H156V159H155L154 161L159 162ZM187 159H186V161H187ZM212 159H213V158H212ZM215 159H214V160H215ZM244 159H246V158L244 157ZM0 160H1V159H0ZM4 160H6V159H4ZM4 160H3V161H4ZM14 160H15V159H14ZM28 160H29V159H28ZM40 160H41V159H40ZM44 160H45V159H44ZM159 160H160V159H159ZM201 160H202V159H200V162H202ZM220 160H221V158H220ZM220 160H219V162L216 161V160H215V162H214V163L218 162V163H219L218 165L221 166V167H219V166L217 165V163L215 164V170H216L217 172H218V171H221L220 169L222 168V166H225V165H226V164H224V165H220V163H221ZM248 160H249V159H248ZM262 160H263V159H262ZM7 161H8V160H7ZM11 161H9V162H11ZM30 161H31V159H30ZM49 161H50V160H49ZM189 161H188V162H189ZM209 161H210V160H209ZM228 161H227V162H228ZM236 161H235V162H236ZM239 161H240L239 164H241V161H242L241 158L239 159ZM243 161H244V160H243ZM245 161H246V160H245ZM259 161H260V160H259ZM259 161H257V167H258V165H259L258 163H260ZM28 162H29V161H28ZM32 162H33V160H32ZM39 162L41 163V161H39ZM47 162H48V161H47ZM161 162H163V160H162ZM166 162L168 163L169 160L166 161ZM188 162H187V166H188ZM211 162H212V160L210 161V163H211ZM249 162H250V161H249ZM252 162H254V161H252ZM255 162H256V161H255ZM0 163H1V162H0ZM14 163H16V162H13L12 164H14ZM29 163H30V162H29ZM37 163H38V160H37ZM40 163H39V164H40ZM49 163H50V162H49ZM167 163H166V166H167ZM203 163H204V162H203ZM207 163H208V161H207ZM207 163H206V164H207ZM214 163L212 162V165H214ZM231 163H232V164H231ZM245 163L247 164L248 162L246 161V162L242 163V164H241L242 167H244L243 165H244ZM1 164H2V163H1ZM3 164H5V163L3 162ZM7 164H8V163H7ZM10 164H11V163H10ZM42 164H43V163H42ZM45 164H46V163H45ZM47 164H48V163H47ZM58 164H59V163H58ZM58 164H57V165H58ZM156 164H157V163H156ZM162 164H163V163H162ZM189 164H190V163H189ZM227 164H228V163H227ZM229 164H228V165H229ZM236 164H238V162L235 163L234 165H232V167L234 166V167H237V169H238L239 167H238V165H236ZM263 164H264V163H263ZM263 164H261V165H263ZM15 165H16V164H15ZM32 165H33V164H32ZM35 165H36V163H35ZM35 165H33V166H35ZM61 165H62V164H61ZM61 165L58 166V168L61 167ZM64 165H65V164H64ZM159 165H160V164H159ZM159 165H158V166H159ZM196 165H197V164H196ZM198 165H199V164H198ZM228 165H226V167H227ZM241 165H240V167H241ZM4 166H5V165H4ZM6 166H7V165H6ZM6 166H5V167H6ZM9 166H10V165H9ZM33 166H32L31 169H33ZM45 166H47V165H45ZM45 166H44V167H45ZM162 166H163V168H162ZM162 166L160 167V169H161V168H162V169H166V168H164V167H166V166H164V164H163ZM246 166H247V165H246ZM251 166H252V164H251ZM254 166H255V165H254ZM0 167H1V166H0ZM26 167H29V166H26ZM41 167H42V166H41ZM44 167H43V168H44ZM66 167H67V164H66ZM155 167H156V168H159V167H157V165H156ZM169 167H168V168H169ZM211 167H212V166H211ZM229 167L231 168V166H228V168H229ZM234 167H233V168H234ZM255 167H256V166H255ZM255 167H254V168H255ZM263 167H264V166H263ZM7 168H8V166H7ZM10 168H11V167H10ZM34 168H35V167H34ZM50 168H51V167H50V165H49V169H50ZM61 168H62V167H61ZM198 168H199V167H198ZM198 168H197L196 170H199ZM201 168H202V167H201ZM201 168H200V169H201ZM212 168H214V167H212ZM228 168H227V170H228ZM233 168H231V169H233ZM245 168H246V167H245ZM245 168H244V169H245ZM247 168H248V167H247ZM258 168H259V167H258ZM12 169H13V168H12ZM12 169H10V170H12ZM38 169H39V168H38ZM51 169H53V168H51ZM51 169H50V171H51ZM55 169H56V168H55ZM63 169H64V166H63ZM65 169H66V168H65ZM194 169H193V170H194ZM202 169H203V168H202ZM202 169H201V170H202ZM205 169H206V168L204 167V170H205ZM209 169H210V167H209ZM235 169H236V168H235ZM237 169H236V170H237ZM244 169H243V170H244ZM1 170H2V168H1ZM1 170H0V171H1ZM6 170H7V169H6ZM25 170H26V169H25ZM29 170H30V168H29ZM35 170H36V169H35ZM41 170H42V168H41ZM41 170H40V171H41ZM58 170H59V169H58ZM60 170H61V169H60ZM60 170H59V171H60ZM154 170H155V168H154ZM154 170H153V172H154ZM166 170L168 171V169H166ZM166 170H165V171H166ZM193 170H192V171H193ZM196 170H195V172H196ZM213 170H214V169H212V172L209 173V174L214 175V173H215L216 171L214 172ZM223 170H224V168H223ZM223 170H222V171H223ZM241 170H242V168H241ZM248 170H251V169H248ZM263 170H264V169H263ZM8 171H9V170H8ZM8 171H7V172H8ZM13 171H14V169H13ZM17 171H18V170H17ZM17 171H14V173L17 172ZM54 171H55V170H54ZM63 171H65V170H63ZM206 171H207V170H206ZM208 171H209V170H208ZM208 171H207V174H206V175H208ZM222 171H221V173L224 175V174H225L224 172H226V169H225L224 172H222ZM228 171H229V170H228ZM228 171H227V172H228ZM258 171H259V169H258ZM5 172H6V171H5ZM7 172H6V173H7ZM11 172H12V171H11ZM33 172H35V171H33ZM41 172H45V171H41ZM41 172H40V173H41ZM188 172H189V171H188ZM204 172H205V171H204ZM209 172H210V171H209ZM227 172H226V173H227ZM232 172H234V171H232ZM241 172L243 173V171H241ZM244 172H245V171H244ZM246 172H248V171H246ZM6 173H5V176H6ZM19 173L21 174V172H19ZM29 173H30V172H29ZM31 173H32V171H31ZM31 173H30V174H31ZM40 173H39V174H40ZM47 173H49V172H47ZM50 173H51V172H50ZM53 173L55 174V172H53ZM57 173H58V171L56 172V174H57ZM154 173L156 174V172H154ZM157 173H158V171H157ZM161 173H163L162 170L160 171L159 174H161ZM192 173H193V172H192ZM196 173H197V172H196ZM196 173H195V174H196ZM201 173L203 174V172H201ZM219 173H220V172H219ZM219 173H217V174L219 175ZM221 173H220V175H221ZM248 173H249V172H248ZM17 174H18V172H17ZM20 174H19V175H20ZM23 174H24V173H23ZM26 174H27V173H26ZM30 174H27L26 176H28V175H30ZM54 174H53V175H54ZM56 174H55V176H56ZM168 174L166 175V174L163 173L164 176H168ZM195 174H194V177H196V176L198 175V174H197V175H195ZM217 174H216V175H217ZM240 174H241V173H240ZM2 175H4V174H2ZM13 175H14V174H13ZM13 175H12V173H11V176H13ZM32 175H33V173H32ZM36 175H37V174H36ZM36 175H35V176H36ZM43 175H44V174H43ZM46 175H47V174H46ZM58 175H60V174H58ZM186 175H187V174H186ZM206 175H205V176H206ZM9 176H10V175H9ZM11 176H10V177H11ZM21 176H22V175H21ZM23 176H24V175H23ZM40 176H41V175H40ZM40 176H39V177H40ZM200 176H201V174H200L199 176H197L196 178H199ZM205 176H204V177H205ZM214 176H215V175H214ZM221 176H222V175H221ZM227 176H228V175H227ZM262 176H264V175H262ZM2 177H3V176H2ZM14 177H16V175H15ZM33 177H34V176H33ZM41 177H42V176H41ZM43 177H44V176H43ZM43 177H42V178H43ZM48 177H49V176H48ZM57 177H58V176H57ZM159 177H160V176H159ZM159 177H158V178H159ZM162 177H163V176H162ZM191 177H192V176H191ZM194 177H192V178H194ZM206 177H207V176H206ZM208 177H209V176H208ZM211 177H212V176H211ZM223 177H224V176H223ZM237 177H238V175H237ZM3 178H4V177H3ZM12 178H13V177H12ZM12 178H11V180H12ZM26 178H27V177H26ZM30 178H31V176H30ZM44 178H45V177H44ZM49 178H51V177H49ZM156 178H157V177H156ZM158 178H157V180H158V182H159V179H158ZM177 178L179 179V177H177ZM189 178H190V177H189ZM200 178H202V177H200ZM213 178H214V177H213ZM226 178H228V177H226ZM234 178H236V177H234ZM234 178H233V181H234ZM240 178H241V176H240ZM242 178H243V177H242ZM242 178H241V179H242ZM244 178H245V177H244ZM244 178H243V179H244ZM15 179H16V178H15ZM19 179H20V178H19ZM19 179H18V180H19ZM24 179H25V178H24ZM28 179H29V178H28ZM28 179H26V180L28 181ZM31 179H32V178H31ZM31 179H30V180H31ZM33 179H35V178H33ZM180 179H181V178H180ZM194 179H195V178H194ZM203 179H204V178H203ZM220 179H221V178H220ZM237 179H239V178H236L235 180L237 181ZM243 179H242V180H243ZM245 179H246V178H245ZM5 180H6V179H5ZM11 180H10L9 182H11ZM22 180H23V179H22ZM40 180H41V179H40ZM160 180H161V178H160ZM182 180H183V179H182ZM195 180H196L195 182H197L199 179H195ZM209 180H210V179H209ZM213 180H214V179H213ZM213 180H212V181H213ZM215 180H216V178H215ZM217 180H218V179H217ZM223 180H224V178H223ZM226 180H227V179H226ZM20 181H21V180H20ZM179 181H180V180H179ZM179 181H176V182L179 183V186L176 185V184H178V183H176V184L174 183L175 186H177V189H178V187H179L180 189H182L183 187L185 188V187H187V185L189 184L188 181H185V182H181V181H180L181 184H180ZM192 181H193V180H192ZM199 181H200V180H199ZM201 181H203V180L201 179ZM204 181H205V180H204ZM219 181H220V180H219ZM221 181H222V180H221ZM221 181H220V182H221ZM236 181L234 182L233 185H235V183H238V182H239V181H238V182H236ZM2 182H3V181H2ZM14 182H15V181H14ZM17 182H18V181H17ZM174 182H175V181H174ZM189 182H190V181H189ZM206 182H207V181H206ZM215 182L217 183L218 181H215ZM225 182H226V181H224V183H225ZM19 183H20V182H19ZM21 183L23 184V182H21ZM156 183H157V182H156ZM187 183H188V184H187ZM210 183H211V181H210ZM240 183H241V182H240ZM240 183H238V184H240ZM242 183H243V182H242ZM0 184H1V183H0ZM25 184H26V183H25ZM153 184H154V183H153ZM174 184H173V186H174ZM191 184L193 185V183H191ZM194 184H195V183H194ZM201 184H202V183H201ZM208 184H209V181H208ZM217 184H218V183H217ZM226 184H227V183H226ZM238 184H236V185L238 186ZM11 185H12V184H11ZM13 185H14V184H13ZM27 185H28V184H27ZM27 185H26V186H27ZM154 185H155V184H154ZM192 185H191V186H192ZM205 185H206V184H205ZM220 185H221V184H220ZM236 185H235V186H236ZM245 185H246V184H245ZM245 185H244V186H245ZM21 186H22V185H21ZM26 186H24V187H26ZM155 186H157V185H155ZM164 186H165V185H163V187H164ZM166 186H167V185H166ZM225 186H226V185H225ZM225 186H223V187L225 188ZM240 186H241V185H240ZM244 186H243V188H244ZM16 187H17V185H16ZM16 187H15V188H16ZM18 187H19V186H18ZM192 187H193V186H192ZM192 187H190V188H192ZM194 187H195V186H194ZM201 187H203V185H202ZM218 187H219V186H218ZM218 187H217V188H218ZM223 187H222V189H223ZM241 187H242V186H241ZM174 188H175V187H174ZM198 188H199V186H198ZM198 188L195 187V189H196L197 191H198ZM235 188H236V187H235ZM238 188H239V187H238ZM246 188H247V187H246ZM0 189H1V186H0ZM175 189H176V188H175ZM186 189H188V187H187ZM219 189H220V188H219ZM219 189H217V190L219 191ZM170 190H171V189H170ZM192 190H193V189H192ZM196 190H194V191H196ZM200 190H201V188H200ZM217 190H216V191H217ZM173 191H174V190H173ZM176 191H177V190H176ZM181 191H182V190H181ZM187 191H188V190H187ZM197 191H196V192H197ZM201 191H203V190H201ZM218 191H217V192H218ZM221 191H222V190H221ZM234 191H235V190H234ZM236 191H237V190H236ZM243 191H244V190H243ZM198 192H199V191H198ZM204 192H205V190H204ZM211 192H212V191H211ZM213 192H214V191H213ZM223 192H224V191H223ZM241 192H242V191H241ZM245 192H246V191H245ZM176 193H179V192H176ZM181 193H182V192H181ZM188 193H189V192H188ZM191 193H192V192H191ZM202 193H203V192H202ZM214 193H216V192H214ZM237 193H239V192H237ZM259 193H260V192H259ZM1 194H2L1 196H3V193H1ZM5 194H6V193H5ZM7 194H8V193H7ZM11 194H12V193H11ZM11 194H10V195H11ZM198 194H199V193H198ZM218 194H220V191H219V193H217V195H218ZM223 194H224V193H223ZM225 194H227V192H226ZM230 194H231V193H230ZM232 194H233V193H232ZM232 194H231V195H232ZM241 194H243V192H242ZM176 195H178V194H176ZM196 195H197V194H196ZM200 195H201V192H200ZM205 195H206V194H205ZM212 195H213V193H212ZM212 195H209V196H212ZM217 195H215L216 198H217ZM258 195H259V194H258ZM1 196H0V197H1ZM5 196H6V195H5ZM11 196H12V195H11ZM11 196H10V197H11ZM203 196H204V195H203ZM206 196H207V195H206ZM218 196H219V195H218ZM222 196L224 197V195H222ZM225 196H226V195H225ZM236 196H237V194H236ZM236 196H235V197H236ZM240 196H241V195H240ZM240 196H239V197H240ZM10 197H9V198H10ZM201 197H202V195H201ZM212 198H213V196H212ZM218 198H219V197H218ZM5 199H6V198H5ZM11 199H12V198H11ZM14 199H15V198H14ZM207 199H210V198L208 197ZM213 199H215V198H213ZM213 199H212V200H213ZM228 199H230V198H228ZM232 199H233V198H232ZM260 199L262 200V198H260ZM7 200H8V199H7ZM30 200H33V199L30 198ZM226 200H227V199H226ZM233 200H234V199H233ZM8 201H9V200H8ZM16 201H17V200H16ZM28 201H29V200H28ZM229 201H230V200H229ZM231 201H232V200H231ZM262 201H263V200H262ZM4 202H5V201H4ZM12 203H14V202H12ZM8 204H9V203H8ZM16 204L18 205V203H16ZM30 204H31V202H30ZM224 204H225V203H224ZM32 205H33V204H32ZM1 206H2V205H1ZM3 206H4V205H3ZM10 206H12V204H11ZM36 206H37V205H36ZM36 206H35V207H36ZM5 207L8 208L7 206H5ZM13 207H14V205H13ZM30 207H32V206H30ZM30 207H29V208H30ZM14 208H16V207H14ZM33 208H34V207H33ZM40 208H41V207H40ZM88 208H89V207H88ZM88 208H86V209H88ZM2 209H3V208H2ZM2 209H1V210H2ZM12 209H13V208H12ZM30 209H31V208H30ZM62 209H63V208H62ZM1 210H0V211H1ZM8 210H9V208H8ZM8 210H6V211H8ZM16 210H17V209H16ZM31 210H32V209H31ZM33 210H34V209H33ZM36 210H37V208H36ZM38 210H39V209H38ZM38 210H37V211H38ZM90 210H91V209H90ZM3 211H5V210L3 209ZM42 211H44V210H42V208H41V212H42ZM86 211H87V210H86ZM28 212H30V211H28ZM28 212L26 213V215L28 214ZM33 212H34V211H33ZM59 212H60V211H59ZM1 213H3V212H1ZM9 213H10V212H9ZM14 213H15V212H14ZM35 213H37V212H35ZM35 213H32V214H34V216H35ZM39 213H40V211H39ZM43 213H44V212H42L41 214H43ZM60 213H61V212H60ZM3 214H5V213H3ZM7 214H8V213H7ZM10 214H11V213H10ZM10 214H9V215H10ZM16 214H17V213H16ZM32 214H31V215H32ZM5 215H6V214H5ZM28 215H30V214H28ZM39 215H40V214H39ZM83 215H84V214H83V212H82V216H83ZM86 215H87V214H86ZM89 215H90V214H89ZM87 216H88V215H87ZM1 217H2V216H1ZM3 217H4V215H3ZM25 217H26V216H25ZM25 217H24V218H25ZM36 217H38V216H36ZM40 217H41V216H40ZM43 217L45 218V216H43ZM92 217H93V216H92ZM17 218H18V217H17ZM17 218H15V219H17ZM34 218H35V217H34ZM34 218H32V221H33V220H34V221L37 220V218H35L36 220H35ZM38 218H39V217H38ZM49 218H50V217H49ZM49 218H48V219H49ZM57 218H59V217H57ZM85 218H86V217H85ZM6 219H7V218H6ZM6 219H5V220H6ZM11 219H12V218H11ZM25 219H26V218H25ZM25 219H24V220H25ZM27 219H28V218H27ZM40 219H41V218H40ZM40 219H39V221H40ZM60 219H61V218H59V220H60ZM92 219H94V218H92ZM92 219H91V220H92ZM9 220H10V216H9ZM18 220H19V219H18ZM42 220H43V219H42ZM53 220H55V217H54V219H52V221H53ZM57 220H58V219H57ZM57 220H56V221H57ZM0 221H1V224L3 225L4 222L2 223V221H4V219H3V220L1 219ZM32 221H31V224H32ZM37 221H38V220H37ZM46 221H47V219H46ZM56 221H55V222H52V224H53V223H56ZM60 221H61V220H60ZM89 221H90V220H89ZM93 221H94V220H93ZM10 222H11V221H10ZM12 222H13V221H12ZM16 222H17V221H16ZM28 222H29V221H28ZM57 222L60 223L59 221H57ZM66 222L71 223V222H69V221H66ZM41 223H42V222H40V224H41ZM47 223H48V221H47ZM50 223H51V222H50ZM50 223H48V224H50ZM15 224H16V223H15ZM31 224H29V225H31ZM40 224L38 223V225H40ZM52 224H51V225H52ZM56 224H57V223H56ZM65 224H66V226L68 225L67 223H65ZM65 224H64V225H65ZM72 224H73V223H72ZM9 225H10V224H8V226H9ZM24 225H26V224H24ZM29 225H28V226H29ZM51 225H50V227L53 226V225H52V226H51ZM61 225H63V224H61ZM69 225H71V224H69ZM10 226H12V224H11ZM10 226H9V227H10ZM13 226H14V224H13ZM42 226H43V225H42ZM42 226H41V227H42ZM48 226H49V225H48ZM59 226H60V225H59ZM59 226H57L58 230H59ZM71 226H72V225H71ZM73 226H74V225H73ZM119 226H120V223H119ZM145 226H146V225H145ZM24 227H25V226H24ZM29 227H30V226H29ZM34 227H37V222H36V225H34ZM50 227H49V228H50ZM53 227H54V226H53ZM55 227H56V225H55ZM69 227H70V226H69ZM69 227H68V228H69ZM134 227H135V226H134ZM42 228H43V227H42ZM44 228H47V227H44ZM57 228H55V229L53 228L54 231H56ZM71 228H73V227H71ZM136 228L138 229V227H136ZM136 228H135V230H136ZM2 229H4V228H2ZM7 229H8V227H7ZM7 229H6V230H7ZM30 229H32V231H33V228H32V227L29 228V230H30ZM38 229L40 230V228H38ZM61 229H62V227H61ZM69 229H70V228H69ZM145 229H146V228H145ZM4 230H5V229H4ZM36 230H37V229H36ZM42 230H43V229H42ZM45 230H46V229H45ZM45 230H44V231H45ZM47 230H48V229H47ZM49 230H50V229H49ZM58 230H57V231H58ZM65 230H67L66 227H65ZM138 230H139V229H138ZM147 230H148V229H147ZM149 230H150V229H149ZM2 231H3V230H2ZM11 231H12V228H11ZM54 231H53V234H54ZM60 231H62V230H59V231H58V234H59ZM140 231H141V233L143 232V230H140ZM4 232H5V231H4ZM41 232H42V231H41ZM62 232L65 233V232H64V229H63ZM69 232H70V231H69ZM69 232H68V233L66 232V233L69 234ZM71 232H72V231H71ZM122 232H123V231H122ZM124 232H126V231H124ZM2 233H3V232H2ZM5 233H6V232H5ZM28 233H29V232H27V234H28ZM33 233L35 234V232H33ZM37 233H38V232H37ZM45 233H46V232H45ZM48 233H49V232H48ZM48 233H47V234H48ZM143 233H144V232H143ZM143 233H142V234H143ZM40 234H41V233H39L38 236H41ZM53 234H52V235H53ZM61 234H62V233H61ZM67 234H65V236H66ZM125 234H126V233H125ZM125 234H124V235H125ZM136 234H137V232H136ZM138 234H139V231H138ZM3 235H4V234H3ZM29 235H30V234H29ZM55 235H57V233H56ZM55 235H54V236H55ZM59 235H60V234H59ZM130 235H131V234H130ZM147 235H148V234H147ZM147 235H146V236H147ZM5 236H6V235H5ZM7 236H8V234H7ZM50 236H51V235H49V237H50ZM54 236H53V237H54ZM60 236H62V235H60ZM65 236H64V237H65ZM69 236H70V235H69ZM120 236H121V234H120ZM120 236H119V237H120ZM136 236H137V235H136ZM49 237H48V239L50 240ZM62 237H63V236H62ZM121 237H122V236H121ZM126 237H127V236H126ZM129 237H130V236H129ZM131 237H132V236H131ZM3 238H4V237H3ZM6 238H8V237H6ZM13 238H14V237H13ZM35 238H36V237H35ZM58 238H59V237H58ZM67 238H68V237H67ZM67 238H66V239H67ZM15 239H16V238H15ZM38 239H39V238H38ZM41 239H42V238H41ZM46 239H47V238H46ZM46 239H45V242H43V243H46ZM48 239H47V240H48ZM68 239H69V238H68ZM119 239H122V238H119ZM128 239H129V238H128ZM135 239H139V238H135ZM142 239H143V238H142ZM10 240H11V238H10ZM22 240H23V239H22ZM24 240H25V239H24ZM31 240H32V239H31ZM31 240H30V241H31ZM35 240H36V239H35ZM39 240H40V239H39ZM39 240H38V241H39ZM116 240H117V239H116ZM122 240H123V239H122ZM126 240H127V239H126ZM131 240H132V238H131ZM4 241H5V242H4ZM14 241H17V239L14 240ZM26 241H27V240H26ZM30 241H29V242H30ZM41 241H42V240H41ZM54 241H55V239H54ZM64 241H65V240L63 239L62 242H64ZM67 241H68V240H67ZM67 241H66V242H67ZM117 241H118V240H117ZM119 241H121V240H119ZM127 241H128V240H127ZM3 242L6 243V240H3ZM9 242H11V241H9ZM12 242H13V240H12ZM19 242H20V241H19ZM39 242H40V241H39ZM39 242H38V243H39ZM55 242H56V241H55ZM68 242H70V241H68ZM128 242H129V241H128ZM14 243H15V242H14ZM16 243H17V242H16ZM50 243H51V240H50ZM50 243H49V244H50ZM58 243H59V241H58ZM60 243H61V242H60ZM60 243H59V244H60ZM64 243H65V242H64ZM64 243H63V244H64ZM123 243H124V242H123ZM18 244H19V243H18ZM18 244H17V245H18ZM23 244H24V243H23ZM25 244H26V243H25ZM40 244H41V243H39V245H40ZM127 244H128V243H127ZM2 245H3V247H4V244H2ZM21 245H22V244H21ZM21 245H20V246H21ZM26 245H27V244H26ZM26 245H25V246H26ZM30 245H31V244H30ZM30 245H29V247H30ZM34 245H35V243H34ZM37 245H38V244H37ZM45 245H46V244H45ZM50 245H51V246H49V247H51V248L53 247V249H54L55 246H57V245H54V244H53V246H52V243H51ZM116 245H118V244H116ZM124 245H125V244H123V246H124ZM128 245H129V244H128ZM0 246H1V245H0ZM9 246H11V244H10ZM14 246H15V244H14ZM18 246H19V245H18ZM27 246H28V245H27ZM64 246H65V244H64ZM74 246H75V245H74ZM5 247H6V245H5ZM12 247H13V245H12ZM21 247H22V246H21ZM47 247H48V246H47ZM61 247H62V246H61ZM69 247H71V246H69ZM69 247L66 246V247H64V248H67V250L69 251V249H68ZM72 247H73V246H72ZM75 247H76V246H75ZM75 247H74V249H75ZM125 247H126V246H125ZM0 248H1V249H0V250H1V253H0V254H2V252H3L2 249H3V248H2V246H1ZM8 248H9V247H8ZM8 248L6 247V249H8ZM14 248H15V247H14ZM14 248H13V249H14ZM26 248H27V247H25L24 249L22 248V249L25 250ZM32 248H33V247H32ZM35 248H36V249H35L36 251H33L32 249H31V251H33V252H37V247H35ZM56 248H57V247H56ZM58 248H59V247H58ZM121 248H122V245H121ZM6 249L4 248V250H5L4 252H6ZM11 249H12V248H11ZM16 249H17V248H16ZM29 249H30V248H29ZM33 249H34V248H33ZM38 249H40V248H38ZM53 249H50V250H51V251L56 250V249H54V250H53ZM74 249H73V250H74ZM114 249H115V247H114ZM125 249H126V248H125ZM125 249H124V250H125ZM8 250H9V249H8ZM18 250H19V249H18ZM18 250H17V251H18ZM26 250H27V249H26ZM46 250H47V249H46ZM46 250H45V251H46ZM50 250H49V251H50ZM62 250H63V249H62ZM9 251H10V250H9ZM17 251H16V255H17V253H18ZM19 251H20V250H19ZM21 251H22V250H21ZM21 251H20V252H21ZM31 251H30V253H31ZM47 251H48V250H47ZM57 251H58V249H57ZM115 251H116V250H115ZM4 252H3V254H4ZM22 252H23V251H22ZM22 252H21V254H22ZM26 252L28 253V251H26ZM42 252H44V251H42ZM58 252H59V251H58ZM74 252H75V251H74ZM74 252H73V253H74ZM78 252H79V251H78ZM88 252H89V251H88ZM88 252L86 251V253H88ZM7 253H8V252H7ZM7 253H6V254H7ZM12 253H13V252H12ZM23 253H25V252H23ZM27 253H26V255H27ZM50 253H51V252H50ZM52 253H53V252H52ZM61 253H62V252H61ZM61 253H60V254H61ZM69 253H70V252H69ZM6 254H5V255H6ZM9 254H10V253H9ZM9 254L6 255V257H5V258H7V260H6L7 262L9 261L8 259L11 258L10 256H12V255L9 256ZM19 254H20V253H18V255H19ZM35 254L37 255V253H35ZM35 254H34V255H35ZM41 254H42V253H41ZM48 254H49V252H48ZM54 254H55V253H54ZM64 254H65V252H64ZM64 254L62 253V255H64ZM75 254H76V253H75ZM79 254H82V253H79ZM79 254H77V255H79ZM89 254H91V253H89ZM5 255H4V256H5ZM13 255H14V256H12V257L14 258V257H15V254H13ZM30 255H31V254H30ZM46 255H47V253H46ZM52 255H53V254H52ZM62 255H61V256H62ZM66 255H67V254H66ZM71 255H72V253H71ZM8 256H9V257H8ZM23 256H24V255H23ZM27 256H28V255H27ZM41 256H42V255H41ZM43 256H45V255L43 254ZM55 256H57V255H55ZM59 256H60V255H59V253H58V257H57V258H59ZM64 256H65V255H64ZM68 256H69V254L67 255V258H68ZM72 256H73V257H74V256L76 257V255H72ZM85 256H86V254H85ZM90 256H91V255H90ZM0 257H1V259H2V260H0V261H5V259L3 260V258H4L3 256H0ZM2 257H3V258H2ZM21 257H22V256H21ZM24 257H25V256H24ZM29 257H30V256H29ZM32 257H33V255H32ZM53 257H54V256H53ZM53 257H52V260H53ZM73 257H72V258H73ZM82 257H84V255H83ZM82 257H81V258H82ZM13 258H12V259H13ZM26 258H28V257H26ZM35 258L37 259V257H35ZM47 258H48V257H47ZM49 258H51V255L49 256ZM49 258H48V259H49ZM54 258H55V257H54ZM61 258H62V257H61ZM87 258H88V257H87ZM91 258H92V257H91ZM91 258H90V260H91ZM16 259H17V258H16ZM19 259H21V258H20V255H19V257H18L17 260H19ZM23 259H25V258L22 257V260H23ZM39 259H40V258H39ZM43 259H44V257H43ZM69 259H70V258H68V259H67V262H66V263H68V264L70 263V262H68ZM74 259H75V258H74ZM76 259H77V257H76ZM76 259H75V260H76ZM85 259H86V257L84 258V261H85ZM13 260H15V258H14ZM32 260H34V259L32 258ZM45 260H46V259H45ZM137 260H140V259H137ZM137 260H136V261H137ZM25 261H26V259H25ZM27 261H28V260H27ZM27 261H26V263H27ZM36 261H37V260H36ZM36 261H33V262L35 263ZM46 261H47V260H46ZM55 261H56V260H55ZM61 261H62V260H61ZM72 261L74 262L73 259H72ZM79 261H80V259H79ZM84 261H83V262H84ZM12 262H13V261H12ZM21 262L23 263L24 261H21ZM28 262L30 263V261H28ZM37 262H38V261H37ZM41 262H42V261H41ZM57 262H58V261H56L55 264H57ZM59 262H60V260H59ZM73 262H72V263H73ZM75 262H76V261H75ZM75 262H74V263H75ZM81 262H82V261H81ZM83 262H82V263H83ZM87 262H88V261H87ZM1 263H2V262H1ZM9 263H10V262H9ZM13 263H14V262H13ZM16 263H17V262H16ZM19 263H20V262H19ZM22 263H21V264H22ZM31 263H32V262H31ZM43 263H45V261H44ZM46 263L49 264L50 262H49V263L46 262ZM46 263H45V264H46ZM61 263L64 264V262H61ZM61 263H60V264H61ZM66 263H65V264H66ZM77 263H78V262H77ZM89 263H90V262H89ZM131 263H133V262H131ZM142 263H143V262H142ZM2 264H4V263H2ZM5 264H6V262H5ZM17 264H18V263H17ZM23 264H25V262H24ZM32 264H33V263H32ZM39 264H40V262H39ZM78 264H79V263H78ZM85 264H86V263H85ZM87 264H88V263H87ZM129 264H130V263H129ZM135 264H136V263H135ZM140 264H141V263H140Z\"/></svg>",
  "mask_w": 264,
  "mask_h": 264
}]
</instances>
